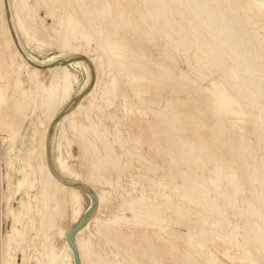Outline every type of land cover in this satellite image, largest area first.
<instances>
[{"label":"rangeland","instance_id":"obj_1","mask_svg":"<svg viewBox=\"0 0 264 264\" xmlns=\"http://www.w3.org/2000/svg\"><path fill=\"white\" fill-rule=\"evenodd\" d=\"M69 1H70V3H69ZM74 1V2H73ZM83 1V0H82ZM82 1H80L79 0V2H78V0H27L26 2L24 1H22V0H20V1H18V2H20L19 3V11L21 10V14H22V21H23V26H22V28L20 27V26H18L17 25V21L15 20V18L13 17V15L11 14V24H10V22H9V19H8V14H7V10H6V5H5V0H0V61L1 60H3V61H1V63H0V65L2 64V66H0V73L2 74V75H0V92H2L1 94H0V98H2V100H4V101H2L1 99V102L2 103H0V160L2 161L3 160V162H1L0 161V264H41L42 263V260H43V264H64L65 262H66V260L64 261L62 258H58V257H53V260L52 261H50L51 259H52V256H49L50 255V250H55V251H61L62 250V248L65 246V241H67V235L69 234V232L74 228V226H76V224H78L79 223V221L83 218V216L87 213V211L93 206V202H92V199H91V197L88 195V194H85V193H82L81 192V201L79 202L80 203V206H79V204H78V207H77V210L76 211H78V216H80V218L74 223L73 222V220H72V216H73V214H72V211H73V207L71 206V205H68L67 206V208H66V210H67V212L66 211H64V212H66V213H64V215H58V214H56L55 216H54V222H55V225H53V223L54 222H49V221H47L44 217H43V213H42V209H43V202L45 201L44 199H45V196H47V194L45 193L46 191H45V187L47 186V183L45 184L44 183V179H43V177H45V171H50L51 172V170H50V168H49V162H48V150L50 151V155H51V160H52V163H53V165H54V167H55V170L57 171V168H56V166L58 167V168H60L59 166L61 165V164H63L64 166H66L67 167V169H69L70 171H72V172H74V173H77L79 176H80V178H85V179H88L89 177L88 176H90L91 174H93V171H94V174H95V177L94 178H99L100 176H101V180H100V178L99 179H97V180H95V179H93V180H91L89 183L90 184H92L93 186H94V188H95V190L96 191H98L99 193H101V195H103V193H105L103 196H104V201H105V203H104V206L101 208V210L98 212V209L99 208H96V212H94L93 213V217L92 218H90L89 220H91V219H93L96 215H97V218H98V220L100 221V222H104V225L103 226H100L98 229L95 227L96 225H94V223L92 222L91 224H90V226H89V228H88V230L86 231V237L88 238V239H90V245H89V247L91 248H89L90 250V255H91V259H92V262H93V264H98V263H100L99 261H101V264H150V263H152L150 260H154V256H155V259H158L155 263H157L158 264V262L160 261V263H164V264H198L199 263V261H200V264H206L207 262V264H255V263H253L255 260H256V258H257V261H255L256 262V264H263L264 263V250H263V238H264V219L262 218V217H264V201H262L263 199H264V195H262V194H264V192L261 194V189H263L262 191H264V185H263V181H264V177H263V175H264V168H263V171H262V167H264V138H263V136H264V134L262 135V133H264V128H261L260 127V125L261 124H263V122H264V111L262 112V111H260L259 109H261V108H263L264 106H262V105H264V104H262V103H264L263 101V99H264V80H262V79H264V58H261V57H264L263 55V50L261 49V47H259V46H261V43H260V41L262 42V40H264V29L262 30L261 28H264L263 26L264 25H262V24H264V6H262V5H264L263 3V1L264 0H249L250 1V4L249 3H247L248 2V0H239V3H238V1L237 0H232V1H234V2H232L231 0H220V1H222L221 3L219 2V0L217 1V0H206V1H203V0H199V3L197 4L196 2H197V0H196V2H194V3H196V4H194L193 3V1H191V0H188V1H191L192 2V4H191V2L189 3L188 1H186V0H179V2L181 3H178V5H177V2H176V0H165V2H162V0H159L160 2H158V0H156V1H154V0H152V3H150L151 2V0H146L147 2L149 1V3H150V5H149V3H147V2H145V0H135V1H133L132 2V0H113L112 1V3L115 1V6L117 7V8H119L120 9V7H121V9L119 10V9H117V8H115V7H113L112 5V3H111V1L110 0H85V2H83L82 3ZM92 1V2H91ZM94 1V2H93ZM127 1H128V3H127ZM154 1V2H153ZM164 1V0H163ZM169 1V2H168ZM171 1H173V2H171ZM187 2V3H189V4H191V5H187L186 3H183V2ZM195 1V0H194ZM203 1V2H202ZM212 1V2H211ZM224 1V2H223ZM227 1V2H226ZM247 1V2H246ZM9 2H10V0H9ZM23 2V4H24V6H23V4L21 5V3ZM57 2V3H56ZM68 2V3H67ZM103 2L105 3V4H107L108 2L110 3V5H109V3H108V5L107 6H110V9L107 11V9H108V7L106 6L105 7V4L104 5H102L103 4ZM174 2H176V3H174ZM210 2V4L212 5L211 7H210V4H207L206 5V3H209ZM217 2H219V3H217ZM236 2V3H235ZM259 2V3H258ZM60 3V4H59ZM74 3H76V4H74ZM82 5H81V4ZM94 5H93V4ZM102 3V4H101ZM116 3H118L119 5V7L116 5ZM123 3V4H122ZM139 3V4H138ZM143 3H144V5H143ZM146 3V4H145ZM155 3H158V4H160V3H164L163 4V7H162V9L160 10L161 11V13H156V15H159V17L158 16H156L155 15V17H153V18H148L149 16H150V10L147 8V6L149 5V6H151V4H155ZM168 3H172L171 5L170 4H168ZM174 3V4H173ZM214 3V4H213ZM230 3V4H229ZM244 3H246V5H247V8H246V5L244 4ZM54 4H55V6H54ZM59 4V5H58ZM96 4V5H95ZM112 4V5H111ZM143 6H142V5ZM183 4H185L184 5V8L182 7L183 6ZM199 4H204V5H201L202 7H200V5ZM217 5L218 6V8L220 9V8H223V9H220L221 10V12L219 13V11H218V9H216L215 10V8L217 7V6H215L214 7V5ZM225 4V5H224ZM228 4V5H227ZM235 4V5H234ZM237 4H239V5H237ZM261 4V5H260ZM10 5V4H9ZM68 5H70V6H68ZM72 5V6H71ZM81 5V7H79ZM128 5V6H127ZM134 5V6H133ZM147 5V6H146ZM165 5V6H164ZM176 5V6H175ZM196 5V6H195ZM197 5H198V7H197ZM219 5L221 6L222 5V7H219ZM232 5V6H231ZM244 5H245V7H244ZM249 5V6H248ZM101 6V7H100ZM172 6V8H171V10L170 9H168V8H170ZM192 6V7H191ZM195 6V7H194ZM206 6H207V8H206ZM227 6H228V8H227ZM229 6H231V7H229ZM238 7V8H236V7ZM252 6V7H251ZM21 7H22V9H21ZM72 7H73V9H72ZM75 7V8H74ZM111 7H113V8H111ZM125 7V8H124ZM143 7H145L144 9H146V10H143ZM165 7V8H164ZM167 7V8H166ZM176 7V8H175ZM209 7V8H208ZM213 7V8H212ZM226 7V8H225ZM240 7L242 8H244V14H245V16H244V14H243V10H241L240 9ZM255 7V8H254ZM67 8V9H66ZM81 8V9H80ZM93 8V9H92ZM106 9V10H103L102 12H103V14L105 15V16H108V17H105L103 14H102V12H101V10H100V12H99V9ZM124 8V9H123ZM137 8V9H136ZM139 8V9H138ZM181 8H183L182 10H179V9H181ZM186 8H188V9H186ZM191 8H192V10H191ZM195 8H197V10L195 9ZM202 11L203 9V11L205 12V13H208V15L207 14H205V13H203V11L201 12V11H198L199 9ZM206 8V9H205ZM234 8H236V9H234ZM242 8V9H243ZM250 8H251V10H253V11H251L250 10ZM253 8V9H252ZM53 9V10H52ZM76 11H75V10ZM90 9H92L91 11H93L92 12V14H91V12L89 11ZM95 9V10H94ZM96 9L98 10L97 12L101 15H103L101 18H100V15L97 13V12H95L94 13V11H96ZM115 9V10H114ZM150 9H151V7H150ZM172 9H174V11L172 10ZM178 9V10H177ZM225 9H228V11L227 10H225ZM232 9H234V11L232 10ZM237 9H239V10H237ZM245 9H247V10H245ZM68 10V11H67ZM72 10V11H71ZM81 10H82V12H81ZM114 10V11H113ZM124 10V11H123ZM130 10V11H129ZM164 10H166V11H164ZM170 10V11H169ZM175 10H177V12H175ZM185 10L187 11V14L190 12L189 10H191L192 12H190L191 13V15L190 16H186L187 14H186V12H185ZM209 10H210V14H209ZM212 10V11H211ZM235 10H237V11H235ZM240 10H241V12H240ZM249 10V13L247 12ZM11 11V10H10ZM48 11V12H47ZM52 11V12H51ZM84 11V12H83ZM90 12V14H85V13H87V12ZM118 13H117V12ZM159 11V12H160ZM174 13H173V12ZM178 11L181 13V15H184V19L183 18H180L181 17V15L178 13ZM182 11V12H181ZM194 11H196V13L194 12ZM208 11V12H207ZM218 11V12H217ZM257 11V12H256ZM50 12V13H49ZM69 12H71L72 13V15H73V13L74 14H76L75 16V18H80L79 20H80V22H79V20L78 19H75V20H78V21H76L81 27L79 28H77L78 30H82V32H83V34H82V32H81V30H80V32H77V29L75 30L76 31V34L74 33V36H75V40H72V39H70L71 38V32H70V29L69 28H71V24H72V22L74 21L73 19H74V16H72L71 15V13H69ZM108 12V13H107ZM111 12V13H110ZM127 12H129V13H127ZM142 12V13H141ZM149 14H148V13ZM162 12H164V13H162ZM185 12V13H184ZM199 12V13H198ZM216 12V13H215ZM223 12H224V14H223ZM227 12H228V17L230 18H228L227 16H225V15H227ZM232 12V13H231ZM236 12V13H235ZM237 12H239L240 13V15H243V16H240L239 15V13H237ZM247 14H246V13ZM256 12V13H255ZM260 12V13H259ZM69 13V14H68ZM84 13V14H83ZM93 13H94V15H93ZM106 13H107V15H106ZM110 13V14H109ZM127 13V14H126ZM175 13H178V14H175ZM183 13V14H182ZM205 15H203V14ZM214 13V14H213ZM226 13V14H225ZM233 13H235L234 15H233ZM252 13L254 14L255 13V15H252ZM258 13V14H257ZM263 13V16L261 15ZM20 14V15H21ZM131 14V15H130ZM132 14H134V15H132ZM146 14H148V16H146ZM163 14V15H162ZM166 16H165V15ZM200 14V15H199ZM202 14V15H201ZM213 14V15H212ZM251 14V15H250ZM89 17H88V16ZM98 16L99 15V17L98 18H100V20L103 22V21H105L103 24L105 25H103L102 23L100 24L99 22H101L99 19H95V18H97L96 16ZM115 15H118V16H115ZM127 15V16H126ZM141 15V16H140ZM145 15V16H144ZM161 15V16H160ZM176 15H177V17H176ZM194 15V16H193ZM197 15V16H196ZM198 15H199V17L201 18V19H199L198 18ZM221 15V16H220ZM226 17H224V16ZM231 15H233V17L231 16ZM235 15H238V16H236L235 17ZM251 17H250V16ZM261 16V18H263V19H260L259 18V16ZM69 16H71V17H69ZM81 16H82V18H81ZM93 16V17H92ZM130 16V17H129ZM133 16V17H132ZM154 16V15H153ZM164 16V17H163ZM167 16L170 18V21H169V18L167 19ZM171 16V17H170ZM179 16V17H178ZM203 16H204V18H203ZM207 16H209V17H207ZM217 16V17H216ZM231 16V17H230ZM73 17V18H72ZM104 17V19L102 20V18ZM110 17V18H109ZM114 17V18H113ZM161 17H162V19H161ZM183 17V16H182ZM225 18V19H221V18ZM238 17V18H237ZM256 17H258V19H257V21L256 20H254ZM90 18V19H89ZM105 18H106V20H105ZM129 18V19H128ZM136 18V19H135ZM160 18V19H159ZM164 18H166L165 20L166 21H168L169 23L171 22L172 23V25H171V23H170V25L172 26L171 28H177V29H172L173 31V34H172V32L170 33L169 32V35H167L166 36V34L167 33H165L164 35H162L163 33H164V31H161L162 29H164L165 30V28L163 27V26H165L166 24H168V22H166V21H164ZM173 18H175L174 20H175V23L173 22ZM185 18H186V20H185ZM194 19V20H192V19ZM212 18V21L210 22V23H208L207 21H210V20H208V19H211ZM216 18H218V19H216ZM231 18H233V19H237V20H231ZM250 18V19H249ZM253 18V19H252ZM69 19H71L72 21H70ZM82 19V20H81ZM108 19V20H107ZM114 19H115V21H114ZM120 19V20H119ZM131 19V20H130ZM146 21H145V20ZM153 19V20H152ZM155 19H158L159 20V24H158V20H155ZM181 19H183V20H185V21H181ZM196 19H199V21L200 20H205V21H202L203 23L201 24V22H199L198 20H196ZM215 19V20H214ZM221 19V20H220ZM230 20V21H227V20ZM20 20V19H19ZM83 20H84V24H85V22H86V25H84L82 22H83ZM86 20H92V21H88L89 23H91V24H87V21ZM93 20H94V22H95V20H96V24H95V27H94V25H93ZM99 20V21H98ZM122 20H123V22H122ZM127 20V21H126ZM138 20V21H137ZM145 22H144V21ZM161 20H163L164 21V23L163 22H161ZM187 20H188V23H186L187 22ZM207 20V21H206ZM214 20V21H213ZM218 20V21H217ZM219 20H220V23L222 22V24H219ZM224 22H223V21ZM239 20H241V21H239ZM246 20V21H245ZM248 20V21H247ZM252 20V21H251ZM261 21V20H263V21H261V22H259V21ZM98 21V22H97ZM130 21H131V23H130ZM141 21V22H140ZM143 21V22H142ZM149 21V22H148ZM193 21V23H191ZM195 21V22H194ZM201 24V25H197V24H199L198 22ZM215 21H217V25H216V23H215ZM227 21V22H226ZM231 21H234V22H238L239 21V23H232ZM245 21V23H246V25H245V23H243ZM254 21H255V24H254ZM75 22V21H74ZM75 22V23H76ZM154 22H156V24L154 23ZM191 24H190V23ZM205 22V23H204ZM212 22H214V23H212ZM228 22H230V24L228 23ZM243 23V25H242V23ZM249 22H250V24H249ZM256 22H257V24L259 25V24H261V25H259V28H257L258 26H257V24H256ZM263 22V23H262ZM81 23H82V25H81ZM98 23V24H97ZM108 23V24H107ZM111 23V24H110ZM112 23H113V25H112ZM120 25H119V24ZM135 23H136V25H135ZM140 23V24H139ZM143 23V24H142ZM150 23V24H149ZM151 23L152 24H154L155 26H152L151 25ZM163 25H162V24ZM174 23V24H173ZM206 23H208L210 26H202V25H206ZM241 23V24H240ZM252 23V24H251ZM99 24H100V26L102 27L101 29L102 30H97V28L99 27ZM118 26H117V25ZM157 24H158V26H157ZM176 24L177 25H179V26H176ZM187 24H189V25H187ZM225 25L224 27H222V25ZM226 24H229L230 25V27H229V25H227L226 26ZM236 24V25H235ZM239 24H240V26H239ZM87 25H89V26H87ZM93 25V26H92ZM97 25H98V27H97ZM113 27H112V26ZM116 25V26H115ZM124 25V26H123ZM127 25V26H126ZM130 25H131V27H130ZM160 25V26H159ZM161 25H162V27H161ZM185 25V26H184ZM187 25V26H186ZM190 25H192V26H190ZM212 25V26H211ZM215 25V28H211V27H213ZM231 25H233V26H231ZM247 25L250 27H247ZM254 26V27H252V26ZM90 26H92V29H94L96 32H98V33H96L95 31H93L92 29H91V27ZM108 26V27H107ZM115 26V27H114ZM152 26V27H151ZM167 26V25H166ZM180 26H182V27H180ZM189 26V27H188ZM195 26H198V27H196L197 28V31H196V28H195ZM199 26H200V28H199ZM221 26V27H220ZM238 28H237V27ZM84 27H89V30H91V31H93V32H91V31H89L88 32V28H86V30H84V31H86L85 33H84V31H83V29H85ZM103 27L105 28L106 27V29H104L103 30ZM120 27V28H119ZM121 27H122V29H121ZM123 27H125V28H123ZM127 27H128V29H127ZM149 27H151V29H149ZM191 27V28H190ZM220 27V28H219ZM230 29H229V28ZM243 27V28H242ZM261 27V28H260ZM109 28V29H108ZM140 28V29H139ZM190 28V29H189ZM194 30H193V29ZM204 28V30L206 29V31H204V30H202ZM208 28H210V29H208ZM223 28V31L221 30ZM232 28V29H231ZM237 28V29H236ZM242 28V29H241ZM249 28V29H248ZM252 28H254L255 30H253ZM108 29V30H107ZM125 31H124V30ZM134 29V31H132V30ZM143 29V30H142ZM150 31H149V30ZM153 29V31H151ZM161 29V30H160ZM181 29H183V30H181ZM199 29H200V31H199ZM213 31H212V30ZM215 29V30H214ZM218 29H220L221 31H220V33H222V34H220L219 33V35L217 36L218 38H216V36H214V34H218ZM226 29H227V31H226ZM233 29H234V31H235V33L237 34H235L234 33V31H233ZM246 29H247V32H246V34L245 33H242V32H244V30L246 31ZM69 30V31H68ZM110 30H114V31H110ZM191 30H193V31H195V32H193V31H191ZM207 30H208V33H206L207 32ZM228 30H230V32L228 31ZM237 30V31H236ZM240 30H243V31H241V33L242 34H244V35H242L241 33H239L240 35H242L243 36V38H244V36L246 35V37H248V41H246V37H245V39H243V38H241L242 36H240L239 34H238V31L240 32ZM249 30V31H248ZM252 30H253V32H252ZM116 31V32H115ZM123 31H124V33H123ZM151 32V34L149 33V32ZM161 31V33H159ZM176 31H178V33L175 35V32ZM184 31V32H183ZM187 31H189V32H187ZM199 31V32H198ZM202 31H204V33L202 32ZM215 31V32H214ZM217 31V32H216ZM233 31V32H232ZM257 31V32H256ZM63 32V33H62ZM70 32V33H69ZM88 32V33H87ZM101 34H100V33ZM102 32H104V33H102ZM108 32H109V34H108ZM110 32H112V34L110 33ZM115 32V33H114ZM120 32V33H119ZM129 34H128V33ZM141 34H140V33ZM143 32H145V33H143ZM153 32H155V33H157L156 35H155V33H153ZM198 34H200L202 37H200V35H197V33ZM225 32H229V33H225ZM232 32V33H231ZM248 32H250V34L251 35H249V33ZM253 34H252V33ZM257 34H256V33ZM79 33V34H78ZM80 33L82 34V35H80ZM91 33V34H90ZM92 33H94V34H92ZM181 35H180V34ZM185 33V34H184ZM211 33V34H210ZM231 33V34H230ZM84 34H86L87 35V39H89V41L88 40H86L85 38H84V36H86V35H84ZM96 34H99V35H96ZM116 35V36H114V35ZM128 34V35H127ZM132 34V35H131ZM187 34V35H186ZM189 34V35H188ZM191 34V35H190ZM208 34H209V36H208ZM225 34V35H224ZM233 34V35H232ZM247 34H248V36H247ZM254 34H256V35H254ZM65 35V36H64ZM76 35H78V36H76ZM84 35V36H83ZM94 35H96L97 37L99 36V38H96V36L95 37H93ZM104 35V36H103ZM110 35H112V36H110ZM123 35V36H122ZM136 35V36H135ZM153 35V36H152ZM174 35V36H173ZM177 35H178V39H177ZM192 35L194 36L193 38H192ZM199 36V40H198V38H197V36ZM207 35V36H206ZM214 37V38H216V39H219V36H220V39H222L221 41H222V43H220V40H216V42H215V39L212 37V36ZM228 35V36H227ZM230 35V36H229ZM234 36L235 38H234V40L233 41H231L232 39H233V37L232 36ZM236 35V36H235ZM260 35V36H259ZM15 36V37H14ZM67 36V37H66ZM80 36H82V39H80V40H77V39H79L80 38ZM90 36V37H89ZM105 36H107L108 38H107V42H104L103 41V39H100V38H104ZM145 36V37H144ZM149 36V37H148ZM158 38H157V37ZM181 36V37H180ZM196 36V37H195ZM206 36V37H205ZM211 36V37H210ZM222 36H224L223 38H222ZM228 37V38H225V37ZM238 36H239V38H238ZM253 38H251V37ZM256 36H258V37H256ZM66 37V38H65ZM70 37V38H69ZM112 37V38H111ZM123 37V38H122ZM127 37H129V38H127ZM135 37V38H134ZM138 37V38H137ZM139 37H140V39H139ZM153 39H152V38ZM172 37V38H171ZM173 37H174V40H173ZM176 37V38H175ZM186 37V38H185ZM187 37H188V39H187ZM230 37H231V40H230ZM236 37H237V39H236ZM250 37V38H249ZM84 38V39H83ZM92 38H94V39H92ZM95 38H96V40L98 39V41L99 42H97L96 40H95ZM109 38H111V39H113V38H116V39H113L112 41H111V39H109ZM120 38V39H119ZM138 40H137V39ZM145 38V39H144ZM148 40H147V39ZM164 38V39H163ZM165 38L167 39V40H165ZM172 39V40H170V39ZM182 38V40L184 39V42L185 43H187V41H188V43L185 45V43L183 42V41H181L180 39ZM191 38V39H190ZM200 38H203V41L204 40H206L205 42H203L202 40H200ZM210 38V39H209ZM211 38H213V39H211ZM256 38L257 39H259V40H256ZM262 38V39H261ZM66 39H70V43H71V45H70V43L68 42L69 40H66ZM92 39V40H91ZM108 39L111 41H108ZM126 39V40H125ZM145 41H144V40ZM163 39V40H162ZM187 41H186V40ZM195 39L196 40H198V41H200V43L202 44H198V43H196V41H195ZM226 39V40H225ZM228 39V40H227ZM240 39H242L243 41H241ZM250 39V40H249ZM94 40H95V42H96V44H95V42H94ZM100 40H102V42L100 41ZM116 40H117V42L119 43V41H120V43H119V45H117L118 43L116 42ZM121 40H123V41H121ZM144 42H143V41ZM150 40V41H149ZM151 40H153V41H151ZM158 40V41H157ZM162 40V41H161ZM169 40L171 41V44H169L168 42H169ZM181 41L180 43H181V45L177 42V41ZM214 40V41H213ZM253 40H255L254 42H253ZM89 42V43H87V42ZM92 41V42H91ZM115 42L116 43V46L118 47V48H116L115 46H114V44L115 43H112V42ZM155 41V42H154ZM160 41V42H159ZM167 41V42H166ZM175 41V42H174ZM193 42V44H192V42ZM202 41V42H201ZM212 41V42H211ZM217 41H219V43H220V45H222L223 47H221L219 44H217ZM225 41V42H224ZM226 41H229V42H226ZM231 41V42H230ZM237 41H238V43H240L239 45L237 44ZM240 41V42H239ZM259 41V42H258ZM85 42L87 43V44H85ZM91 42V43H90ZM103 43V44H101V43ZM108 42H110V43H108ZM122 42H123V44H122ZM131 42V43H130ZM148 42V43H147ZM150 42H151V44H150ZM164 42H166L167 44H168V46L170 47V45H172V47H170V49H169V47L166 45V43L164 44ZM215 42V44H213ZM233 42H234V45L235 44H237V45H233ZM236 42V43H235ZM241 42L244 44V43H246V42H248L249 44L251 43L252 44V46H254V47H252L251 45H249L248 43H246V44H248L249 46H251L250 48H245L244 46H246V47H249L248 45H243V44H241ZM264 42V41H263ZM263 42H262V48H263V46H264V44H263ZM65 43H66V45H65ZM101 45H100V44ZM139 43V44H138ZM178 44V45H176V46H180V47H178V48H176V46H175V44ZM183 43V44H182ZM210 43H211V45H210ZM232 43V44H231ZM256 43V44H255ZM106 44H107V47H106ZM110 44L113 46V47H110ZM196 44L197 45H199V46H196ZM258 44H260V45H258ZM63 45H65V46H67V47H64ZM87 45H89V46H87ZM104 45V46H103ZM132 45V46H131ZM203 45H210L209 47L208 46H205V48L207 49V47H208V50H207V52L205 51L206 49L203 47ZM216 45H218V46H220L219 48H218V46H216ZM228 45V46H227ZM233 45V46H232ZM255 45H256V48L258 49V47L260 48V49H258L259 51H256L257 49L255 48ZM143 46V47H142ZM147 46V47H146ZM161 48H160V47ZM213 46H215V47H213ZM225 46V47H224ZM230 46V47H229ZM231 46L232 47H234V48H232V49H229V48H231ZM239 46H241V47H243V48H241V47H239ZM77 47H80V49H78ZM120 47V48H119ZM164 47V49H162ZM175 47V48H174ZM182 47V48H181ZM186 47V48H185ZM198 47H199V49H198ZM210 47H212V48H210ZM72 48V49H71ZM74 48H76V49H74ZM104 49V52H105V50H106V53L108 52V54H109V56L107 57V55H105L104 57H100V59H97V58H99V57H96L94 54H96L97 52V49H99V50H102V49ZM110 48V49H109ZM113 48V49H112ZM115 48V49H114ZM122 48V49H121ZM124 48V49H123ZM128 48V49H127ZM168 48V49H167ZM172 48V49H171ZM184 48H185V50H184ZM190 50H189V49ZM200 48H202V49H200ZM216 48V50L213 52V50ZM223 48V49H222ZM240 49L239 51H240V53H242V55H240V53H239V51L237 50V49ZM252 48H254V49H256V50H254V49H252ZM71 49V50H70ZM78 49V50H77ZM117 49L118 50H120V52L119 53H117L118 51H117ZM131 49H133V50H131ZM140 51H139V50ZM145 49V50H144ZM174 49V50H173ZM179 49V50H178ZM204 49V51H201V50H203ZM213 49V50H212ZM227 49V50H226ZM228 49H229V51H233V52H237L236 53V55H235V53H231L230 52V54L232 55V54H234L235 56H231L230 57V54H229V52H227V54L225 53L226 51H228ZM235 49V50H234ZM244 51H246V52H249V53H246V52H244ZM245 49H247V50H245ZM16 50L17 51H20L21 52V54L23 55V53H25L27 56L30 54V55H32L35 59H37L38 61H42V62H44V61H47L48 59H50V58H52V57H56V58H63V57H67V56H72V55H74V53H76V51H78L77 53L78 54H85V55H88L87 57H89V58H95L96 60H98L96 63H98V64H96L94 67H92V66H88V64L86 65V63L84 64V62H82V61H80L79 59V62H81L82 63V66H80V64H76V66H74L73 64H70V66L69 65H64V66H60V71L61 72H64L66 75L68 74V79H69V90H68V92L66 93V94H64L63 95V93H62V91L61 92H59V94H58V96L56 97V99H55V101H54V103H52V105H51V100L49 99V101L47 100L48 99V97H47V99H45L46 98V96H47V93H45L44 92V90H45V88H47L48 87V85H49V78H50V75H51V73H50V71H48V70H43L42 72H41V74H40V79H41V82H43V84L45 85V87H44V89L42 88V92L44 93H42L41 91V93H39L42 97H39L40 95L39 94H37L38 93V90L36 89V87L34 88V85L32 84V82H31V80H30V76H29V70H28V68H25V66H23L22 65V62H21V60H20V58L16 55ZM72 50H74V52L72 51ZM89 50H90V52H89ZM94 50H96V51H94ZM114 50H115V53H114ZM147 50V51H146ZM179 51V52H176L175 53V51ZM184 50V51H183ZM211 50V51H210ZM225 50V51H224ZM237 50V51H236ZM252 50H254V51H252ZM263 51V52H260V51ZM68 51H70V52H68ZM113 51V52H112ZM130 51V52H129ZM142 51V52H141ZM160 51V52H159ZM166 51V52H165ZM183 51V52H182ZM187 51V52H186ZM190 53H189V52ZM213 52V54H209V52ZM222 53H220V52ZM242 51V52H241ZM258 52V53H256V52ZM89 52V53H88ZM95 52V53H94ZM123 52V53H122ZM125 52L127 53L128 52V54H125ZM134 54H133V53ZM202 52V53H201ZM204 52V53H203ZM219 52V53H218ZM243 52H244V54H243ZM256 53V56H255V54L254 53ZM29 53V54H28ZM73 53V54H72ZM93 53V54H92ZM113 53L114 54H117V56H115L114 58H111V56L113 55ZM163 53V54H162ZM172 53V54H171ZM181 53V54H180ZM184 53H186V54H188V55H184ZM196 53H197V55H196ZM214 53H217L216 55V57L215 58H217L218 57V55H219V57L217 58V60L215 61V60H211L212 58H211V56L214 58V56H215V54ZM245 53L247 54V55H245ZM7 54H9V56L10 57H8V55ZM11 54V55H10ZM13 54V55H12ZM14 54H15V56H14ZM121 55V56H119V55ZM136 54H138V55H136ZM167 54V55H166ZM171 54V55H170ZM180 54V55H179ZM183 54V55H182ZM202 54V55H201ZM206 54H208V55H210V56H207ZM221 54V55H220ZM239 54V55H238ZM257 54H259V55H257ZM263 54V55H262ZM29 55V56H30ZM76 55V57H77V54H75ZM206 55V56H205ZM226 55V56H225ZM229 55V56H228ZM238 55V56H237ZM247 57V58H245V56ZM13 56V59L11 58ZM114 56V55H113ZM112 56V57H113ZM123 56V57H122ZM132 56H134L135 57V59H134V57H132ZM149 56L151 57V58H149ZM179 56V57H178ZM182 56V57H181ZM186 56V57H185ZM192 56H193V58H192ZM207 58V61H205L206 60V58ZM222 56V57H221ZM228 56V57H227ZM236 56H237V58H236ZM241 57V59H240V57ZM260 58H259V57ZM111 58L110 59V62L108 61L109 59L108 58ZM120 57V59H115V58H119ZM130 57H132V58H130ZM143 57H146L145 58V60H144V58ZM175 57V58H174ZM177 57V58H176ZM201 57H203V58H201ZM222 59H221V58ZM227 57V58H226ZM235 57V58H234ZM6 59V60H4V59ZM105 58V59H104ZM108 60H107V59ZM124 58V59H123ZM210 58V59H209ZM214 58V59H215ZM221 60H220V59ZM224 58H226V60L224 59ZM235 59V60H242L243 58L247 61H243L242 60V62L241 63H239L238 61H235V60H233L232 62H229V59L230 60H232V59ZM249 58H251V59H249ZM254 58V59H253ZM10 59V60H9ZM16 59V63H14L15 60ZM66 59V58H65ZM101 59H103V60H101ZM128 59V60H127ZM132 59V60H131ZM137 59V60H136ZM140 59V60H139ZM152 59V60H151ZM154 59V60H153ZM167 59H169V60H167ZM195 59V60H194ZM208 59H209V61H208ZM228 59V60H227ZM259 59V60H258ZM261 59V60H260ZM55 60H59V59H55ZM54 60V61H55ZM118 60H119V63H118ZM135 60V61H134ZM158 60V61H157ZM162 60V61H161ZM165 60V61H164ZM203 60V61H202ZM218 60H219V62H220V64L222 65V64H224V65H216V64H219V62H218ZM227 61L226 63H224V61ZM7 61V62H6ZM107 61H108V63H107ZM117 61V62H116ZM125 61V62H124ZM127 61V62H126ZM150 61V62H149ZM156 61V62H155ZM173 61V62H172ZM200 61H201V63H200ZM211 61L213 62H217L216 64H214V62L213 63H211ZM234 61L236 62V63H234ZM2 62H4V63H2ZM13 62V63H12ZM102 63L103 65L101 66V64L100 63ZM120 62H121V64H120ZM126 63L125 64V68H124V70H123V68L120 70L119 68H117V66H121V67H123V63ZM133 62V63H132ZM144 64H143V63ZM166 62H168V63H166ZM208 62H210V64L208 63ZM223 62V63H222ZM237 62H238V64H237ZM250 62V63H249ZM164 63V64H163ZM166 63V64H165ZM177 63V64H176ZM206 63V64H205ZM230 63H234V65L236 64V65H238V66H240V67H235L234 68V66H232V64H230ZM247 63H249L250 65H248ZM6 64V65H5ZM11 64L13 65V66H11ZM108 64H109V66H108ZM110 64H112V65H110ZM116 64V65H115ZM152 64V65H151ZM156 64V65H155ZM186 64V65H185ZM202 64V65H201ZM214 64V65H213ZM226 64H228V66L226 65ZM240 64V65H239ZM252 64V65H251ZM3 65H5V67H7V68H5ZM7 65H9V66H11V68H9ZM18 65H21V66H18ZM145 65V66H144ZM154 65V66H153ZM165 65V66H164ZM195 65V66H194ZM206 65V66H205ZM229 68V69H233L232 71H231V73H230V71H229V69L226 67V66ZM242 65V66H241ZM246 66V68L247 69H245V66ZM17 66L19 67V68H17ZM78 66V67H77ZM111 66V67H110ZM116 66V67H115ZM158 66V67H157ZM178 66V67H177ZM187 66V67H186ZM189 66V67H188ZM204 66H205V69H204ZM208 66V67H207ZM211 66H213L212 68L213 69H211V68H209V67H211ZM215 66H216V68H215ZM222 67L223 68V66H225V68L227 69H223V70H221L222 68H219V67ZM230 66H232V67H230ZM1 67H3V68H1ZM108 67H110V68H108ZM120 67V68H121ZM169 67V68H168ZM174 67L176 68L175 70H174ZM242 67H243V69H242ZM254 67V68H253ZM13 68H14V70H13ZM97 68V69H96ZM103 68V69H102ZM173 68V69H172ZM208 68H209V70H210V72H208L207 70H208ZM215 68V69H214ZM237 68V69H236ZM238 68H240V69H238ZM8 69V70H7ZM12 69V70H11ZM22 69V70H21ZM96 69V70H95ZM101 69V70H100ZM115 69V70H114ZM117 69H118V72H117ZM193 69H195V70H193ZM201 69V70H200ZM207 69V70H206ZM221 70V72H219L218 70ZM236 69V70H235ZM4 70V71H3ZM6 70V71H5ZM19 70H21V71H19ZM67 72H66V71ZM120 70V71H119ZM123 70V71H122ZM164 70V71H163ZM182 70V71H181ZM203 70V71H202ZM237 70H239L238 72H237ZM243 70V71H242ZM7 71H8V73H7ZM12 71H14V72H12ZM115 71V72H114ZM148 71H149V73H148ZM163 71V72H162ZM192 71V72H191ZM196 71V72H195ZM226 71V72H225ZM236 71V72H235ZM242 71V73H243V75H242V73H239V72H241ZM3 72H4V74H3ZM5 72H6V74H5ZM18 72V73H17ZM90 72H91V74H90ZM99 72V73H98ZM107 72L109 73V77H107L108 75H107ZM117 72V73H116ZM120 72V73H119ZM159 72H161V73H163V74H161V73H159ZM184 72V73H183ZM191 72V73H190ZM201 72H203L204 73V76H203V73H201ZM207 72V73H206ZM217 72H219V73H217ZM229 72V73H228ZM232 72H233V74H232ZM246 72H248V73H246ZM9 73H11V76H10V74ZM14 73H15V75H14ZM20 73V74H19ZM103 73H104V75H103ZM111 73V74H110ZM165 73H166V75H165ZM182 73V74H181ZM200 73L202 74V75H200ZM215 75H213V74ZM215 73H217V74H215ZM220 73H221V75H220ZM223 73V74H222ZM227 75H226V74ZM246 73V74H245ZM10 76V78H9V76ZM114 74H116V76L118 77H116ZM120 74H122V75H120ZM140 74V75H139ZM144 74V75H143ZM179 74H180V76H179ZM205 74H206V76H205ZM213 76H212V75ZM226 75L225 77L224 76H222V75ZM229 74H232V75H236V76H232V78H230V75ZM239 74H241V75H239ZM245 74V75H244ZM5 75H7V78L6 77H2V76H5ZM18 75V76H17ZM101 75H103V76H101ZM111 75V76H110ZM119 75V76H118ZM163 75H165V78H164V76ZM171 75V76H170ZM97 76V77H96ZM114 76L117 78H114ZM120 76L122 77V78H120ZM151 76V77H150ZM162 76V77H161ZM188 76V77H187ZM197 78L198 80H200V81H198V80H196L195 78ZM202 78H204V79H202ZM213 77V79H212V77ZM222 77V80L223 81H221V78H219V77ZM227 76H228V78H227ZM1 77L2 78H4V79H1ZM95 77V78H94ZM106 77H107V79H106ZM112 77H113V80H112ZM139 77H141V78H139ZM144 77H146V78H144ZM156 77H158V78H156ZM179 77H180V79H179ZM186 77V78H185ZM206 77H208L209 79H207L205 82H204V80L206 79ZM214 77H218L219 78V80H218V78H214ZM223 77H224V79H226L225 80V83H224V79H223ZM132 78V79H131ZM153 78V79H152ZM162 79V78H164V80L165 81H163V80H161L160 81V79ZM169 78V79H168ZM175 78V79H174ZM184 78V79H183ZM187 78H188V81H187ZM234 78V82L232 81H230V82H228L229 81V79H233ZM238 78H241V79H243L242 80V83H241V81L240 80H238ZM246 78H248V79H246ZM6 79H8V80H6ZM11 79V80H10ZM13 79V80H12ZM18 79H20L19 81L16 80ZM89 79V80H88ZM95 79H97V80H95ZM123 79V80H122ZM131 79V80H130ZM139 79V80H138ZM154 79H156V80H154ZM172 79V80H171ZM182 79V80H181ZM190 79V80H189ZM202 79V80H201ZM1 80H3V81H1ZM94 80L96 81V82H94ZM101 81V82H98V81ZM111 80H112V82L113 81H115V82H113V83H111ZM118 80H121V81H123L122 82V84L121 83H119L120 81H118ZM135 80V82L133 83V81ZM137 80V81H136ZM147 80V81H146ZM151 80V81H150ZM191 80H192V82H191ZM218 80V82H216ZM236 80H238V81H236ZM150 81V82H149ZM171 81V82H170ZM174 83H173V82ZM180 81L181 82H183V83H180ZM215 81V82H214ZM219 81H221V83L219 82ZM236 81V82H235ZM240 81V82H239ZM5 82H6V86H8V87H6L5 86ZM20 82V83H19ZM144 82V83H143ZM160 84H159V83ZM187 84H186V83ZM194 82V83H193ZM201 83V85H199V83L198 84H196V83ZM223 82V83H222ZM227 82V83H226ZM237 82H238V84H237ZM3 83V84H2ZM14 83V84H13ZM16 83V84H15ZM17 83H19L20 84V89H19V87H18V85L19 84H17ZM93 83V85L94 84H96L97 83V89L99 88V90H97V92H96V94H98V95H95L96 97H94L93 99H91V100H83V102H82V106L84 107V113L83 114H81V115H79V117H77V119H75V121L73 122V123H71L69 120H65V122L64 121H61V123L62 122H64V124H61L60 123V120L62 119H60L57 123L58 124H56L55 125V127L53 128V130L52 131H50V128H51V124H50V120L52 119V121L51 122H53L54 120H55V118L58 116V114H60L63 110H65L72 102H73V100L80 94V93H82L84 90H86L91 84ZM98 83L99 84H101V86L100 85H98ZM109 83H111L112 84V86L109 84ZM172 83V84H171ZM179 83H180V89L178 88V87H176V84H178L179 85ZM195 84L194 86H193V84ZM206 83V84H205ZM213 83H215V85L213 84ZM219 83V84H218ZM233 83H236V87L237 86H240V87H238V88H236L235 87V85H233ZM240 83V84H239ZM254 83H256V84H254ZM263 83V84H262ZM8 84V85H7ZM105 84V85H104ZM108 84V85H107ZM137 84V85H136ZM164 84V85H163ZM184 84H186V85H184ZM221 84H223L222 86H224L225 84H227L226 86V89L224 90V92H225V94L227 93V92H229V91H233V92H229V93H227V94H229V95H226V96H229V97H231V98H233V101L235 102L234 104L236 105H234L233 104V102L229 105V107L226 109V110H223V111H219L218 109H220V105L222 104V102H223V99L225 98V94H224V92H222L223 90V88H222V86H221ZM229 84H232L233 86H231V85H229ZM16 86L17 85V87H14V86ZM115 85L119 88V89H116L117 87H115ZM134 85H135V87H134ZM159 85V86H158ZM167 85H169V87L167 86ZM171 85V86H170ZM172 85L174 86L173 88H172ZM197 85H198V87H197ZM212 85H214V86H212ZM243 85V86H242ZM12 86L14 87V88H12ZM99 86V87H98ZM104 86V87H103ZM112 87V89H111V87ZM139 86V87H138ZM200 86H201V89H202V86H203V90L201 91V89H195V88H200ZM207 86V87H206ZM218 86V87H217ZM230 86L232 87V90H231V88H230ZM6 88V89H4V88ZM11 87V88H10ZM106 87V88H105ZM109 87H110V89L111 90H113L112 92L110 91V93H108L109 92ZM114 87V88H113ZM121 87V88H120ZM122 87H123V90H121V92L119 91L120 89H122ZM151 87V88H150ZM182 87V88H181ZM193 87H195V88H193ZM205 87H206V89H205ZM210 87H214V88H210ZM216 87V88H215ZM220 87V88H219ZM235 87V88H234ZM10 88V89H9ZM17 88V89H16ZM103 88V89H102ZM147 88H148V91H147ZM155 88V89H154ZM158 88V89H157ZM176 88L178 89V90H176ZM210 90H209V89ZM228 88V89H227ZM234 88V89H233ZM239 88H240V90H239ZM16 89V90H15ZM21 89H22V91H21ZM33 89V90H32ZM102 89V91L104 92V94L105 95H107L106 93H108V95L107 96H105L104 94H103V92H100V90ZM115 89V90H114ZM173 89V90H172ZM214 91V92H212V90ZM217 89V90H216ZM218 89H221V90H219L218 91ZM255 89V90H254ZM5 90H6V92H5ZM12 90V91H11ZM17 91V92H15V91ZM24 90V91H23ZM30 90H31V92H30ZM105 90V91H104ZM106 90H107V92H106ZM117 90L119 91V93L117 92ZM155 92H154V91ZM157 90V91H156ZM160 90H162L161 92H160ZM193 90V91H192ZM195 90V91H194ZM199 90V91H198ZM241 92V93H239V91ZM259 90V91H258ZM7 91H8V93H7ZM11 91V92H10ZM21 91V92H20ZM37 91V92H36ZM99 91V92H98ZM115 91H116V93H115ZM151 91V92H150ZM170 91V92H169ZM172 91H173V93H172ZM175 91H176V93H175ZM178 91V92H177ZM211 93H210V92ZM237 91V92H236ZM258 91V92H257ZM14 92V93H13ZM25 92V94L23 95V93ZM33 92V93H32ZM145 92V93H144ZM190 92V94H188ZM197 92H200L201 94H205L204 96L205 97H203V95H201L200 94V96L198 95V93ZM203 92V93H202ZM209 92V93H208ZM217 92V94H214V93H216ZM236 92V93H235ZM243 92V93H242ZM254 92V93H253ZM262 92H263V94H262ZM6 93H7V95H6ZM21 93H22V99H21ZM36 93V94H35ZM112 93H115V94H112ZM154 93H155V95H154ZM157 93V94H156ZM159 93V94H158ZM171 93V94H170ZM192 93H196L195 95H193ZM206 93H208V94H206ZM232 93H233V96H232ZM5 94V95H4ZM11 94L13 95V97L15 96V98L14 99H16L17 101H15L14 99H13V97L11 96ZM16 94V95H15ZM17 94H19V97H20V101H19V98H18V96H17ZM32 94V95H31ZM102 94V95H101ZM117 94V95H116ZM147 94V95H146ZM174 94V95H173ZM220 94H221V96H222V99H221V96H220ZM234 94H238V96L236 97V95L234 96ZM99 95H101L102 96V98H101V96H99ZM111 95H112V97H111ZM113 95L115 96V97H113ZM172 95H173V97H172ZM179 95V96H178ZM190 95V96H189ZM207 95H211V96H207ZM216 95V96H215ZM231 95V96H230ZM242 95V96H241ZM255 95V96H254ZM259 95H261L262 96V98H261V96H259ZM2 96V97H1ZM25 96V97H24ZM29 98H31V99H29ZM36 96H38V98H36ZM104 96V97H103ZM141 96H143V97H141ZM146 96V97H145ZM154 96H156V97H154ZM169 96H171V97H169ZM176 96V97H175ZM207 96V97H206ZM215 96V97H214ZM3 97H5V99H3ZM9 97L10 98H12L14 101V103L11 101V102H9L8 103V100H9ZM17 97V98H16ZM100 97V98H99ZM105 97H106V99H105ZM117 97H119V98H117ZM154 99H153V98ZM179 97V98H178ZM195 97V98H194ZM197 97V98H196ZM218 97H220V98H218ZM237 98V104H236V98ZM257 97V98H256ZM258 97L259 98H261L262 100H260V99H258ZM8 98V99H7ZM25 98H26V100H25ZM37 99L38 101H39V99H40V101H39V103H38V101L37 100H34V99ZM97 98V99H96ZM114 98H116V99H114ZM123 98V99H122ZM142 98V99H141ZM150 98V101L148 100V99ZM151 98H152V100H151ZM171 98V102H169L170 100L169 99ZM174 98V99H173ZM177 98V99H176ZM183 98V99H182ZM191 100H190V99ZM235 98V99H234ZM238 98H240V99H238ZM12 99H10V100H12ZM29 99V100H28ZM95 99V100H94ZM115 101H114V100ZM125 99V100H124ZM146 99V100H145ZM175 99H176V101H175ZM180 101H182V102H180ZM192 99H194V100H192ZM243 99V100H242ZM7 100V101H6ZM21 100H22V103H21ZM32 100V101H31ZM106 101L107 103H108V101H109V104L107 105V103L106 102H104V101ZM110 100H113L114 101V103L112 102V101H110ZM168 100V101H167ZM201 100V101H200ZM256 100V101H255ZM257 100H259V101H257ZM26 101V102H25ZM29 101L31 102L30 104H29ZM36 101H37V103H36ZM82 101V100H81ZM91 103H90V102ZM97 101H98V104L100 105L101 104V106L99 107V105L97 104ZM124 101V102H123ZM147 101V102H146ZM190 103H189V102ZM198 101H199V103H198ZM252 101V102H251ZM17 104H16V103ZM24 102V103H23ZM41 102H43V104L41 103ZM46 102V103H45ZM48 102H50V104L48 103ZM101 102V103H100ZM110 102H112V104H113V106L110 104ZM149 102V103H148ZM169 102V103H168ZM179 102V103H178ZM188 102V103H187ZM196 102V103H195ZM239 102H240V104H239ZM258 102V103H257ZM4 103V104H3ZM6 103V104H5ZM23 104V105H21V108L19 107L20 106V104ZM26 103H27V108L25 107L26 106ZM35 103V104H34ZM56 103V104H55ZM89 103H90V105L91 104H93L92 105V107L89 105ZM105 103V104H104ZM124 103V104H123ZM147 103V104H146ZM170 103H172L171 105H170ZM186 103V104H185ZM193 103V104H192ZM198 103V104H197ZM254 103V104H253ZM261 105H260V104ZM3 104V105H2ZM16 104V105H15ZM28 104L30 105V107L28 106ZM40 104H42V105H40ZM47 104H49V105H47ZM130 104H131V109H129L130 108ZM141 106H140V105ZM167 104V105H166ZM168 104H169V106H168ZM179 104V105H178ZM182 104H184V105H182ZM195 104H197V105H195ZM242 104V106H240ZM258 104V105H257ZM38 105H40V107L38 106ZM98 105V108L96 107ZM110 105V106H109ZM126 106V107H128V110H127V108L126 109H123L124 108V106ZM142 105H143V107H142ZM187 105V106H186ZM188 105L190 106V107H188ZM193 105H194V107H197V108H194L193 107ZM232 105H234L236 108H238L237 109V111H236V108H234V110H235V112H234V110H233V107L234 106H232ZM243 105H244V108H243ZM255 105H257L258 106V110L256 109V107L257 106H255ZM3 106H4V108H3ZM6 106V107H5ZM20 108V111L18 112L17 110H19V108ZM26 108H24V107ZM34 106H36L37 108H39V109H37L36 110V108L34 107ZM106 106V107H105ZM111 107V108H109V107ZM122 106V107H121ZM168 106V107H167ZM177 106V107H176ZM181 106L182 107H184V106H186V107H184V108H181ZM239 106H240V108H239ZM255 106V107H254ZM15 107H17V108H15ZM30 109H29V108ZM89 107H91V108H89ZM94 107V108H93ZM108 107V108H107ZM114 107H115V110H114ZM137 107V108H136ZM139 107V108H138ZM146 107H148L147 109H148V112H147V109L146 110H144ZM167 107V109L168 110H172L173 112V114H174V109L176 110V108H177V110L175 111V115H177V117L179 116V119L177 120V122H175V121H173V122H171V121H169L170 119L169 118H163L164 117V114L166 113V112H168V110L167 109H165ZM179 107V108H178ZM190 108V110H192V108L191 107H193L194 109H193V111H190L188 108ZM24 108V109H23ZM34 108H35V110L36 111H32V110H34ZM50 108V109H49ZM90 110H88V109ZM95 108H97V109H95ZM107 108V109H106ZM120 108V109H119ZM135 108V109H134ZM144 108V109H143ZM151 108V109H150ZM158 108V109H157ZM186 108V109H185ZM232 108V109H231ZM242 108V109H241ZM17 109V110H16ZM49 109V110H48ZM94 109V110H93ZM99 109V110H98ZM150 109V110H149ZM182 111H181V110ZM187 110V111H185V110ZM245 109V110H244ZM251 109V110H250ZM256 109V110H255ZM264 109V108H263ZM23 110V111H22ZM102 110V111H101ZM126 110V111H125ZM130 110V111H129ZM132 110V111H131ZM137 110H139V111H137ZM142 110V111H141ZM157 110V112L155 113L156 115H155V117L154 116H152V115H154V113H152V114H150V111L151 112H154V111H156ZM178 110H179V112H178ZM197 110V111H196ZM199 110V111H198ZM241 110V112H239ZM244 110V111H243ZM255 110V111H254ZM262 110V109H261ZM22 111V112H21ZM29 111V112H28ZM91 111H92V113H91ZM121 111V112H120ZM125 111V112H124ZM129 111V112H128ZM137 111V112H136ZM159 111L160 112H162V113H159ZM190 111V112H189ZM196 111V112H195ZM251 111V112H250ZM253 111V112H252ZM258 111V112H257ZM104 112V113H103ZM120 112V113H119ZM164 112V113H163ZM183 112V113H182ZM191 112H193V114L191 115ZM239 112V113H238ZM243 112V113H242ZM246 112V113H245ZM256 113V115H258V116H256L255 115V113ZM259 112H261V113H263V114H258ZM16 113H18V114H16ZM109 113V114H108ZM122 113V114H121ZM133 113V114H132ZM146 113V114H145ZM148 113V114H147ZM158 113L160 114V115H158ZM169 113H170V111H169ZM177 113V114H176ZM185 113V114H184ZM190 114L191 115V117L193 118H191L190 117V115H188V114ZM236 113V114H235ZM242 115H241V114ZM254 113V114H253ZM16 114V115H15ZM33 114V115H32ZM100 114H102V115H100ZM161 114H163V115H161ZM200 114V115H199ZM201 114H202V116H201ZM235 114V115H234ZM238 114V115H237ZM240 114V115H239ZM18 115H20V119H21V121L19 120V116ZM109 115H110V117H109ZM115 117H114V116ZM126 115V117L124 118V116ZM184 115H186V116H183ZM194 115V116H193ZM260 115V116H259ZM16 116V117H15ZM38 116V117H37ZM53 118H52V117ZM88 116V117H87ZM102 116V117H101ZM122 116V117H121ZM189 116V117H188ZM238 116V117H237ZM240 116H242V117H240ZM248 116V117H247ZM261 116H262V118H261ZM12 117H14L13 119H12ZM29 117V118H28ZM39 117H40V119H39ZM51 117V118H50ZM109 117V118H108ZM113 117V118H112ZM156 117H158V120L156 119ZM160 117L162 118L161 119V121H160V124H159V120H160ZM180 117H182V118H180ZM188 117V118H187ZM252 117H255V118H257V119H255V118H252ZM18 119L22 124H24L23 126H22V124L17 120H15V119ZM50 118V119H49ZM87 118V119H86ZM176 118V117H175ZM191 118V119H190ZM195 118V119H194ZM243 119V122H244V125H241V124H243V122L241 123L240 121H242V119ZM252 118V119H251ZM10 119H12V120H10ZM26 119V120H25ZM54 119V120H53ZM93 119V120H92ZM98 119V120H97ZM112 119V120H111ZM182 119V120H181ZM197 119H198V121H197ZM258 120V122L256 123V122H254L255 120ZM261 119V120H260ZM114 120V121H113ZM158 122H157V121ZM162 120H165V121H163V122H165V123H163L162 122ZM166 120H168L169 121V123H168V121H166ZM200 120V121H199ZM251 121V122H249V121ZM16 123V125H17V128L19 129H17L16 130V125L13 123ZM91 121V122H90ZM103 121V122H102ZM111 121V122H110ZM151 121V122H150ZM192 122V124H194V125H192V124H190L191 122ZM204 121V122H203ZM213 123H212V122ZM254 123H253V122ZM260 121H263V122H260ZM12 122L13 123V125H12V127L11 126H9V124ZM17 122H19L18 124H17ZM24 122V123H23ZM118 122V123H117ZM155 122H157L156 124V126L154 125L155 124ZM161 122H162V124H161ZM167 122V123H166ZM173 123V124H171V123ZM181 123V125H183V126H181V125H178L177 123ZM185 122V123H184ZM198 122H199V124L200 125H198ZM200 122H202V124L204 123V125H206L208 122H209V124H211L212 123V126H214V132L218 135V137L217 136H215V135H213L212 136V134L210 133V132H208L207 130H206V128H207V126L208 125H206V127H202L201 126V123ZM211 122V123H210ZM11 123V124H12ZM69 123V124H68ZM78 126V124H80L79 126H81V125H83V126H85V127H87L88 128V126L90 127L91 126V124L93 125V127L96 129L95 131L94 130H88L87 132H88V134L86 133H84V134H81L80 133V129L79 128H77L76 127V125ZM102 123L104 124V125H102ZM117 123V124H116ZM179 123V124H180ZM188 123L191 125H188ZM215 123V124H214ZM250 123V124H249ZM255 123H256V125H255ZM259 123V125L257 126V124ZM10 124V125H11ZM34 124V125H33ZM41 124V125H40ZM50 124V125H49ZM73 126H72V125ZM90 124V125H89ZM167 124H168V126H167ZM177 124V125H176ZM196 124L198 125V126H196ZM214 124V125H213ZM219 124V125H218ZM221 124V125H220ZM228 124H230V125H228ZM241 125V128H239L240 126H238L237 127V125ZM251 124H253V125H251ZM75 125V126H74ZM126 125V126H125ZM159 125V126H158ZM171 125V126H170ZM172 125H173V127H175V126H180V128L178 127L177 129H176V127L175 128H173L172 127ZM224 125V126H223ZM7 126L9 127L8 129H7ZM18 126H20V127H18ZM61 126V127H60ZM69 126H72L71 128H69ZM129 126V127H128ZM162 126V127H161ZM221 126V127H220ZM225 126L227 127V129H224L225 128ZM125 127V128H124ZM137 127H139L138 129H137ZM152 129H151V128ZM172 127V129L170 130V129H168V128H171ZM188 127V128H187ZM197 127V128H196ZM211 127V126H210ZM218 127V128H217ZM224 127V128H223ZM250 129H249V128ZM253 127V128H252ZM12 128V129H11ZM21 128V129H20ZM133 130H132V129ZM181 128H182V130H181ZM185 128V130H183ZM194 128H195V131L196 132H194ZM200 128V129H199ZM217 128V129H216ZM220 128H223L222 130L220 129ZM258 128H260V129H262L261 131H260V129H258ZM12 131H11V130ZM49 129V132H47V130ZM70 129H72V130H70ZM99 131H98V130ZM157 131H155V130ZM165 129L167 130V131H165ZM192 129V130H191ZM203 129V130H202ZM218 129H220V131L218 132ZM236 129V130H235ZM248 129V130H247ZM255 129H257V131L255 130ZM5 130H8L7 131V133H6V131ZM14 130L15 131H17V133L16 132H14ZM152 130V131H151ZM174 131L173 133H171V132H169V131ZM189 130H191V131H189ZM226 132H225V131ZM238 130V131H237ZM259 130V131H258ZM3 131H5V132H3ZM12 133H11V132ZM36 131V132H35ZM60 131V132H59ZM74 131V132H73ZM96 131H97V133H96ZM118 131V132H117ZM121 131V132H120ZM127 131H128V133H127ZM155 131V132H154ZM199 131V132H198ZM222 131V133H220ZM240 131V132H239ZM251 131V132H250ZM254 131H256L255 133H254ZM47 132V133H46ZM73 132V133H72ZM79 132V133H78ZM132 132H133V134H132ZM153 134H152V133ZM182 132V133H181ZM185 132V133H184ZM218 132V133H217ZM262 132V133H261ZM8 133H9V135L11 136V137H13V138H10V136H8ZM15 135H14V134ZM101 134L102 133V137L99 135V134ZM110 133V134H109ZM117 133V134H116ZM121 133V134H120ZM127 133V134H126ZM151 133V134H150ZM158 133V134H157ZM165 133V134H164ZM171 135H170V134ZM174 133H176V134H174ZM193 133H195V134H193ZM199 133V134H198ZM225 135H224V134ZM238 133V134H237ZM243 133V134H242ZM258 133H260V136H262V138H260V136H257L258 135ZM12 134H13V136H12ZM59 134V135H58ZM96 134V135H95ZM105 134V135H104ZM150 134V135H149ZM155 134V135H154ZM168 134H169V136H168ZM175 135V136H173V135ZM203 134V135H202ZM205 134H210L209 135V137L208 138H210V139H208L207 138V135H205ZM220 134H222L221 136H220ZM64 135V136H63ZM103 135H104V137H103ZM118 135V136H117ZM140 135V136H139ZM153 135V136H152ZM163 135H165V136H163ZM182 135V136H181ZM202 136V138H200L201 136ZM228 135V136H227ZM239 135V136H238ZM95 136V137H94ZM97 136H99V138L97 137ZM109 136V137H108ZM117 136V137H116ZM122 136V137H121ZM138 138H137V137ZM155 136H156V138L157 139H154L155 138ZM179 136V137H178ZM204 136V137H203ZM220 136V137H219ZM224 136H226V137H224ZM236 136V137H235ZM251 137V139H249L250 137ZM257 136V137H256ZM63 137V138H62ZM81 137H84L83 139H84V145L82 146V143L80 142V138ZM101 137V138H100ZM116 137V138H115ZM131 137H133L134 139H136V141L134 142L133 140V138H131ZM170 137H172L173 138V141L175 140V142H173L171 139L172 138H170ZM177 137V138H176ZM181 137H183L185 140H187V142H188V144H186L187 142L183 139V138H181ZM187 137V138H186ZM223 137V138H222ZM227 137H228V141H227ZM229 137H232L231 139L229 138ZM245 137V138H244ZM258 137H259V139H258ZM103 138V140H101ZM119 138V139H118ZM140 138V140H141V142L139 141V142H137L138 141V139ZM153 138V139H152ZM163 138V142H164V144H163V142H162V139ZM167 138H169L170 140V142L167 140ZM198 138V139H197ZM206 138V139H205ZM222 138V140H220V139ZM234 138V139H233ZM235 138H237V139H239V140H244L243 142L242 141H239V140H235ZM243 138V139H242ZM253 138H254V140H253ZM5 139H7V140H5ZM101 141H100V140ZM105 139H108L107 141L105 140ZM120 140V141H118V140ZM150 141H149V140ZM159 139H160V141H159ZM180 139H183L184 140V142H182ZM189 139V140H188ZM197 139V140H196ZM203 139H204V141H203ZM210 140V142L208 141V140ZM224 139V140H223ZM231 141H230V140ZM248 139V140H247ZM263 139V140H262ZM99 140V141H98ZM104 140H105V143H104ZM113 140V141H112ZM118 142H117V141ZM131 140V141H130ZM154 140H156V141H154ZM167 140V141H166ZM201 140V141H200ZM220 140V141H219ZM233 140V141H232ZM259 140V141H258ZM262 140V141H261ZM14 141V142H13ZM44 141V142H43ZM90 141H92V143H94V146H95V144H97L95 147L92 145L91 146V142ZM95 141V142H94ZM124 141L126 142L127 141V143H125L124 144ZM159 141V142H158ZM166 141V142H165ZM181 141V142H180ZM190 141V142H189ZM197 141H200V146H199V142H197ZM207 141H208V143H207ZM222 141H223V143L225 142H227V144L229 145V148H228V145L227 146H224V144L222 143ZM246 141V142H245ZM248 141H250V142H248ZM89 142V143H88ZM109 142V143H108ZM132 142V143H131ZM152 142V143H151ZM172 142V143H171ZM201 142H202V144H201ZM221 142V143H220ZM235 142V143H234ZM241 142V143H240ZM248 142V143H247ZM252 142H254V143H252ZM257 142V143H256ZM263 142V143H262ZM136 143H139L138 145L136 144ZM140 143H142V144H144V145H142V144H140ZM154 143V144H153ZM162 147V149H161V147L159 148V147H157L158 146V144ZM167 143H169L170 145H167ZM180 143H182V144H184L183 146H182V144H180ZM192 143V144H191ZM194 143V144H193ZM196 143V144H195ZM205 143H206V145H207V147H209L208 149L209 150H207V148L205 147V146H203L202 147V145L204 144L205 145ZM211 143V144H210ZM219 143L221 144V146H222V144H223V146L219 149L218 148V145H219ZM229 143H234V144H231V146H230V144ZM101 144H102V146H101ZM103 144H104V146H109V148H110V150L108 149V148H106V150L108 149L109 151H106L105 150V148L103 147ZM106 144V145H105ZM128 144V145H127ZM131 144H134V147L131 145ZM155 144H157L156 146H155ZM166 144V145H165ZM177 144V145H176ZM208 144H210V145H208ZM238 144L240 145L239 147H238ZM243 144V145H242ZM244 144L245 145H251V146H246V147H244ZM122 145H124V148H123V146ZM165 145V146H164ZM171 145H172V147H171ZM186 145V148L184 147ZM187 145H190L189 147L187 146ZM226 145V144H225ZM234 145V146H233ZM258 145L260 146V147H258ZM4 146H6V147H4ZM84 146H86V147H84ZM91 146V147H90ZM101 146V147H100ZM122 146V147H121ZM130 146V147H129ZM175 147V150L173 149L174 147ZM177 146V147H176ZM179 146V147H178ZM192 146V148H190ZM196 146H199V147H196ZM220 146V145H219ZM233 146V148H231L230 149V147H232ZM237 146V147H236ZM256 148H255V147ZM82 147H84V148H82ZM98 148L96 151H95V149L94 148ZM136 147H137V149H136ZM142 147V148H141ZM155 147V148H154ZM165 147H167V148H165ZM170 147V148H169ZM88 148H93L94 149V151L91 149H88ZM127 148V149H126ZM136 149V151L138 152V154H139V156H140V159H139V156H137L138 154H137V152H135V151H133V149ZM150 148V149H149ZM156 148H158L159 150H156ZM166 150H165V149ZM180 148V149H179ZM190 148V149H189ZM196 148V149H195ZM251 148V149H250ZM13 149V150H12ZM81 149H84V150H81ZM88 150V152H91V154L90 153H88L87 152V150ZM103 149L106 151H104V152H102L103 151ZM121 149V150H120ZM168 149V150H167ZM172 149L174 150V151H172ZM176 149H178V152L179 151H182L183 152V154H182V157H184V160H185V158L187 157V159L189 160V162L188 161H186V163H184V161H183V163H181L182 162V160H183V158H181L182 160H181V162H180V155H177L176 153H178L177 152V150ZM187 151H186V150ZM191 149H193L194 151L192 152V150ZM199 149H204V153H202L201 154V156H203L202 158L200 157V156H197L196 154H199L200 155V150ZM221 149H224L225 151L223 152V150L221 151ZM237 149V150H236ZM247 151H246V150ZM248 149L249 150H251L250 152H251V154H252V152H253V154L251 155L250 153H249V158H248ZM13 152H12V151ZM85 150H86V152H85ZM90 150V151H89ZM100 150V151H99ZM130 150V151H129ZM138 150H140V151H138ZM161 150V151H160ZM162 150H164V151H162ZM171 150V151H170ZM187 152V154H186V152ZM190 152H189V151ZM195 150H197V152H196V154H194L195 153ZM199 150V151H198ZM227 150H229V152L227 151ZM253 150V151H252ZM259 150V151H258ZM125 151H126V153H125ZM156 151V152H155ZM169 151H170V153H169ZM231 151V152H230ZM242 151H244V152H242ZM245 151H246V153H245ZM261 151V152H260ZM2 152V153H1ZM96 152H97V154H98V152L101 154V155H97L96 154ZM135 152V153H134ZM141 152V153H140ZM157 152L159 153V154H157ZM162 152V153H161ZM164 152H165V154L166 155H164ZM184 152H185V154L186 155H184ZM189 152V153H188ZM223 152V153H222ZM226 152V153H225ZM233 152V153H232ZM83 153H84V155H83ZM87 153H88V155H87ZM93 153V154H92ZM107 153H109V155H111V157L113 158H111V160H113L112 162H116V163H118V164H113L111 161H109V160H106V157L104 158V156H107L108 154ZM114 153H115V155H114ZM121 153V154H120ZM125 153V154H124ZM131 153V154H130ZM173 153H175V154H173ZM207 153V155L209 154V158L207 157V155H205ZM221 153V154H220ZM29 154V155H28ZM33 154V155H32ZM41 154V155H40ZM90 154V155H89ZM107 154V155H106ZM124 154V155H123ZM135 156H134V155ZM157 154V155H156ZM192 155L193 156V158L191 157V156H187V155ZM205 156H204V155ZM224 154V155H223ZM226 154V155H225ZM228 154V155H227ZM232 154V155H231ZM240 154H242V155H240ZM244 154V155H243ZM96 155V156H95ZM109 155H108V157L107 158H109L110 159V157H109ZM117 155V156H116ZM131 155H133L132 157H131ZM141 155H142V157L143 158H145V159H143V158H141ZM159 155V156H158ZM171 155V157H169ZM184 155V156H183ZM194 155H195V157H194ZM223 155V157L221 158V156ZM245 155H247V156H245ZM30 156V157H29ZM39 156H40V158H39ZM82 156V157H81ZM86 156H89V157H87V158H89V159H87L86 158ZM91 156V157H90ZM95 156V157H94ZM97 156H100V157H98V158H100V160L98 159V158H96ZM121 156V157H120ZM149 156V157H148ZM163 156H165V157H163ZM174 156V157H173ZM196 156L197 157H199V158H196ZM218 156V157H217ZM230 156L231 157H233V158H230ZM83 157H85V158H83ZM95 158L96 160V162L94 161V163H91V161L93 162V158ZM115 157V158H114ZM119 157V158H118ZM159 157V158H158ZM172 157H173V159L174 158H176V159H174V161L172 160ZM211 157V158H210ZM227 157H229L228 159H227ZM242 157H244L243 159H244V161L242 162L241 160H242ZM251 157V158H250ZM260 157V158H259ZM90 158H92V159H90ZM128 158V159H127ZM170 158H171V160H170ZM195 158V159H194ZM207 158V159H206ZM217 158V159H216ZM221 159L222 161H218L219 159ZM223 158H224V160L225 161H223ZM255 158H256V160H255ZM87 161H85V160ZM127 159V160H126ZM141 159H143V160H145V161H142ZM177 159H178V161H177ZM186 159V160H187ZM193 159V160H192ZM197 159H200L199 161L197 160ZM204 159V161L205 160H207V162H202V160ZM211 159V161H209V160ZM227 159V160H226ZM231 159V160H230ZM246 159L248 160V161H246ZM250 159V160H249ZM29 160V161H28ZM90 160V161H89ZM99 160V161H98ZM101 160H103V162L101 161ZM117 160H121V161H117ZM149 161V163L147 164V161ZM22 161H26L25 163L24 162H22ZM100 161H101V163H103V164H105L104 162H107L108 164H109V162L111 163V164H109V166L107 165V164H105V166L107 167H103V166H100V168L99 167H97L96 165H99L100 164ZM125 161V162H124ZM158 161V162H157ZM170 161V162H169ZM192 161V162H191ZM208 161H209V163H208ZM227 161H231V163L230 162H227ZM236 161V162H235ZM253 161V162H252ZM259 161L261 162V163H259ZM30 162V163H29ZM86 163V165H85V163ZM91 163V165H90V163ZM130 162H131V164H130ZM163 162V163H162ZM177 164H176V163ZM199 162H201V163H199ZM218 162V163H217ZM221 162V163H220ZM224 162H226L225 163V165H232L233 167H235L236 169H238V172L239 173H243V171H241V170H245L244 171V174H242V176L245 178L246 177V174H248V172L250 173V176H248L247 175V177L249 178V177H251L250 179H248L247 177H246V179L247 180H249L248 182H246L244 179V181L242 180H240L241 179V174H240V179H239V181H241L242 182V184H241V182H239V181H237V182H239V183H229L228 181L229 180H227L226 179V172H228V170L226 171V169L225 170H223L222 172H220V173H217L216 171L220 168V166H221V168L223 167V165H224ZM233 162V163H232ZM242 162V163H241ZM246 162V164H247V168H248V165H252V166H254L253 167V169H252V166H249V167H251V168H248L249 169V171L247 172V170L245 169V167H243V166H245L243 163H245ZM248 162V163H247ZM29 163V164H28ZM96 163V164H95ZM99 163V164H98ZM158 163V164H157ZM174 163V164H173ZM180 163V164H179ZM191 163V164H190ZM192 163L194 164V165H192ZM198 163L200 164V166H201V164H203L204 163V165H207V168L209 169V171L211 170L212 172H210V173H208L207 172V169H206V166H205V168H204V165L203 166H201V168L202 169H204V171L202 172V171H200V170H202V169H200V166L198 165ZM212 163V164H211ZM217 163V164H216ZM220 163V164H219ZM242 165H241V164ZM256 163H257V166H255L256 165ZM263 163V164H262ZM94 164H95V166H94ZM102 164V165H103ZM123 164V165H122ZM150 164L151 165H153V166H150ZM184 164V165H183ZM185 164H187V166L185 165ZM188 164H190V166L188 165ZM216 164V165H215ZM234 164V165H233ZM239 164V165H238ZM255 164V165H254ZM261 164V165H260ZM44 165V166H43ZM101 165V164H100ZM114 165V167L112 168V166ZM118 165V166H117ZM125 165V166H124ZM156 165H157V167H156ZM198 165V166H197ZM213 165H215L216 167H212ZM224 165V166H225ZM263 165V166H262ZM28 166H29V168H28ZM45 166H46V170H45ZM90 166H92V168H93V166L95 167V168H97V170L96 169H92ZM111 166V167H110ZM142 166V167H141ZM181 166V167H180ZM185 166V167H184ZM189 166V167H188ZM194 166H197L198 168H199V170H196V169H198V168H196V167H194ZM238 166H242L241 168H239ZM91 169H90V168ZM125 167V168H124ZM141 167V168H140ZM151 167H153V168H151ZM169 167V168H168ZM175 169H174V168ZM176 167H177V169H176ZM180 167V168H179ZM186 167H188V169L186 168ZM190 167H192V168H194L196 171H197V173H196V171H194V169L193 170H191L192 168H190ZM218 167V168H217ZM257 167V168H256ZM259 167H260V169H261V171H262V173H263V175H262V173H259V177H256L255 176V179H254V175L255 174H257L258 173V171L260 172V170H259ZM49 170H48V169ZM100 170H99V169ZM105 170H104V169ZM109 168V169H108ZM115 168H117V170L115 169ZM154 168H157V170L156 169H154ZM158 168H160V169H158ZM190 168V169H189ZM244 168V169H243ZM255 168V169H254ZM107 169V170H106ZM115 169V170H114ZM153 169V170H152ZM186 169H187V171L188 170H190V172H193V173H190L189 171V174H187L186 172ZM213 169V170H212ZM257 169V170H256ZM96 170V171H95ZM102 170L104 171V172H102ZM111 170H113V171H111ZM121 170V171H120ZM124 170V171H123ZM162 170H163V172H162ZM179 170V171H178ZM185 170V171H184ZM252 170H254L255 172L257 171V173H254V171H252ZM92 171V172H91ZM98 171V172H97ZM150 173H149V172ZM155 171V172H154ZM167 171H169V172H167ZM177 171V172H176ZM183 171V172H182ZM253 173H252V172ZM42 172H44V173H42ZM91 172V173H90ZM110 172V173H109ZM119 172V173H118ZM154 172V173H153ZM173 174H172V173ZM186 174H185V173ZM30 173V174H29ZM58 173V172H57ZM97 173V174H96ZM168 173H170V174H172V175H170V174H168ZM177 173V174H176ZM178 173H179V175H178ZM181 173H182V175H181ZM201 173H203V174H201ZM224 175H226V176H224ZM253 174V176H252V174ZM52 174V173H51ZM110 174H111V176H110ZM192 174H194V176H191ZM198 176H197V175ZM260 174L262 175L261 177H263V180H262V182H261V180H258V179H261L260 178ZM26 175H27V177L29 176V178H27L26 177ZM53 175V174H52ZM120 176L121 175V177H120V179L117 177V176ZM124 175V176H123ZM175 175H177V176H175ZM187 175H189V176H187ZM203 175V176H202ZM211 175H213V176H210ZM43 176V177H42ZM104 178H103V177ZM170 176V177H169ZM180 176H182V177H180ZM184 176V177H183ZM165 177V178H164ZM181 179H180V178ZM189 177V178H188ZM194 177V178H193ZM202 177V178H201ZM205 177V178H204ZM224 177V178H223ZM25 178H26V180H25ZM35 178V179H34ZM175 178H176V180H175ZM183 178V179H182ZM196 178V179H195ZM206 178H209L210 179V181H211V183H210V181H209V179L207 180V182L205 181L206 180ZM253 178V179H252ZM258 178V179H257ZM25 181H24V180ZM41 179H42V182H41ZM119 179V180H118ZM212 179H214V180H212ZM252 179V180H251ZM256 179L259 181V182H261V183H259L258 181H257V183H255V184H253L255 181H256ZM99 180V181H98ZM107 182H106V181ZM150 180H151V182H150ZM226 180V181H225ZM251 180V181H250ZM254 180V181H253ZM27 181V182H26ZM71 181V180H70ZM182 181H184L185 183L187 182V184H189V186L190 187H188L184 182H182ZM198 181V182H197ZM203 181V182H202ZM30 184H29V183ZM118 182V183H117ZM149 182V183H148ZM171 182V183H170ZM189 182V183H188ZM249 182H251L252 183V185L250 184H246V183H249ZM22 183V184H21ZM110 183V184H109ZM174 183V184H173ZM199 184V183H201L200 185H196V184ZM203 183V184H202ZM222 183L223 184H225V185H222ZM259 183V184H258ZM101 184V185H100ZM106 184V185H105ZM160 186H159V185ZM179 184V185H178ZM184 184V189H185V191H187V193H189L188 191H189V189H192V190H194L195 192H197V190H198V186H199V190H198V192H200V193H198V194H200V196L197 194V193H195L194 192V194H197V195H195L196 197H200L201 198V201L202 200H204V201H206V202H204V201H202V202H204V203H202L200 200H199V198L197 199V198H195V199H191V203H192V205H191V203L189 204V202H187V206H186V203H184L183 201H181L178 197L179 196H177V194L178 193H175V192H178V189L182 186ZM230 184V186H228ZM233 184V185H232ZM242 185V186H240L241 188L239 189V185ZM28 185H29V187H28ZM110 185V186H109ZM117 185V186H116ZM157 187H156V186ZM181 185V186H180ZM196 185V186H195ZM203 185H205V189L203 190L202 189V187L204 188V186ZM235 185H236V187L238 188V190H241L240 192L239 191H237L236 189V187H235ZM244 185H249V187H246V186H244ZM30 186H32V188L30 187ZM136 188H135V187ZM153 186H154V188H153ZM169 186V187H168ZM176 186H178V187H176ZM192 186H194V188H196V189H194ZM200 186H202L201 187V189H200ZM209 187V189H208V187ZM228 186V187H227ZM232 186V187H231ZM234 186V187H233ZM252 186V188H250ZM255 186V187H254ZM259 186H261V188L259 187ZM111 187V188H110ZM141 187H143V189L141 188ZM147 187V188H146ZM151 187H152V189H151ZM160 187V188H159ZM161 187H164L166 190H164V188H163V190L161 191ZM188 189H187V188ZM207 187V188H206ZM229 187H231V189L229 188ZM243 187V188H242ZM245 187V188H244ZM27 188L29 189V190H27ZM226 190H225V189ZM232 188H236V189H234V191H233V193L231 192L233 189ZM250 188V189H249ZM42 189V190H41ZM44 189V190H43ZM149 189V190H148ZM159 189L160 190V192L159 191H157V190ZM172 189V190H171ZM209 191H208V190ZM212 189V190H211ZM224 189V190H223ZM229 189V190H228ZM243 189V190H242ZM41 190V191H40ZM111 190V191H110ZM206 190V191H205ZM251 190V191H250ZM94 191V190H93ZM201 191H203V193L201 192ZM204 191H205V193H204ZM256 191V192H255ZM95 192V191H94ZM111 192V193H110ZM133 192H135V193H133ZM158 192V193H157ZM237 192V194H238V192H239V194L238 195H236L235 193ZM244 192V193H243ZM96 193V192H95ZM111 195H110V194ZM122 193V194H121ZM160 193H162V194H160ZM165 195H164V194ZM241 193V194H240ZM260 194V195H258V194ZM97 194V193H96ZM108 194H109V196L111 197H109L108 196ZM128 194V195H127ZM201 194H203V195H201ZM235 194V195H234ZM255 194V195H254ZM153 195H155V196H153ZM158 195V196H157ZM234 195V196H233ZM258 195V196H257ZM116 196H117V198H116ZM162 196V197H161ZM220 196H221V198H220ZM225 196V197H224ZM233 196V197H232ZM244 198H242V197ZM252 196V197H251ZM260 196V197H259ZM261 196H263V197H261ZM44 197V198H43ZM163 197H165L164 199H163ZM168 197H170V199L168 198ZM211 197V198H210ZM227 197V198H226ZM245 197H247V198H245ZM256 197H259V201H258V198H256ZM97 198L99 199V197H98V195H97ZM122 198V199H121ZM161 198V199H160ZM166 198H168V199H166ZM176 198H177V200H176ZM225 198L227 199V200H225ZM236 198V199H235ZM254 198V199H253ZM255 198H256V200L258 201V204H262V202H263V206L261 207V206H257V201L255 200ZM107 199V200H106ZM150 199H152V200H150ZM154 199L156 200V201H154ZM173 199V200H172ZM187 200H188V197L186 198ZM250 199V200H249ZM39 200V201H38ZM110 200V201H109ZM141 200H143L142 202H141ZM148 200H150V201H148ZM167 200V203H162L161 204V202H165ZM168 200H171V201H168ZM186 200V201H187ZM228 200H230V201H228ZM232 200V201H231ZM242 200V201H241ZM244 200V201H243ZM109 201V202H108ZM131 201H133V202H131ZM138 202L139 203V201H140V203L138 204L139 206H137V208H136V205H137V203L136 202ZM155 203H154V202ZM174 201V202H173ZM175 201H177V202H175ZM193 201V202H192ZM241 201V202H240ZM252 201H256L255 202V204L254 205H252ZM98 202H99V200H98ZM149 202H151V203H149ZM157 202H158V204H161V205H157ZM168 202H169V204L171 203L172 205H173V203H174V206L175 207H180L181 209H177V208H173L172 207V205L170 204H168ZM173 202V203H172ZM179 202V203H178ZM200 203V204H198V203ZM222 204H221V203ZM249 202V203H248ZM128 203V204H127ZM132 204V206H133V204H135L133 207L132 206H130L129 204ZM195 203V204H194ZM229 203V204H228ZM35 204H37L36 206H35ZM127 204V205H126ZM140 204H141V206H140ZM155 205V207L154 206H148V205ZM165 204H168V205H166L165 206ZM179 204V206H177ZM181 204H182V206H181ZM196 204H198V205H196ZM211 204L213 205V206H211ZM232 206H231V205ZM247 204H249V205H247ZM251 204V205H250ZM145 205V206H144ZM186 206V207H184V206ZM190 205V206H189ZM236 205V206H235ZM257 207H256V206ZM129 206V207H128ZM142 206H143V208H144V210H141L142 209ZM160 206H162V207H160ZM168 206V208H170V206L173 208V210L172 209H169V211H168V209L166 210V209H164L165 207H167ZM199 206H201V208L199 207ZM248 206H249V209H247L248 208ZM97 207H99V203H98V206ZM122 207V208H121ZM128 207V208H127ZM141 209H140V208ZM148 207V208H147ZM150 207V208H149ZM151 207H153V208H156L155 210L157 211V214H156V212H155V214H151V210H153V212L152 213H154V209L152 208L151 209ZM188 207V208H187ZM193 208V210L191 209V208ZM197 207V208H196ZM200 209H199V208ZM204 207V208H203ZM217 207V208H216ZM229 207V208H228ZM252 207V208H251ZM31 208H33L32 210H31ZM127 208V209H126ZM129 208H131L130 210H129ZM133 208V209H132ZM137 209V211H139V210H141V211H143V212H141V213H144V215L145 216H147V214L146 213H148V210H150L149 211V215L150 216H148L145 220L147 221V222H151V223H146V221L143 223L142 222V220H140L141 221V223H138L137 221L135 222V213H134V211H136V209ZM240 209V210H242L243 212L241 213V211L239 210V214L237 215V216H235L236 215V213H234L235 211L236 212H238V209ZM255 208V209H254ZM258 208H259V210L261 211V210H263V211H259L258 210ZM262 208V209H261ZM81 211H79V210ZM135 209V210H134ZM148 209V210H147ZM177 209V210H176ZM197 211H196V210ZM225 209H227L226 210V212H224V210ZM236 209V210H235ZM36 210V211H35ZM163 210V211H162ZM167 212H166V211ZM186 210H187V214H186ZM189 210V211H188ZM203 210H205V211H203ZM235 210V211H234ZM255 210V211H254ZM120 211V212H119ZM124 211V212H123ZM162 211V212H161ZM181 211V212H180ZM219 211V212H218ZM222 213H221V212ZM234 211V212H233ZM259 212L258 214H255L256 212ZM121 212H123V213H121ZM166 212V213H165ZM176 212H177V215H176ZM188 212H190L189 214H188ZM203 212V213H202ZM208 212V213H207ZM251 212V213H250ZM31 213V214H30ZM98 213V214H97ZM134 213V214H133ZM159 213V214H158ZM172 213H174V214H171ZM183 215H182V214ZM226 213L228 214V215H226ZM234 213V214H233ZM67 216H66V215ZM71 214H72V216H71ZM80 214V215H79ZM165 214V215H164ZM179 214H181L182 216H184V219H183V217L182 216H180ZM225 214V215H224ZM242 214H244V215H242ZM70 215V216H69ZM143 215V216H144ZM152 215H155V216H152ZM160 216L159 218H157L158 216ZM170 215V216H169ZM186 215H188L189 217H187ZM194 215V216H193ZM213 215V216H212ZM235 216L236 218H235V220H233L234 219V217H232L231 218V216ZM240 215V218L242 219H239V216ZM248 215V216H247ZM157 216V217H156ZM169 216V217H168ZM180 216V217H179ZM202 216V217H201ZM209 216V217H208ZM241 216H243V217H241ZM247 216V217H246ZM249 216H250V218H249ZM257 216V217H256ZM61 217V218H60ZM117 217V218H116ZM121 217V218H120ZM152 217H154V219H151ZM156 217V218H155ZM166 218L165 220H166V223L164 224H162L161 222L164 220V219H162V218ZM178 217V218H177ZM181 217H182V219H181ZM245 217V218H244ZM257 218V219H255L254 221L256 222H254V221H252L253 220V218ZM133 218V219H132ZM168 218H170V219H172V220H175V221H172V220H170V221H167V220H169ZM177 218V219H176ZM226 218V219H225ZM259 218V219H258ZM109 219V220H108ZM112 219V220H111ZM114 219V220H113ZM121 219H124V220H121ZM135 219V220H134ZM148 219V220H147ZM155 219H156V221H155ZM161 219V220H160ZM182 220V222H181V220ZM186 219H190V221L189 220H186ZM202 219V220H201ZM247 219V220H246ZM252 219V220H251ZM89 220L87 221V222H89ZM117 220H118V222H117ZM120 220V221H119ZM128 220V222H126V221ZM133 220V221H132ZM150 220H153V222L152 221H150ZM158 220H160V221H158ZM165 220H164V222H165ZM180 220V221H179ZM192 220V221H191ZM198 220V221H197ZM217 220V221H216ZM237 220V221H236ZM239 220H241V221H239ZM263 220V221H262ZM106 221H107V223H106ZM111 221V222H110ZM114 223H113V222ZM171 221H172V225H169V223H171ZM177 221V222H176ZM211 221V222H210ZM245 221L246 222H248V221H250V222H248V224H244V227H243V224H242V222L243 223H245ZM31 222H33V224L31 223ZM117 222V223H116ZM156 223L155 225L153 224V223ZM167 222H168V225H166L167 224ZM174 222V223H173ZM201 222V223H200ZM217 222V223H216ZM234 222V223H233ZM237 222V223H236ZM239 222V223H238ZM253 222H254V224H253ZM260 224H259V223ZM42 225H41V224ZM49 223H51V224H49ZM108 223H110V224H108ZM148 224V225H146V224ZM161 225H160V224ZM179 223V224H178ZM183 223H185V224H183ZM197 223H199V224H197ZM210 223H211V225H210ZM215 223V224H214ZM250 223H252V224H250ZM263 223V224H262ZM114 224V225H113ZM133 224L135 225V224H137V225H139V228H138V226L137 225H135V226H133ZM143 224V225H142ZM144 224H145V228H143L144 227ZM149 224H150V226H149ZM159 224V225H158ZM193 224V225H192ZM213 224V225H212ZM219 224V225H218ZM227 224V225H226ZM234 224V225H233ZM238 224V225H237ZM106 225V226H105ZM125 225V226H124ZM127 225V226H126ZM142 225V227H140ZM215 225V226H214ZM229 225V226H228ZM233 226V228H234V230H233V228H232V226ZM236 225H237V227H236ZM257 225V227H254V226H256ZM259 225H261L260 227H259ZM34 226V227H33ZM51 226V227H50ZM52 226H55L54 228H55V230H52ZM108 226V227H107ZM130 226H132V227H130ZM154 226V227H153ZM157 226V227H156ZM167 226V227H166ZM169 226H171V228H169L168 229V227ZM207 226V227H206ZM213 226V227H212ZM217 226H219V227H221V228H219V227H217ZM224 226V227H223ZM247 226V227H246ZM248 226H250V228L248 227ZM263 226V227H262ZM47 227V228H46ZM147 227H150V228H147ZM166 227V228H165ZM190 227V228H189ZM192 227V228H191ZM199 227H200V229H199ZM253 227V228H252ZM260 228V230H259V228ZM48 228H49V230H48ZM53 228V229H54ZM83 228V227H82ZM188 228V229H187ZM197 228V229H196ZM206 228V229H205ZM224 228H225V230H224ZM236 228H238L237 230H235ZM250 230H249V229ZM258 228V230H259V232H260V234H259V232H258V230L256 231V229ZM42 231H41V230ZM160 229H162V230H160ZM190 229V230H189ZM202 229H204V231H202ZM213 229V230H212ZM214 229H215V231H214ZM217 229V230H216ZM219 229V230H218ZM221 229V230H220ZM52 230V231H51ZM58 230H62V232L64 231V232H66V236H65V238L63 237V235H60V231H58ZM81 230V229H80ZM145 230H147V231H145ZM161 231L160 233H159V231ZM164 230V231H163ZM196 230V232H199L198 230H201L200 231V233H202V234H199V233H197V235L198 236H200L201 235V239L198 237V236H196V232L194 233V232H191L192 234H190V232L189 231H195ZM206 230V231H205ZM224 230V231H223ZM244 230V231H243ZM246 230V231H245ZM251 230H252V232H251ZM263 230V232H261ZM47 231V232H46ZM48 231H50V232H48ZM57 231V232H56ZM219 231V232H218ZM227 231V232H226ZM254 231V232H253ZM38 232V233H37ZM99 233V234H97V233ZM165 232V233H164ZM173 232V233H172ZM204 232V233H203ZM207 232V233H206ZM235 232V233H234ZM245 232V233H244ZM247 232V233H246ZM250 232V233H249ZM43 233V234H42ZM52 233H55V235L54 234H52ZM104 233H105V235H104ZM172 233V234H171ZM211 233V234H210ZM218 233H221V234H218ZM226 233H228V234H226ZM232 233V234H231ZM255 235H253V234ZM262 233V234H261ZM37 234V235H36ZM57 234V235H56ZM146 234V235H145ZM168 234V235H167ZM208 234V235H207ZM214 234V235H213ZM217 234V235H216ZM224 234H225V236H224ZM233 234L234 235H236V236H233ZM238 234V235H237ZM252 234V235H251ZM257 234H259L258 236H257ZM45 235L47 236V238H48V236H49V240H47L46 239V237H45ZM170 235V236H169ZM191 235V236H190ZM210 235H211V237H210ZM213 235V236H212ZM219 235V236H218ZM222 235V236H221ZM228 235H229V237H228ZM249 235V236H248ZM261 235H263V237L261 236ZM103 236V237H102ZM105 236V237H104ZM132 236H133V238H132ZM148 236V237H147ZM162 236V237H161ZM173 236V237H172ZM175 236V237H174ZM194 236V237H193ZM195 236H196V238L197 239H195ZM204 236V237H203ZM216 236V237H215ZM45 237V238H44ZM145 237V238H144ZM188 237L191 239H189L188 240ZM205 239V240H203V238ZM214 237V238H213ZM226 237H227V240H225L226 239ZM232 237H233V239H232ZM254 237H255V239H254ZM260 237V238H259ZM37 238V239H36ZM104 238V239H103ZM108 238V239H107ZM113 238V239H112ZM116 238H117V241H116ZM149 240V242H148V240ZM163 238V239H162ZM167 238V239H166ZM187 238V239H186ZM198 238H199V241H198ZM213 238V239H212ZM216 238H218V239H216ZM247 238H249V239H247ZM254 239V241H253V239ZM256 238H258V239H256ZM44 239H45V241H44ZM107 239V240H106ZM144 241H143V240ZM146 239V240H145ZM159 239V240H158ZM162 239V240H161ZM175 239V240H174ZM181 239L184 241H181ZM220 239V240H219ZM222 239V240H221ZM223 239H224V241H223ZM229 239H230V241H229ZM237 240V244H236V240ZM243 239H245V240H243ZM250 239H252V240H250ZM22 241V243H20L21 241ZM74 240H75V238H74ZM110 240H113L112 241V243H111V241ZM164 240V241H163ZM173 240H174V243H173ZM195 240L197 241V243L195 242ZM235 240V241H234ZM262 240V241H261ZM47 241V242H46ZM186 241H189V242H187L186 243ZM204 241V243H202L204 246H202V244H200V245H198V243H200V242H203ZM212 241H216L217 243H215V242H212ZM225 242L227 245H225V243H223V242ZM252 241V242H251ZM26 243L25 244V246H24V244L23 243ZM28 242V243H27ZM46 242V243H45ZM116 242V243H115ZM124 242V243H123ZM127 242V243H126ZM128 242H129V244H128ZM142 242H146L145 244L143 243L142 244ZM165 242L167 243V244H165ZM173 244V246H171V243ZM207 242V243H206ZM212 242V243H211ZM243 242L244 243H246V244H243ZM259 242V245L257 244L256 245V243H258ZM50 245H49V244ZM67 243H68V241H67ZM112 245H111V244ZM123 243V244H122ZM126 243V244H125ZM141 243V244H140ZM176 243V244H175ZM184 243V244H183ZM185 243L186 244H189V245H185ZM193 243V244H192ZM239 243V244H238ZM32 244H33V246H34V248H32L33 246H32ZM45 244V245H44ZM125 244V245H124ZM133 244V245H132ZM165 244V245H164ZM231 244V245H230ZM233 244V245H232ZM39 245V246H38ZM68 245H69V243H68ZM116 245H117V248H116ZM131 247H130V246ZM150 245V246H149ZM166 245L168 246V248L166 247ZM229 245V246H228ZM235 245H236V248H235ZM243 245V246H242ZM250 245H251V247H250ZM263 247H261V246ZM31 246V247H30ZM44 246V247H43ZM48 246V247H47ZM50 246H51V248H50ZM113 246H115V247H113ZM124 246V247H123ZM142 246V247H141ZM143 246H144V248H143ZM146 246H149V247H146ZM172 247V249H171V247ZM187 246V247H186ZM202 246V247H201ZM240 246V247H239ZM245 246V247H244ZM24 247H26V248H24ZM69 247H70V245H69ZM125 247H126V249H125ZM155 247V248H154ZM169 247H170V249L171 250H173L174 251V253H173V251H171L170 249H169ZM194 247V248H193ZM198 247H200V248H198ZM239 247V248H238ZM243 247V248H242ZM247 247H248V249H250L249 250V253H248V249H247ZM250 247V248H249ZM256 247L258 248V249H256ZM259 247H261L262 248V250H261V248L259 249ZM46 250H45V249ZM48 248V249H47ZM71 248V247H70ZM78 248V247H77ZM114 248H116V249H114ZM137 248V249H136ZM140 248V249H139ZM142 248V249H141ZM147 248V249H146ZM152 248H153V250H152ZM161 248L163 249V250H161ZM203 248V249H202ZM50 249V250H49ZM125 249V250H124ZM130 249V250H129ZM134 249H136L135 250V253H134ZM149 249V250H148ZM152 251H151V250ZM177 249H178V251H177ZM184 249V250H183ZM193 249H198L199 251H201V252H199L198 250H193ZM23 250V251H22ZM49 250V251H48ZM71 250H72V248H71ZM91 250H93L92 252H91ZM117 250V251H116ZM144 250V251H143ZM161 250V251H160ZM204 250V251H203ZM34 251V253H31V252H33ZM48 252V254H47V252ZM149 251H151L150 253H149ZM168 251L170 252V254H167L168 253ZM183 253H182V252ZM198 251V252H197ZM255 251V253H252L251 254V252H254ZM256 251H257V253H256ZM39 252V253H38ZM46 252V253H45ZM78 252H79V250H78ZM141 252V253H140ZM146 252V253H145ZM162 252V253H161ZM245 252H247V253H245ZM72 253H73V258H74V264H76V260H75V256H74V251L72 250ZM93 253H95L94 255H93ZM112 253V254H111ZM114 253V254H113ZM119 253V254H118ZM132 253H133V255H132ZM141 255V256H139V254ZM143 253V254H142ZM156 254V255H154V254ZM166 253V254H165ZM189 255H188V254ZM243 253V254H242ZM39 254V255H38ZM116 254H117V256H118V258H116V257H114V256H116ZM134 254H136V256L134 255ZM163 254V255H162ZM165 254V255H164ZM173 254V255H172ZM182 254V255H181ZM193 254V255H192ZM199 254V255H198ZM202 254V255H201ZM246 254H248V255H246ZM254 254H256V256L254 255ZM46 255V256H45ZM47 255H48V259H46V257H47ZM80 255V254H79ZM92 255L93 256H95V255H97V256H95V257H93L92 258ZM142 255L143 256H145L144 258L142 257ZM150 255V256H149ZM167 255H170V256H172V257H170V256H167ZM176 255V256H175ZM243 255V256H242ZM245 255H246V257H245ZM250 255V256H249ZM31 256V257H30ZM42 256L44 257V258H42ZM107 258H105V257ZM135 256V259L136 260H133L134 257ZM153 256V257H152ZM157 256V257H156ZM166 258H165V257ZM188 256V257H187ZM194 256H196L195 258H194ZM208 256V257H207ZM211 256H212V258H211ZM252 256V257H251ZM80 257V256H79ZM103 259V260H101V258ZM121 257V258H120ZM184 257V258H183ZM200 257V258H199ZM207 257V258H206ZM243 257V258H242ZM245 257V258H244ZM248 257H250V258H248ZM255 259H254V258ZM25 258V259H24ZM49 258H50V260H49ZM100 259V260H98V259ZM142 258V259H141ZM171 258H173V259H171ZM192 258V259H191ZM202 258V259H201ZM249 260H251V261H249ZM262 258V259H261ZM23 259V260H22ZM29 259H30V262H29ZM33 259V260H32ZM57 259H60V262H59V260H57ZM61 259L63 260V263H62V261H61ZM96 259V260H95ZM124 259V260H123ZM130 259V260H129ZM149 261H148V260ZM187 259V260H186ZM209 259H211V260H209ZM246 259V260H248V261H246L245 260V262H244V260ZM164 260V261H163ZM173 261V262H171V261ZM195 261V262H192V261ZM206 260H208V261H206ZM213 260V261H212ZM260 260V261H259ZM38 261V262H37ZM46 261V262H45ZM50 261V262H49ZM56 261V262H55ZM80 261H81V258H80ZM97 261V262H96ZM108 261V262H107ZM113 261V262H112ZM135 261V263H133ZM182 261V262H181ZM186 261H188V263L186 262ZM204 261V262H203ZM263 261V262H262ZM52 262H54V263H52ZM103 262V263H102ZM118 262V263H117ZM150 262V263H149ZM210 262V263H209ZM258 262V263H257ZM262 262V263H261ZM159 263V264H160ZM65 264H67V263H65ZM82 264V263H81ZM153 264V263H152Z\"/></svg>","mask_w":264,"mask_h":264},{"label":"bare ground","instance_id":"obj_2","mask_svg":"<svg viewBox=\"0 0 264 264\" xmlns=\"http://www.w3.org/2000/svg\"><path fill=\"white\" fill-rule=\"evenodd\" d=\"M18 1H20V0H10V2H9V4H10V10H11L10 12H11V14L13 15V17L15 18V20L17 21V25L20 26V27L22 28V26H23V21H22V18H21V17H22V14L20 13L21 10L19 11V3H20V2H18ZM22 1H23V2L25 1V2H26L27 0H22ZM61 1H62V0H61ZM66 1H67V0H66ZM80 1H82V0H80ZM86 1H87V0H86ZM110 1H111V3H112L113 0H110ZM133 1H135V0H132V2H133ZM137 1H138V0H137ZM154 1H156V0H154ZM154 1H153V2H154ZM166 1H167V0H166ZM177 1H178V2H177ZM182 1H183V0H182ZM186 1H188V0H186ZM186 1L183 2V3H186L187 5H188L191 1H193V3L196 2V0H195V1H194V0L188 1L189 3H187ZM203 1H206V0H203ZM203 1H202V2H203ZM212 1H213V0H212ZM212 1H211V2H212ZM217 1H218V0H217ZM231 1H232V0H231ZM237 1H238V3H239V0H237ZM258 1H259V0H258ZM23 2L21 3V5L23 4ZM73 2H74V1H73ZM78 2H79V0H78ZM83 2H85V0H83L82 3H83ZM91 2H92V1H91ZM93 2H94V1H93ZM135 2H136V1H135ZM145 2H147V1L145 0ZM158 2H160V1L158 0ZM162 2H165V0H164V1L162 0ZM168 2H169V1H168ZM171 2H173V1H171ZM176 2H177V5H178V3H180L181 1L179 2V0H176ZM176 2H174V3H176ZM206 2H207V1H206ZM219 2L221 3L222 1L219 0ZM219 2H217V3H219ZM223 2H224V1H223ZM226 2H227V1H226ZM232 2H234V1H232ZM246 2H247V1H246ZM263 2H264V1H263ZM56 3H57V2H56ZM67 3H68V2H67ZM69 3H70V1H69ZM85 3H86V2H85ZM105 3H106V2H105ZM105 3L103 2V4H102V3H101V4L104 5ZM108 3H109V2H108ZM108 3L105 4V7L108 5ZM127 3H128V1H127ZM133 3H134V2H133ZM147 3H149V1H148ZM150 3H152V0H151ZM150 3H149V5H150ZM174 3H173V4H174ZM181 3H182V2H181ZM181 3H180V4H181ZM196 3L198 4V3H199V0H197ZM196 3H194V4H196ZM235 3H236V2H235ZM247 3L250 4V1L248 0ZM258 3H259V2H258ZM59 4H60V3H59ZM59 4H58V5H59ZM74 4H76V3H74ZM80 4H81V3H80ZM92 4H93V3H92ZM112 4H113V5H112ZM112 4H111V5H112L113 7L117 8V7L114 5V4H115V1H114ZM122 4H123V3H122ZM138 4H139V3H138ZM145 4H146V3H145ZM163 4H164V3H160V4L155 3V4H151V6H149V5L147 6V5H146L147 8L150 10V16H149L148 18H153V17H155L156 13H157V14H158V13H161L160 10L162 9ZM168 4H170V3H168ZM171 4H172V3H171ZM171 4H170V5H171ZM191 4H192V2H191ZM191 4H189V5H191ZM207 4H210V2H209V3H206V5H207ZM213 4H214V3H213ZM221 4H222V3H221ZM229 4H230V3H229ZM244 4L246 5V3H244ZM251 4H252V3H251ZM251 4H250V5H251ZM263 4H264V3H263ZM81 5H82V4H81ZM81 5H80L79 7H81ZM93 5H94V4H93ZM95 5H96V4H95ZM109 5H110V3H109ZM116 5L118 6L119 4L116 3ZM141 5H142V4H141ZM143 5H144V3H143ZM143 5H142V6H143ZM184 5H185V4H183V6H182L183 8H184ZM199 5H200V7H202L201 5H204V4H199ZM217 5H218V4H217ZM217 5L215 4L214 7L217 6ZM224 5H225V4H224ZM227 5H228V4H227ZM234 5H235V4H234ZM237 5H239V4H237ZM245 5H244V7H245ZM260 5H261V4H260ZM23 6H24V4H23ZM54 6H55V4H54ZM68 6H70V5H68ZM71 6H72V5H71ZM119 6H120V5H119ZM119 6H118V7H119ZM127 6H128V5H127ZM133 6H134V5H133ZM144 6H145V5H144ZM164 6H165V5H164ZM175 6H176V5H175ZM195 6H196V5H195ZM195 6H194V7H195ZM211 6H212V5L210 4V7H211ZM231 6H232V5H231ZM231 6H229V7H231ZM248 6H249V5H248ZM262 6H264V5H262ZM100 7H101V6H100ZM107 7H108V9H107V11H108V10L110 9V6H107ZM113 7H111V8H113ZM150 7H151V9H150ZM191 7H192V6H191ZM197 7H198V5H197ZM219 7H222V5H221V6L219 5ZM235 7H236V6H235ZM251 7H252V6H251ZM74 8H75V7H74ZM124 8H125V7H124ZM124 8H123V9H124ZM144 8H145V7H143V10H146V9H147V8H146V9H144ZM164 8H165V7H164ZM166 8H167V7H166ZM171 8H172V6H171L170 8H168V9L171 10ZM175 8H176V7H175ZM183 8H181V9H179V10H182ZM202 8H203V7H202ZM206 8H207V6H206ZM206 8H205V9H206ZM208 8H209V7H208ZM212 8H213V7H212ZM225 8H226V7H225ZM227 8H228V6H227ZM236 8H238V7H236ZM236 8H234V9H236ZM242 8H243V7H242ZM242 8L240 7V9L243 10V14H244V8H243V9H242ZM246 8H247V5H246ZM254 8H255V7H254ZM21 9H22V7H21ZM66 9H67V8H66ZM72 9H73V7H72ZM80 9H81V8H80ZM92 9H93V8H92ZM92 9L89 10V11L91 12V14H92V12H93V11H91ZM117 9H119V8H117ZM120 9H121V7H120ZM120 9H119V10H120ZM136 9H137V8H136ZM138 9H139V8H138ZM186 9H188V8H186ZM195 9L197 10V8H195ZM198 9H199V8H198ZM216 9H218V11H219L220 9H223V8H220V9H219L218 6H217V7L215 8V10H216ZM228 9H229V8H228ZM228 9H225V10L228 11ZM234 9H232V10L234 11ZM252 9H253V8H252ZM52 10H53V9H52ZM74 10H75V9H74ZM94 10H95V9H94ZM100 10H101V12H102L103 10H106V9H101V8H100V9H99V12H100ZM114 10H115V9H114ZM114 10H113V11H114ZM121 10H122V9H121ZM170 10H169V11H170ZM172 10L174 11V9H172ZM177 10H178V9H177ZM177 10H175V12H177ZM191 10H192V8H191ZM191 10H189V11L192 12ZM203 10H204V9H203ZM203 10H202V11H203ZM237 10H239V9H237ZM237 10H235V11H237ZM241 10H240V12H241ZM245 10H247V9H245ZM250 10H251V8H250ZM67 11H68V10H67ZM71 11H72V10H71ZM75 11H76V10H75ZM97 11H98V10L96 9V11H94V13L97 12ZM123 11H124V10H123ZM129 11H130V10H129ZM159 11H160V12H159ZM164 11H166V10H164ZM173 11H172V12H173ZM198 11H201V10L199 9ZM202 11H201V12H202ZM211 11H212V10H211ZM218 11H217V12H218ZM251 11H253V10H251ZM47 12H48V11H47ZM51 12H52V11H51ZM81 12H82V10H81ZM83 12H84V11H83ZM86 12H87V11H86ZM90 12H87V13H85V14H90ZM116 12H117V11H116ZM181 12H182V11H181ZM185 12H186V14H187V11H186V10H185ZM185 12H184V13H185ZM190 12L186 15L187 17L191 15ZM194 12L196 13V11H194ZM207 12H208V11H207ZM220 12H221V10L219 11V13H220ZM247 12L249 13V10H248ZM253 12H254V11H253ZM256 12H257V11H256ZM256 12H255V13H256ZM49 13H50V12H49ZM69 13H71V12H69ZM69 13H68V14H69ZM94 13H93V15H94ZM97 13H98V12H97ZM107 13H108V12H107ZM107 13H106V15H107ZM110 13H111V12H110ZM110 13H109V14H110ZM117 13H118V12H117ZM127 13H129V12H127ZM127 13H126V14H127ZM141 13H142V12H141ZM147 13H148V12H147ZM162 13H164V12H162ZM173 13H174V12H173ZM178 13L181 15V13H180L179 11H178ZM178 13H175V14H178ZM198 13H199V12H198ZM203 13H205V12L203 11ZM203 13H202V14H203ZM215 13H216V12H215ZM231 13H232V12H231ZM235 13H236V12H235ZM235 13H233V15H234ZM237 13H239V12H237ZM245 13H246V12H245ZM255 13H254V14L252 13V15H255ZM259 13H260V12H259ZM20 14H21V15H20ZM83 14H84V13H83ZM98 14H99V13H98ZM102 14H103V12H102ZM102 14H101V15L99 14V15H100V18H101L105 13H104L103 15H102ZM148 14H149V13H148ZM148 14H146V16H148ZM182 14H183V13H182ZM202 14H201V15H202ZM205 14L208 15V13H205ZM209 14H210V10H209ZM213 14H214V13H213ZM213 14H212V15H213ZM223 14H224V12H223ZM225 14H226V13H225ZM246 14H247V13H246ZM257 14H258V13H257ZM71 15H72V13H71ZM75 15H76V14L73 13L72 16H74V19H73V20L76 22V21H78L80 18H79V17H78V18H75V17H76ZM99 15H98V16L95 15V16L97 17V18H95V19H99V20H100V18H98ZM130 15H131V14H130ZM132 15H134V14H132ZM153 15H154V16H153ZM162 15H163V14H162ZM164 15H165V14H164ZM199 15H200V14H199ZM199 15H198V18L201 19V18H200L201 16L199 17ZM203 15H204V14H203ZM210 15H211V14H210ZM233 15H231V16L233 17ZM239 15H240V13H239ZM250 15H251V14H250ZM250 15H249V16H250ZM261 15L263 16V13H262ZM87 16H88V15H87ZM104 16H105V15H104ZM115 16H118V15H115ZM126 16H127V15H126ZM140 16H141V15H140ZM144 16H145V15H144ZM156 16L159 17V15H156ZM160 16H161V15H160ZM165 16H166V15H165ZM182 16H183V17H182ZM193 16H194V15H193ZM196 16H197V15H196ZM204 16H205V15H204ZM204 16H203V18H204ZM220 16H221V15H220ZM223 16H224V15H223ZM225 16H227V17L229 16V15H228V12H227V15H225ZM225 16H224V17H225ZM231 16H230V17H231ZM236 16H238V15H235V17H236ZM240 16H243V15H240ZM244 16H245V14H244ZM258 16H259V15H258ZM69 17H71V16H69ZM88 17H89V16H88ZM92 17H93V16H92ZM105 17H108V16H105ZM129 17H130V16H129ZM132 17H133V16H132ZM163 17H164V16H163ZM170 17H171V16H170ZM176 17H177V15H176ZM178 17H179V16H178ZM207 17H209V16H207ZM216 17H217V16H216ZM224 17L221 18V19H225V18H226V17H225V18H224ZM245 17H246V16H245ZM250 17H251V16H250ZM72 18H73V17H72ZM81 18H82V16H81ZM109 18H110V17H109ZM113 18H114V17H113ZM155 18H156V17H155ZM168 18H169V17L167 16V19H168ZM180 18H183V19H184V15H181ZM228 18H229V17H228ZM233 18H234V17H233ZM233 18H231V20H237V19H233ZM237 18H238V17H237ZM254 18H255V17H254ZM259 18H260V19H263V18H261V16H259ZM19 19H20V20H19ZM75 19H78V20H75ZM89 19H90V18H89ZM103 19H104V17L102 18V20H103ZM128 19H129V18H128ZM135 19H136V18H135ZM159 19H160V18H159ZM161 19H162V17H161ZM165 19H166V18H164V21L167 20V19H166V20H165ZM174 19H175V18H173V22L175 23V20H174ZM183 19H181V21H182ZM191 19H192V18H191ZM194 19H195V18H194ZM194 19H192V20H194ZM199 19H196V20L199 21ZM216 19H218V18H216ZM221 19H220V20H221ZM229 19H230V18H229ZM229 19H228L227 21H230ZM249 19H250V18H249ZM252 19H253V18H252ZM257 19H258V17H256L254 20L257 21ZM69 20L72 21L71 19H69ZM81 20H82V19H81ZM99 20H98V21H99ZM105 20H106V18H105ZM107 20H108V19H107ZM119 20H120V19H119ZM130 20H131V19H130ZM144 20H145V19H144ZM144 20H143V21H144ZM152 20H153V19H152ZM155 20H158V19H155ZM185 20H186V18H185ZM185 20H183V21H185ZM208 20H210V21H207V20H206V21H207L208 23H210V22L212 21V18H211V19H208ZM214 20H215V19H214ZM214 20H213V21H214ZM220 20H219V24H222V22L220 23ZM263 20H264V19H263ZM263 20H261V21H263ZM74 21H73L72 24H71V28H69V29H70V32H71V33L69 32V33L71 34V38H70V37H69V38L72 39V38L74 37L72 40H75V39L77 38V37L75 38V36H74V33L76 34V31H75V30H76L78 27H79V28L81 27V26L79 25V24H80V23H79L80 20H79V22H78L79 24H78L77 22L75 23ZM86 21H87V24H88V23H89L90 21H92V20H86ZM88 21H89V22H88ZM98 21H97V22H98ZM100 21H101V20H100ZM114 21H115V19H114ZM126 21H127V20H126ZM137 21H138V20H137ZM143 21H142V22H143ZM145 21H146V20H145ZM145 21H144V22H145ZM164 21L161 20V22H163V23H164ZM169 21H170V18H169ZM198 21H197V22H198ZM202 21H205V20H200L199 22H201V24H202V23H203ZM217 21H218V20H217ZM217 21H215L216 25H217ZM222 21H223V20H222ZM227 21H226V22H227ZM239 21H241V20H239ZM239 21H238V22L231 21V22L234 24V23H239ZM245 21H246V20H245ZM245 21H244L243 23H245ZM247 21H248V20H247ZM251 21H252V20H251ZM258 21H259V20H258ZM261 21H259V22H261ZM93 22H94V20H93ZM95 22H96V20H95ZM95 22L93 23L94 27H95V24H96ZM104 22H105V21H103V22L101 21V22H99V23H100V24H101V23L103 24ZM122 22H123V20H122ZM140 22H141V21H140ZM148 22H149V21H148ZM166 22H168V21H166ZM194 22H195V21H194ZM199 22H198V23H199ZM223 22H224V21H223ZM263 22H264V21H263ZM263 22H262V23H263ZM82 23L84 24V20H83ZM82 23H81V25H82ZM130 23H131V21H130ZM154 23L156 24V22H154ZM170 23H171V22H170ZM170 23L168 22V24H166L167 26H166V25L163 26V27L165 28V30H164V29H162V30L160 29L161 31H164V33H163L162 35H164L165 33H167V34H166V36H167V35H169V32H170V31L172 32L174 29H177V28H171L173 25H172V23H171V25H172V26H171ZM174 23H173V24H174ZM186 23H188V20H187ZM189 23H190V22H189ZM191 23H193V21H192ZM191 23H190V24H191ZM204 23H205V22H204ZM208 23H206V25H202V26H203V27H204V26H207V25L210 26ZM212 23H214V22H212ZM215 23H214V24H215ZM228 23L230 24V22H228ZM241 23H242V22H241ZM241 23H240V24H241ZM243 23H242V25H243ZM246 23H247V22H246ZM246 23H245V25H246ZM89 24H91V23H89ZM97 24H98V23H97ZM100 24H99V27H98V25H97V27H98L97 30H99V31L102 30V29H101V28H102V27H101L102 25L100 26ZM107 24H108V23H107ZM110 24H111V23H110ZM118 24H119V23H118ZM139 24H140V23H139ZM142 24H143V23H142ZM149 24H150V23H149ZM158 24H159V20H158ZM158 24H157V26H158ZM161 24H162V23H161ZM164 24H165V23H164ZM201 24L199 23V24H197V25H201ZM210 24H211V23H210ZM229 24H226V26L229 25ZM240 24H239V26H240ZM249 24H250V22H249ZM251 24H252V23H251ZM254 24H255V21H254ZM256 24H257V22H256ZM84 25H86V22H85ZM93 25H92V26H93ZM103 25H104V24H103ZM105 25H106V24H105ZM105 25H104V26H105ZM112 25H113V23H112ZM112 25H111V26H112ZM116 25H117V24H116ZM116 25H115V26H116ZM119 25H120V24H119ZM135 25H136V23H135ZM151 25H152V26H155V25L152 24V23H151ZM162 25H163V24H162ZM162 25H161V27H162ZM187 25H189V24H187ZM187 25H186V26H187ZM235 25H236V24H235ZM259 25H261V24H259ZM259 25L257 24V26H258L257 28H259ZM262 25H264V24H262ZM82 26H83V25H82ZM87 26H89V25H87ZM92 26H90L91 29H92ZM115 26H114V27H115ZM117 26H118V25H117ZM123 26H124V25H123ZM126 26H127V25H126ZM152 26H151V27H152ZM159 26H160V25H159ZM176 26H179V25L176 24ZM184 26H185V25H184ZM190 26H192V25H190ZM211 26H212V25H211ZM217 26H218V25H217ZM224 26H225V25L223 24L222 27H224ZM231 26H233V25H231ZM243 26H244V25H243ZM249 26H250V25H249ZM249 26L247 25V27H249ZM251 26H252V25H251ZM76 27H77V28H76ZM107 27H108V26H107ZM112 27H113V26H112ZM130 27H131V25H130ZM151 27H149V29H151ZM163 27H162V28H163ZM180 27H182V26H180ZM188 27H189V26H188ZM196 27H198V26H195V28H196ZM220 27H221V26H220ZM220 27H219V28H220ZM229 27H230V25H229ZM229 27H228V28H229ZM236 27H237V26H236ZM252 27H254V26H252ZM263 27H264V26H263ZM84 28H85V29H83V31L86 30V28H88V29H87L88 32L91 31V30H89V27H84ZM119 28H120V27H119ZM123 28H125V27H123ZM190 28H191V27H190ZM190 28H189V29H190ZM199 28H200V26H199ZM204 28H205V27H204ZM204 28H203L202 30H204ZM211 28H215V25H214L213 27H211ZM224 28H225V27H224ZM237 28H238V27H237ZM237 28H236V29H237ZM242 28H243V27H242ZM242 28H241V29H242ZM249 28H250V27H249ZM249 28H248V29H249ZM260 28H261V27H260ZM104 29H106V27H105V28L103 27V30H104ZM108 29H109V28H108ZM108 29H107V30H108ZM121 29H122V27H121ZM127 29H128V27H127ZM139 29H140V28H139ZM149 29H148V30H149ZM172 29H173V30H172ZM192 29H193V28H192ZM208 29H210V28H208ZM229 29H230V28H229ZM231 29H232V28H231ZM252 29L255 30L254 28H252ZM261 29L263 30L264 28H261ZM80 30H81V29H80ZM80 30L77 29V32H80ZM92 30L95 31L94 29H92ZM123 30H124V29H123ZM131 30H132V29H131ZM142 30H143V29H142ZM177 30H178V29H177ZM181 30H183V29H181ZM193 30H194V29H193ZM193 30H191V31H193ZM211 30H212V29H211ZM214 30H215V29H214ZM221 30L223 31V28H222ZM221 30L218 29V30H217V31H218V34H214V36H216V38H218L217 36L219 35V33H220ZM253 30H252V32H253ZM68 31H69V30H68ZM93 31H91V32H93ZM104 31H105V30H104ZM110 31H114V30H110ZM124 31H125V30H124ZM124 31H123V33H124ZM132 31H134V29H133ZM149 31H150V30H149ZM149 31H148V32H149ZM151 31H153V29H152ZM161 31H160L159 33H161ZM178 31H179V30H178ZM178 31H176V32L178 33ZM196 31H197V28H196ZM199 31H200V29H199ZM199 31H198V32H199ZM204 31H206V29H205ZM204 31H202V32L204 33ZM212 31H213V30H212ZM217 31H216V32H217ZM222 31H221V32H222ZM226 31H227V29H226ZM228 31L230 32V30H228ZM233 31H234V29H233ZM233 31H232V32H233ZM236 31H237V30H236ZM241 31H243V30H240V32L238 31V34L241 33ZM248 31H249V30H248ZM81 32H82V30H81ZM85 32H86V31H84V33H85ZM88 32H87V33H88ZM95 32H96V31H95ZM100 32H101V31H100ZM100 32H99V33H100ZM115 32H116V31H115ZM115 32H114V33H115ZM171 32H170V33H171ZM174 32H175V31H174ZM176 32H175V35L177 34ZM183 32H184V31H183ZM187 32H189V31H187ZM193 32H195V31H193ZM214 32H215V31H214ZM229 32H225V33H229ZM232 32H231V33H232ZM246 32H247V29H246V31L244 30V32H242V33H245V34H246ZM252 32H251V33H252ZM256 32H257V31H256ZM256 32H255V33H256ZM62 33H63V32H62ZM96 33H98V32H96ZM102 33H104V32H102ZM110 33L112 34V32H110ZM119 33H120V32H119ZM127 33H128V32H127ZM139 33H140V32H139ZM143 33H145V32H143ZM149 33L151 34V32H149ZM153 33H155V32H153ZM196 33H197V32H196ZM206 33H208V30H207ZM222 33H223V32H222ZM222 33H220V34H222ZM231 33H230V34H231ZM234 33H235V31H234ZM236 33H237V32H236ZM236 33H235V34H236ZM242 33H241V34H242ZM248 33H249V35H251L250 32H248ZM78 34H79V33H78ZM82 34H83V32H82ZM82 34L80 33V35H82ZM90 34H91V33H90ZM92 34H94V33H92ZM100 34H101V33H100ZM108 34H109V32H108ZM128 34H129V33H128ZM128 34H127V35H128ZM140 34H141V33H140ZM156 34H157V33H155V35H156ZM172 34H173V32H172ZM179 34H180V33H179ZM184 34H185V33H184ZM200 34H201V33H200ZM200 34L197 33V35H200ZM210 34H211V33H210ZM252 34H253V33H252ZM256 34H257V33H256ZM256 34H254V35H256ZM84 35H86V34H84ZM84 35H83V36H84ZM96 35H99V34H96ZM96 35H94L93 37H95ZM113 35H114V34H113ZM116 35H117V34H116ZM116 35H114V36H116ZM131 35H132V34H131ZM180 35H181V34H180ZM186 35H187V34H186ZM188 35H189V34H188ZM190 35H191V34H190ZM197 35H196V36H197ZM201 35H202V34H201ZM201 35H200V37L203 36V35H202V36H201ZM222 35H223V34H222ZM224 35H225V34H224ZM232 35H233V34H232ZM232 35H231V36H232ZM236 35H237V34H236ZM236 35H235V36H236ZM239 35H240V34H239ZM242 35H244V34H242ZM242 35H240V36H242ZM64 36H65V35H64ZM76 36H78V35H76ZM103 36H104V35H103ZM110 36H112V35H110ZM117 36H118V35H117ZM117 36H116V37H117ZM122 36H123V35H122ZM135 36H136V35H135ZM152 36H153V35H152ZM173 36H174V35H173ZM196 36H195V37H196ZM206 36H207V35H206ZM206 36H205V37H206ZM208 36H209V34H208ZM211 36H212V35H211ZM211 36H210V37H211ZM227 36H228V35H227ZM227 36H226L225 38H228ZM229 36H230V35H229ZM247 36H248V34H247ZM259 36H260V35H259ZM66 37H67V36H66ZM66 37H65V38H66ZM89 37H90V36H89ZM144 37H145V36H144ZM148 37H149V36H148ZM156 37H157V36H156ZM158 37H159V36H158ZM158 37H157V38H158ZM167 37H168V36H167ZM180 37H181V36H180ZM193 37H194V36L192 35V38H193ZM212 37H213V36H212ZM223 37H224V36H222V38H223ZM232 37H233L232 40H231V37H230V40H231V41H233L234 38H235L234 36H232ZM245 37H246V35L244 36V38H243V36H242L241 38L245 39ZM250 37H251V36H250ZM250 37H249V38H250ZM256 37H258V36H256ZM84 38H85L86 40H88V41H89V39H90V38L87 39V35L84 36ZM84 38H83V39H84ZM96 38H99V36H98V37L96 36ZM96 38H95V40H96ZM107 38H108V37L105 36L104 38H100V39H103V41L105 40L104 42H107ZM111 38H112V37H111ZM111 38H109V39H111ZM122 38H123V37H122ZM127 38H129V37H127ZM134 38H135V37H134ZM137 38H138V37H137ZM137 38H136V39H137ZM151 38H152V37H151ZM171 38H172V37H171ZM175 38H176V37H175ZM185 38H186V37H185ZM197 38H198V40H199V36H197ZM213 38H214V37H213ZM213 38H211V39H213ZM216 38H214V39H215V42H216V40H220V43H222V41H221L222 39H220V36H219V39H216ZM238 38H239V36H238ZM251 38H252V37H251ZM70 39H66V40H69L68 42L70 43ZM80 39H82V36H80V38L77 39V40H80ZM92 39H94V38H92ZM92 39H91V40H92ZM109 39H108V41H110ZM113 39H116V38H113ZM113 39H111V41H112ZM119 39H120V38H119ZM139 39H140V37H139ZM144 39H145V38H144ZM144 39H143V40H144ZM146 39H147V38H146ZM148 39H149V38H148ZM148 39H147V40H148ZM152 39H153V38H152ZM163 39H164V38H163ZM163 39H162V40H163ZM169 39H170V38H169ZM177 39H178V35H177ZM179 39H180V38H179ZM187 39H188V37H187ZM190 39H191V38H190ZM209 39H210V38H209ZM236 39H237V37H236ZM247 39H248V37H246V41H248ZM252 39H253V38H252ZM259 39H260V38H259ZM259 39L256 38V40H259ZM261 39H262V38H261ZM95 40H94V42H95ZM125 40H126V39H125ZM137 40H138V39H137ZM143 40H142V41H143ZM162 40H161V41H162ZM165 40H167V39L165 38ZM170 40H172V39H170ZM170 40H169V42H168L169 44H171V41H170ZM173 40H174V37H173ZM173 40H172V41H173ZM180 40L184 42V39L182 40V38H181ZM185 40H186V39H185ZM198 40L195 39L196 43H198V44L200 45L201 43H200V41H198ZM200 40L203 41V38H200ZM225 40H226V39H225ZM227 40H228V39H227ZM237 40H238V39H237ZM240 40L243 41L242 39H240ZM249 40H250V39H249ZM75 41H76V40H75ZM96 41L99 42L98 39H97ZM100 41L102 42V40H100ZM111 41H110V42H111ZM121 41H123V40H121ZM144 41H145V40H144ZM144 41H143V42H144ZM149 41H150V40H149ZM151 41H153V40H151ZM157 41H158V40H157ZM176 41H177V40H176ZM181 41H180V42H181ZM186 41H187V40H186ZM188 41H189V40H188ZM188 41H187V43H188ZM202 41H201V42H202ZM205 41H206V40H204L203 42H205ZM213 41H214V40H213ZM231 41H230V42H231ZM254 41H255V40H253V42H254ZM263 41H264V40H262V42H263ZM86 42H87V41H86ZM86 42H85V44L89 43V42H87V43H86ZM91 42H92V41H91ZM91 42H90V43H91ZM101 42H100V43H101ZM110 42H108V43H110ZM116 42H117V40H116ZM154 42H155V41H154ZM159 42H160V41H159ZM166 42H167V41H166ZM166 42H164V44H165ZM174 42H175V41H174ZM177 42L181 45V43H180L179 41H177ZM191 42H192V41H191ZM206 42H207V41H206ZM206 42H205V43H206ZM211 42H212V41H211ZM215 42H214L213 44H215ZM224 42H225V41H224ZM226 42H229V41H226ZM239 42H240V41H239ZM243 42H244V41H243ZM248 42H249V41H248ZM248 42H246V43H248ZM258 42H259V41H258ZM262 42L260 41L261 46H259V47H261V49L264 51V46H263V48H262ZM100 43H99V44H100ZM112 43H115V42L113 41ZM117 43H118V42H117ZM119 43H120V41H119ZM119 43H118L117 45H119ZM130 43H131V42H130ZM147 43H148V42H147ZM184 43H185V42H184ZM187 43H185V45H186ZM207 43H208V42H207ZM220 43H219V41H217V44L220 45ZM235 43H236V42H235ZM246 43L243 44V43L241 42V44H243V45H245ZM95 44H96V42H95ZM101 44H103V43H101ZM101 44H100V45H101ZM122 44H123V42H122ZM138 44H139V43H138ZM150 44H151V42H150ZM174 44H175V43H174ZM182 44H183V43H182ZM192 44H193V42H192ZM202 44H203V43H202ZM202 44H201V45H202ZM222 44H223V43H222ZM231 44H232V43H231ZM237 44L239 45L240 43H238V41H237ZM237 44H235V45H237ZM248 44H249V43H248ZM248 44H246V45H248ZM255 44H256V43H255ZM263 44H264V42H263ZM65 45H66V43H65ZM65 45H63V46H64V47H67V46H68V45H67V46H65ZM70 45H71V43H70ZM166 45L168 46L167 43H166ZM176 45H178V44H175V46H176ZM199 45L196 44V46H199ZM210 45H211V43H210ZM210 45H209V46H210ZM233 45H234V42H233ZM233 45H232V46H233ZM235 45H234V46H235ZM238 45H237V46H238ZM249 45L252 46L251 43H250ZM249 45H248V46H249ZM258 45H260V44H258ZM87 46H89V45H87ZM103 46H104V45H103ZM114 46H115L116 48H118V47L116 46V43L114 44ZM131 46H132V45H131ZM205 46H208V45H203L204 48H205ZM209 46H208V47H209ZM216 46H218V45H216ZM220 46L223 47L222 45H220ZM220 46H218V48H219ZM227 46H228V45H227ZM232 46H231V48H229V49L234 48V47H232ZM251 46H249V47L244 46V47H245V48H250ZM106 47H107V44H106ZM110 47H113V46L110 44ZM142 47H143V46H142ZM146 47H147V46H146ZM159 47H160V46H159ZM161 47H162V46H161ZM161 47H160V48H161ZM168 47H169V46H168ZM170 47H172V45H170ZM170 47H169V49H170ZM178 47H180V46H176V48H178ZM199 47H200V46H199ZM199 47H198V49H199ZM208 47H207V49L205 48V49H206V50H205L206 52H207V50H208ZM213 47H215V46H213ZM224 47H225V46H224ZM229 47H230V46H229ZM239 47H241V46H239ZM252 47H254V46H252ZM259 47H258V49H260ZM77 48L80 49V47H77ZM107 48H108V47H107ZM119 48H120V47H119ZM174 48H175V47H174ZM181 48H182V47H181ZM185 48H186V47H185ZM185 48H184V50H185ZM210 48H212V47H210ZM241 48H243V47H241ZM255 48H256V45H255ZM71 49H72V48H71ZM71 49H70V50H71ZM74 49H76V48H74ZM78 49H77V50H78ZM101 49H102V48H101ZM109 49H110V48H109ZM112 49H113V48H112ZM114 49H115V48H114ZM121 49H122V48H121ZM123 49H124V48H123ZM127 49H128V48H127ZM162 49H164V47H163ZM167 49H168V48H167ZM171 49H172V48H171ZM188 49H189V48H188ZM200 49H202V48H200ZM222 49H223V48H222ZM229 49H228V51L225 52L226 54H227V52H229V54H230V52H231V53H235V55H236L237 52L229 51ZM236 49H237V48H236ZM252 49H254V48H252ZM256 49H257V48H256ZM256 49H254V50H256ZM258 49H257L256 51H259ZM131 50H133V49H131ZM138 50H139V49H138ZM144 50H145V49H144ZM173 50H174V49H173ZM178 50H179V49H178ZM178 50L175 51V53H176V52H179ZM184 50H183V51H184ZM189 50H190V49H189ZM212 50H213V49H212ZM215 50H216V48L213 50V52H214ZM226 50H227V49H226ZM234 50H235V49H234ZM237 50L239 51L240 49H237ZM237 50H236V51H237ZM242 50H243V49H242ZM245 50H247V49H245ZM254 50H252V51H254ZM262 50H261L260 52H263ZM72 51L74 52V50H72ZM94 51H96V50H94ZM117 51H118L117 53L120 52V50H118V49H117ZM139 51H140V50H139ZM146 51H147V50H146ZM183 51H182V52H183ZM201 51H204V49L201 50ZM205 51H204V52H205ZM210 51H211V50H210ZM224 51H225V50H224ZM243 51H244V50H243ZM256 51H255V52H256ZM68 52H70V51H68ZM77 52H78V51H76V53H74V55H72V56H67V57H63V58H56V57L54 58V57H52V58H50V59H48L47 61H44V62H42V61H38V60L35 59L32 55H30L29 53H28V54H29L30 56L28 55V57H29V58L31 59V61H32L33 63H35L37 66H46V65H49V64H53V63H55V62H57V61H59V60L65 59V58L76 57L75 54H77V57H84V58H87V60L93 65L92 67H94L96 64H98V63H96V62L98 61V60L95 59L96 57H99V58H97V59H100V57H104L105 55H107V57L109 56L108 52L106 53V50H105V52H104V49H102V50L97 49V51H96L97 53L94 54V55L96 56L95 58H89V57H87L88 55H85V54H78ZM89 52H90V50H89ZM89 52H88V53H89ZM112 52H113V51H112ZM129 52H130V51H129ZM141 52H142V51H141ZM159 52H160V51H159ZM165 52H166V51H165ZM186 52H187V51H186ZM188 52H189V51H188ZM204 52H203V53H204ZM208 52H209V51H208ZM213 52H209V54H213ZM219 52H220V51H219ZM219 52H218V53H219ZM241 52H242V51H241ZM244 52H246V51H244ZM244 52H243V54H244ZM90 53H91V52H90ZM94 53H95V52H94ZM114 53H115V50H114ZM114 53H113L114 56L112 55L113 57L111 56V58H114L115 56H117V54H114ZM122 53H123V52H122ZM132 53H133V52H132ZM189 53H190V52H189ZM201 53H202V52H201ZM220 53H221V52H220ZM239 53H240V51H239ZM246 53H249V52H246ZM246 53H245V55H247ZM253 53H254V52H253ZM256 53H258V52H256ZM256 53H254L255 56H256ZM72 54H73V53H72ZM92 54H93V53H92ZM125 54H128V52H127V53L125 52ZM133 54H134V53H133ZM162 54H163V53H162ZM171 54H172V53H171ZM171 54H170V55H171ZM180 54H181V53H180ZM180 54H179V55H180ZM185 54H186V53H184V55H185ZM214 54H215V56H214V58H215V57L217 56V55H216L217 53H214ZM221 54H222V53H221ZM221 54H220V55H221ZM263 54H264V52H263ZM263 54H262V55H263ZM7 55H8V57H10L9 54H7ZM10 55H11V54H10ZM12 55H13V54H12ZM16 55L20 58V60H21V62H22V65L25 66V68H28V70H29L30 80H31L32 84L34 85V88L36 87V89L38 90V93H37V94L41 93V92L43 91L42 88L44 89V87H45V85L43 84V82H41V79H40V74H41V72H42L43 70H41V69H39V68L33 66V65L31 64V62H29V60L25 59V56H23V55L21 54L20 51H17V50H16ZM118 55H119V54H118ZM136 55H138V54H136ZM166 55H167V54H166ZM182 55H183V54H182ZM186 55H188V54H186ZM196 55H197V53H196ZM201 55H202V54H201ZM206 55H207V56H210V55H208V54H206ZM206 55H205V56H206ZM235 55H234V54H232V55L230 54V57H231V56H235ZM238 55H239V54H238ZM238 55H237V56H238ZM240 55H242V53H240ZM245 55H244V56H245ZM257 55H259V54H257ZM1 56H2V55H1ZM1 56H0V57H1ZM14 56H15V54H14ZM119 56H121V55H119ZM205 56H204V57H205ZM225 56H226V55H225ZM228 56H229V55H228ZM228 56H227V57H228ZM237 56H236V58H237ZM259 56H260V55H259ZM259 56H258V57H259ZM263 56H264V55H263ZM105 57H106V56H105ZM117 57H118V56H117ZM122 57H123V56H122ZM132 57H134V56H132ZM132 57H130V58H132ZM178 57H179V56H178ZM181 57H182V56H181ZM185 57H186V56H185ZM218 57H219V55H218ZM218 57H217V58H218ZM221 57H222V56H221ZM221 57H220V58H221ZM227 57H226V58H227ZM239 57H240V56H239ZM256 57H257V56H256ZM11 58L13 59V56H12ZM111 58L109 57V58H108L109 60H108L107 58H106V59L110 62V59H111ZM143 58H144V60H145L146 57H143ZM149 58H151V57L149 56ZM174 58H175V57H174ZM176 58H177V57H176ZM192 58H193V56H192ZM201 58H203V57H201ZM205 58H206V57H205ZM211 58H212L211 60H215V61L217 60V58L214 59L212 56H211ZM220 58H219V59H220ZM226 58H224V59L226 60ZM231 58H232V57H231ZM234 58H235V57H234ZM234 58H233L232 60L229 59V62H232L233 60H235ZM245 58H247V57L245 56ZM259 58H260V57H259ZM261 58H264V57H261ZM0 59H1V58H0ZM3 59H4V58H3ZM55 59H59V60H55ZM104 59H105V58H104ZM115 59H116V60H117V59H120V57H119V58H115ZM123 59H124V58H123ZM134 59H135V57H134ZM209 59H210V58H209ZM209 59H208V61H209ZM221 59H222V58H221ZM221 59H220V60H221ZM240 59H241V57H240ZM249 59H251V58H249ZM253 59H254V58H253ZM4 60H6V59H4ZM9 60H10V59H9ZM54 60H55V61H54ZM79 60L82 61V62H84V64L86 63V65L88 64L86 61H83V60H81V59H79ZM79 60L76 59L75 61L69 63L68 65L70 66V64H73V65L75 64L74 66H76V64H80V66H82V63L79 62ZM101 60H103V59H101ZM127 60H128V59H127ZM131 60H132V59H131ZM136 60H137V59H136ZM139 60H140V59H139ZM151 60H152V59H151ZM153 60H154V59H153ZM167 60H169V59H167ZM194 60H195V59H194ZM227 60H228V59H227ZM242 60L244 61L245 59L243 58ZM242 60H241V61H240V60H235V61H238V62L240 61L239 63H241ZM258 60H259V59H258ZM260 60H261V59H260ZM263 60H264V59H263ZM1 61H3V60H1ZM1 61H0V63H1ZM14 61H15L14 63H16V59H15ZM108 61H107V63H108ZM134 61H135V60H134ZM157 61H158V60H157ZM161 61H162V60H161ZM164 61H165V60H164ZM202 61H203V60H202ZM205 61H207V58H206ZM223 61H224V60H223ZM235 61H234V63H236ZM245 61H246V60H245ZM245 61H244V62H245ZM6 62H7V61H6ZM116 62H117V61H116ZM124 62H125V61H124ZM126 62H127V61H126ZM149 62H150V61H149ZM155 62H156V61H155ZM172 62H173V61H172ZM213 62H214V61H213ZM213 62L211 61V63H213ZM218 62H219V60H218ZM220 62H221V61H220ZM220 62H219V64H216L217 62H216V63L214 62V64H216V65L219 66V65H221ZM226 62H227V61H224V63H226ZM238 62H237V64H238ZM246 62H247V61H246ZM2 63H4V62H2ZM12 63H13V62H12ZM99 63H100V62H99ZM118 63H119V60H118ZM122 63H123V62H122ZM132 63H133V62H132ZM142 63H143V62H142ZM166 63H168V62H166ZM166 63H165V64H166ZM200 63H201V61H200ZM208 63L210 64V62H208ZM222 63H223V62H222ZM234 63H230V64H232V66H234V68H235V67H240V66H238V65H236V64L234 65ZM249 63H250V62H249ZM249 63H247V64L250 65ZM100 64H101V66L103 65L102 63H100ZM120 64H121V62H120ZM123 64H124L123 67L120 66V67H121V68H120L119 66H117V68H119L120 70L123 68V70H124V68H125L124 66H125L126 63H123ZM143 64H144V63H143ZM163 64H164V63H163ZM176 64H177V63H176ZM205 64H206V63H205ZM214 64H213V65H214ZM5 65H6V64H5ZM5 65H3V66L5 67ZM110 65H112V64H110ZM115 65H116V64H115ZM151 65H152V64H151ZM155 65H156V64H155ZM185 65H186V64H185ZM201 65H202V64H201ZM210 65H211V64H210ZM222 65H224V64H222ZM222 65H221V66H222ZM226 65L228 66V64H226ZM226 65H225V66H226ZM239 65H240V64H239ZM251 65H252V64H251ZM0 66H2V64H1ZM7 66H8L9 68H11V66H13V65L11 64V66H9V65H7ZM18 66H21V65H18ZM18 66H17V68H19ZM60 66H64V65H58V66H55V67H53V68H48V69H46V70L50 71L51 75H50V78H49V85H48L47 88H45L44 92L47 93V96H46L45 99H47V97H48L47 100H48V101H49V99L51 100V101H50V102H51V105H52V103H54V101H55L56 97L58 96L59 92L62 91V93H63V95H64V94H66V93L68 92V90L70 89V88H69V85H70V84H69V79H68L69 77H68V74L66 75L64 72H61V71H60ZM88 66H90V65L88 64ZM108 66H109V64H108ZM144 66H145V65H144ZM153 66H154V65H153ZM164 66H165V65H164ZM194 66H195V65H194ZM205 66H206V65H205ZM205 66H204V69H205ZM221 66H220L219 68H222ZM225 66H223V68H222L221 70L226 69ZM227 66H226V67H227ZM232 66H230V67H232ZM241 66H242V65H241ZM244 66H245V65H244ZM77 67H78V66H77ZM110 67H111V66H110ZM110 67H108V68H110ZM115 67H116V66H115ZM157 67H158V66H157ZM177 67H178V66H177ZM186 67H187V66H186ZM188 67H189V66H188ZM207 67H208V66H207ZM212 67H213V66H211V67H209V68L213 69ZM1 68H3V67H1ZM5 68H7V67H5ZM168 68H169V67H168ZM209 68H208V70L206 69L208 72H210ZM215 68H216V66H215ZM215 68H214V69H215ZM227 68H228V67H227ZM240 68H241V67H240ZM240 68H238V69H240ZM253 68H254V67H253ZM96 69H97V68H96ZM96 69H95V70H96ZM102 69H103V68H102ZM172 69H173V68H172ZM175 69H176V68L174 67V70H175ZM228 69H229V68H228ZM236 69H237V68H236ZM236 69H235V70H236ZM242 69H243V67H242ZM245 69H247L246 66H245ZM0 70H1V69H0ZM7 70H8V69H7ZM11 70H12V69H11ZM13 70H14V68H13ZM21 70H22V69H21ZM21 70H19V71H21ZM100 70H101V69H100ZM114 70H115V69H114ZM120 70H119V71H120ZM123 70H122V71H123ZM193 70H195V69H193ZM200 70H201V69H200ZM221 70L219 69L218 71L221 72ZM226 70H227V69H226ZM230 70H231V69H229V71H230ZM232 70H233V69H232ZM232 70H231V71H232ZM263 70H264V69H263ZM3 71H4V70H3ZM5 71H6V70H5ZM65 71H66V70H65ZM67 71H68V70H67ZM67 71H66V72H67ZM163 71H164V70H163ZM163 71H162V72H163ZM181 71H182V70H181ZM202 71H203V70H202ZM231 71H230V73H231ZM238 71H239V70H237V72H238ZM242 71H243V70H242ZM242 71L239 72V73H242ZM0 72H1V71H0ZM12 72H14V71H12ZM114 72H115V71H114ZM117 72H118V69H117ZM117 72H116V73H117ZM191 72H192V71H191ZM191 72H190V73H191ZM195 72H196V71H195ZM211 72H212V71H211ZM211 72H210V73H211ZM219 72H217V73H219ZM225 72H226V71H225ZM235 72H236V71H235ZM7 73H8V71H7ZM17 73H18V72H17ZM98 73H99V72H98ZM119 73H120V72H119ZM148 73H149V71H148ZM159 73H161V72H159ZM183 73H184V72H183ZM201 73H203V72H201ZM201 73H200V75H202ZM206 73H207V72H206ZM217 73H215V74H217ZM228 73H229V72H228ZM246 73H248V72H246ZM246 73H245V74H246ZM3 74H4V72H3ZM5 74H6V72H5ZM9 74H10V76H11V73H9ZM19 74H20V73H19ZM90 74H91V72H90ZM110 74H111V73H110ZM161 74H163V73H161ZM181 74H182V73H181ZM212 74H213V73H212ZM212 74H211V75H212ZM222 74H223V73H222ZM225 74H226V73H225ZM225 74L222 75V76L225 77V76L227 75V74H226V75H225ZM232 74H233V72H232ZM232 74H229V75H230V78H232V76L234 77V76L237 75V74H236V75H235V74L232 75ZM245 74H244V75H245ZM0 75H2V74L0 73ZM7 75H8V74H7ZM7 75L2 76V77H6V78H7ZM14 75H15V73H14ZM103 75H104V73H103ZM103 75H101V76H103ZM107 75H108L107 77H109V73H108V72H107ZM114 75L116 76V74H114ZM120 75H122V74H120ZM139 75H140V74H139ZM143 75H144V74H143ZM165 75H166V73H165ZM165 75H163L164 78H165ZM213 75H214V74H213ZM213 75H212V76H213ZM220 75H221V73H220ZM231 75H232V76H231ZM239 75H241V74H239ZM242 75H243V73H242ZM8 76H9V75H8ZM10 76H9V78H10ZM17 76H18V75H17ZM110 76H111V75H110ZM115 76H114V78L117 77V76H116V77H115ZM118 76H119V75H118ZM170 76H171V75H170ZM179 76H180V74H179ZM203 76H204V73H203ZM205 76H206V74H205ZM212 76H211V77H212ZM214 76H215V75H214ZM237 76H238V75H237ZM2 77H1V79H4V78H2ZM96 77H97V76H96ZM107 77H106V79H107ZM122 77H123V76H122ZM122 77L120 76V78H122ZM150 77H151V76H150ZM161 77H162V76H161ZM180 77H181V76H180ZM180 77H179V79H180ZM187 77H188V76H187ZM193 77H194V76H193ZM200 77H201V76H200ZM224 77H223V79H224ZM238 77H239V76H238ZM94 78H95V77H94ZM117 78H118V77H117ZM117 78H116V79H117ZM139 78H141V77H139ZM144 78H146V77H144ZM156 78H158V77H156ZM164 78H162V79L159 78V79H160V81H161V80L165 81ZM185 78H186V77H185ZM194 78H195V77H194ZM201 78H202V77H201ZM204 78H205V77H204ZM204 78H202V79H204ZM214 78H218V77H214ZM219 78H221V81H223L221 76H220ZM219 78H218V80H219ZM227 78H228V76H227ZM227 78H226V79H227ZM234 78H235V77H234ZM234 78H233L232 80L229 79L228 82H230V81L232 82V81L234 80ZM131 79H132V78H131ZM131 79H130V80H131ZM152 79H153V78H152ZM168 79H169V78H168ZM174 79H175V78H174ZM183 79H184V78H183ZM195 79L198 80L197 78H195ZM202 79H201V80H202ZM207 79H209V78L206 77V79L204 80V82H205ZM210 79H211V78H210ZM210 79H209V80H210ZM212 79H213V77H212ZM226 79H224V83H225V80H226ZM246 79H248V78H246ZM4 80H5V79H4ZM6 80H8V79H6ZM10 80H11V79H10ZM12 80H13V79H12ZM15 80H16V79H15ZM17 80H18V79H17ZM17 80H16V81H17ZM19 80H20V79H19ZM19 80H18V81H19ZM88 80H89V79H88ZM95 80H97V79H95ZM95 80H94V82H96ZM112 80H113V77H112ZM112 80H111V83L115 82V81L112 82ZM122 80H123V79H122ZM138 80H139V79H138ZM154 80H156V79H154ZM171 80H172V79H171ZM181 80H182V79H181ZM189 80H190V79H189ZM218 80H217L216 82H218ZM227 80H228V79H227ZM238 80H240L241 83H242V80H243V79L238 78ZM238 80H236V81H238ZM262 80H264V79H262ZM1 81H3V80H1ZM118 81H120L119 83H121V84H122V82H123V81H121V80H118ZM132 81H133V80H132ZM136 81H137V80H136ZM146 81H147V80H146ZM150 81H151V80H150ZM150 81H149V82H150ZM187 81H188V78H187ZM198 81H200V80H198ZM207 81H208V80H207ZM207 81H206V82H207ZM221 81H219V82L221 83ZM236 81H235V82H236ZM240 81H239V82H240ZM98 82H101V81L99 80ZM134 82H135V80L133 81V83H134ZM170 82H171V81H170ZM172 82H173V81H172ZM191 82H192V80H191ZM214 82H215V81H214ZM233 82H234V81H233ZM19 83H20V82H19ZM19 83H17V84H19ZM111 83H109V84L112 86ZM135 83H136V82H135ZM143 83H144V82H143ZM158 83H159V82H158ZM173 83H174V82H173ZM180 83H183V82L180 81ZM180 83H179V85L176 84V87H178L179 89H180V87H179V86H180ZM185 83H186V82H185ZM193 83H194V82H193ZM193 83H192V84H193ZM195 83H196V82H195ZM198 83H199V82H198ZM198 83H196V84H198ZM201 83H202V82H201ZM201 83H199V85H201ZM222 83H223V82H222ZM226 83H227V82H226ZM2 84H3V83H2ZM13 84H14V83H13ZM15 84H16V83H15ZM159 84H160V83H159ZM171 84H172V83H171ZM186 84H187V83H186ZM186 84H184V85H186ZM202 84H203V83H202ZM205 84H206V83H205ZM213 84L215 85V83H213ZM218 84H219V83H218ZM237 84H238V82H237ZM239 84H240V83H239ZM254 84H256V83H254ZM262 84H263V83H262ZM7 85H8V84H7ZM98 85L101 86V84H99V83H98ZM104 85H105V84H104ZM107 85H108V84H107ZM136 85H137V84H136ZM163 85H164V84H163ZM194 85H195V84H193V86H194ZM214 85H212V86H214ZM222 85H223V84H221V86H222ZM226 85H227V84H225L224 86H222V88H223V89H222V90H223L222 92H224V90L226 89V87H227ZM229 85H231V86L235 85V87H236V83H233V85H232V84H229ZM5 86H6V82H5ZM13 86H14V85H13ZM13 86H12V88L17 87V85L14 86V87H13ZM19 86H20V84L18 85V87H19ZM43 86H44V87H43ZM111 86H110V87H111ZM158 86H159V85H158ZM167 86L169 87V85H167ZM170 86H171V85H170ZM195 86H196V85H195ZM231 86H230V88H231V90H232V87H231ZM240 86H241V85H240ZM240 86H237L236 88H238V87H240ZM242 86H243V85H242ZM6 87H8V86H6ZM98 87H99V86H98ZM103 87H104V86H103ZM110 87H109V89H110ZM115 87H117V86L115 85ZM134 87H135V85H134ZM138 87H139V86H138ZM173 87H174V86L172 85V88H173ZM197 87H198V85H197ZM206 87H207V86H206ZM206 87H205V89H206ZM217 87H218V86H217ZM235 87H234V88H235ZM3 88H4V87H3ZM10 88H11V87H10ZM10 88H9V89H10ZM105 88H106V87H105ZM113 88H114V87H113ZM120 88H121V87H120ZM150 88H151V87H150ZM181 88H182V87H181ZM193 88H195V87H193ZM210 88H214V87H210ZM215 88H216V87H215ZM219 88H220V87H219ZM224 88H225V89H224ZM234 88H233V89H234ZM4 89H6V88H4ZM16 89H17V88H16ZM16 89H15V90H16ZM19 89H20V87H19ZM102 89H103V88H102ZM102 89L100 90V92H103ZM111 89H112V87H111ZM111 89L109 90L108 93H110V91H111V92L113 91V90H111ZM116 89H119V88L117 87ZM154 89H155V88H154ZM157 89H158V88H157ZM195 89H201V86H200V88H195ZM208 89H209V88H208ZM227 89H228V88H227ZM15 90H14V91H15ZM32 90H33V89H32ZM97 90H99V88L97 89V83H96V84L93 85V87L91 88V90L89 91V93L83 98V100H91V99H93L94 97H96L95 95H98V94H96ZM114 90H115V89H114ZM121 90H123V87H122V89H120L119 91L121 92ZM172 90H173V89H172ZM176 90H178V89L176 88ZM202 90H203V86H202L201 91H202ZM206 90H207V89H206ZM209 90H210V89H209ZM211 90H212V89H211ZM216 90H217V89H216ZM219 90H221V89H218V91H219ZM239 90H240V88H239ZM239 90H238V91H239ZM254 90H255V89H254ZM0 91H1V90H0ZM11 91H12V90H11ZM11 91H10V92H11ZM21 91H22V89H21ZM21 91H20V92H21ZM23 91H24V90H23ZM40 91H41V92H40ZM104 91H105V90H104ZM119 91L117 90L118 93H119ZM147 91H148V88H147ZM153 91H154V90H153ZM156 91H157V90H156ZM161 91H162V90H160V92H161ZM192 91H193V90H192ZM194 91H195V90H194ZM198 91H199V90H198ZM214 91H215V90H214ZM214 91L212 90V92H214ZM240 91H241V90H240ZM240 91H239V93H241ZM258 91H259V90H258ZM258 91H257V92H258ZM5 92H6V90H5ZM15 92H17V91H15ZM30 92H31V90H30ZM36 92H37V91H36ZM98 92H99V91H98ZM106 92H107V90H106ZM150 92H151V91H150ZM154 92H155V91H154ZM169 92H170V91H169ZM177 92H178V91H177ZM209 92H210V91H209ZM209 92H208V93H209ZM219 92H220V91H219ZM229 92H233V91H229ZM229 92H227V93H229ZM236 92H237V91H236ZM236 92H235V93H236ZM1 93H2V92H0V94H1ZM7 93H8V91H7ZM7 93H6V95H7ZM13 93H14V92H13ZM17 93H18V92H17ZM22 93H23V92H22ZM22 93H21V99H22V96L25 94V92L23 93V95H22ZM32 93H33V92H32ZM42 93H43V92H42ZM108 93H106V94L108 95ZM115 93H116V91H115ZM115 93H112V94H115ZM144 93H145V92H144ZM172 93H173V91H172ZM175 93H176V91H175ZM197 93H198V95L200 96L201 93H200V92H197ZM202 93H203V92H202ZM208 93H206V94H208ZM210 93H211V92H210ZM227 93L225 94V92H224V94H225V98L223 99V102H222V104L220 105V106H221L220 109H218L219 111L226 110L232 102H233V104L235 103V102H234L235 100L233 101V98H231V97H229V96H226V95H229V94H227ZM242 93H243V92H242ZM253 93H254V92H253ZM35 94H36V93H35ZM43 94H44V93H43ZM103 94H104V92H103ZM110 94H111V93H110ZM156 94H157V93H156ZM158 94H159V93H158ZM170 94H171V93H170ZM188 94H190V92H189ZM192 94L195 95L196 93H195V94L192 93ZM214 94H217V92L214 93ZM218 94H219V93H218ZM218 94H217V95H218ZM262 94H263V92H262ZM4 95H5V94H4ZM15 95H16V94H15ZM25 95H26V94H25ZM31 95H32V94H31ZM39 95H40V94H39ZM101 95H102V94H101ZM101 95H99V96H101ZM104 95H105V94H104ZM107 95H105V96H107ZM116 95H117V94H116ZM146 95H147V94H146ZM154 95H155V93H154ZM173 95H174V94H173ZM173 95H172V97H173ZM201 95H203V94H201ZM204 95H205V94H204ZM204 95H203V97H205ZM235 95H236V94H234V96H235ZM263 95H264V94H263ZM11 96L13 97L12 94H11ZM17 96H18L19 101H20L19 94H17ZM178 96H179V95H178ZM189 96H190V95H189ZM207 96H211V95H207ZM207 96H206V97H207ZM215 96H216V95H215ZM215 96H214V97H215ZM220 96H221V94H220ZM230 96H231V95H230ZM232 96H233V93H232ZM237 96H238V94L236 95V97H237ZM241 96H242V95H241ZM254 96H255V95H254ZM259 96H261V95H259ZM1 97H2V96H1ZM24 97H25V96H24ZM27 97H28V96H27ZM29 97H30V96H29ZM29 97H28V98H29ZM39 97H42V96L40 95ZM103 97H104V96H103ZM111 97H112V95H111ZM113 97H115V96L113 95ZM141 97H143V96H141ZM145 97H146V96H145ZM154 97H156V96H154ZM169 97H171V96H169ZM175 97H176V96H175ZM200 97H201V96H200ZM211 97H212V96H211ZM236 97H235V98H236ZM14 98H15V96L13 97V99H14ZM16 98H17V97H16ZM36 98H38V96H36ZM36 98H35L34 100H37ZM99 98H100V97H99ZM101 98H102V96H101ZM117 98H119V97H117ZM152 98H153V97H152ZM152 98H151V100H152ZM156 98H157V97H156ZM178 98H179V97H178ZM194 98H195V97H194ZM196 98H197V97H196ZM218 98H220V97H218ZM235 98H234V99H235ZM256 98H257V97H256ZM261 98H262V96H261ZM261 98L258 97V99L262 100ZM0 99L2 100V98H0ZM3 99H5V97H3ZM7 99H8V98H7ZM10 99H12V98L9 97L8 103L11 102V101L13 102L14 100L17 101L16 99H14V100H13V99L10 100ZM29 99H31V98H29ZM29 99H28V100H29ZM96 99H97V98H96ZM105 99H106V97H105ZM114 99H116V98H114ZM114 99H113V100H114ZM122 99H123V98H122ZM141 99H142V98H141ZM147 99H148V98H147ZM153 99H154V98H153ZM168 99H169V98H168ZM173 99H174V98H173ZM176 99H177V98H176ZM176 99H175V101H176ZM182 99H183V98H182ZM189 99H190V98H189ZM221 99H222V96H221ZM238 99H240V98H238ZM1 100H0V103H2ZM25 100H26V98H25ZM83 100L80 101V102H79V103L73 108V110H71L70 112H68L67 114H65V115L62 117V119L60 120V123H61V121H64V122H65V120H69L71 123H73V122L75 121V119H77V117H79V115L83 114V113H84V110H85L84 107L82 106V102H83ZM94 100H95V99H94ZM106 100H107V99H106ZM113 100H110V101H112V102L114 103L115 100H114V101H113ZM124 100H125V99H124ZM145 100H146V99H145ZM148 100L150 101V98H149ZM169 100H170L169 102H171V98H170ZM178 100H179V99H178ZM190 100H191V99H190ZM192 100H194V99H192ZM242 100H243V99H242ZM263 100H264V99H263ZM2 101H4V100H2ZM6 101H7V100H6ZM31 101H32V100H31ZM37 101H38V100H37ZM37 101H36V103H37ZM39 101H40V99H39ZM39 101H38V103H39ZM103 101H104V100H103ZM167 101H168V100H167ZM179 101H180V100H179ZM200 101H201V100H200ZM237 101H238V100H237V98H236V104H237ZM255 101H256V100H255ZM257 101H259V100H257ZM4 102H5V101H4ZM25 102H26V101H25ZM50 102H48V103L50 104ZM55 102H56V101H55ZM89 102H90V101H89ZM104 102H106V101H104ZM112 102H110V104L113 106ZM123 102H124V101H123ZM146 102H147V101H146ZM169 102H168V103H169ZM180 102H182V101H180ZM188 102H189V101H188ZM188 102H187V103H188ZM251 102H252V101H251ZM263 102H264V101H263ZM13 103H14V102H13ZM15 103H16V102H15ZM17 103H18V102H17ZM17 103H16V104H17ZM21 103H22V100H21ZM23 103H24V102H23ZM30 103H31V102L29 101V104H30ZM41 103L43 104V102H41ZM45 103H46V102H45ZM90 103H91V102H90ZM90 103H89V105H90ZM100 103H101V102H100ZM106 103H107V102H106ZM148 103H149V102H148ZM178 103H179V102H178ZM189 103H190V102H189ZM195 103H196V102H195ZM198 103H199V101H198ZM198 103H197V104H198ZM257 103H258V102H257ZM3 104H4V103H3ZM3 104H2V105H3ZM5 104H6V103H5ZM16 104H15V105H16ZM19 104H20V103H19ZM29 104H28V106L30 107ZM34 104H35V103H34ZM42 104H40V105H42ZM49 104H47V105H49ZM55 104H56V103H55ZM97 104H98V101H97ZM104 104H105V103H104ZM108 104H109V101H108L107 105H108ZM123 104H124V103H123ZM146 104H147V103H146ZM171 104H172V103H170V105H171ZM185 104H186V103H185ZM192 104H193V103H192ZM197 104H195V105H197ZM239 104H240V102H239ZM253 104H254V103H253ZM259 104H260V103H259ZM262 104H264V103H262ZM21 105H23V104H20V106H19L20 108H21ZM40 105H38V106L40 107ZM92 105H93V104H91L90 106L92 107ZM98 105H99V104H98ZM98 105L96 106L97 108H98ZM139 105H140V104H139ZM166 105H167V104H166ZM178 105H179V104H178ZM182 105H184V104H182ZM234 105H235V104H234ZM234 105H232V106H234ZM257 105H258V104H257ZM257 105H255V106H257ZM260 105H261V104H260ZM100 106H101V104L99 105V107H100ZM109 106H110V105H109ZM109 106H108V107H109ZM112 106H111V107H112ZM123 106H124V105H123ZM140 106H141V105H140ZM168 106H169V104H168ZM168 106H167V107H168ZM186 106H187V105H186ZM186 106H184V107H186ZM235 106H236V105H235ZM235 106L233 107V110H234V108H236ZM240 106H242V104H241ZM240 106H239V108H240ZM255 106H254V107H255ZM262 106H264V105H262ZM5 107H6V106H5ZM17 107H18V106H17ZM17 107H15V108H17ZM19 107H18V108H19ZM23 107H24V106H23ZM25 107L27 108V103H26V106H25ZM25 107H24V108H25ZM29 107H28V108H29ZM34 107L36 108V110L39 109V108H37L36 106H34ZM91 107H89V108H91ZM105 107H106V106H105ZM108 107H107V108H108ZM111 107H109V108H111ZM121 107H122V106H121ZM128 107H129V106H128ZM128 107L124 106L123 109H126V108H127V110H128ZM131 107H132V106H131V104H130V108H129V109H131ZM142 107H143V105H142ZM167 107H166L165 109H167ZM176 107H177V106H176ZM184 107L181 106V108H184ZM188 107H190V106L188 105ZM188 107H187V108H188ZM193 107H194V105H193ZM193 107H191L192 110H190V108H188V109H189L190 111H193L194 108H197V107H194V108H193ZM0 108H1V107H0ZM3 108H4V106H3ZM20 108H19V110H17V109H16V110L19 112V111H20ZM24 108H23V109H24ZM26 108H25V109H26ZM35 108H34V110H32V111H36ZM93 108H94V107H93ZM97 108H95V109H97ZM107 108H106V109H107ZM136 108H137V107H136ZM138 108H139V107H138ZM144 108H145V107H144ZM144 108H143V109H144ZM147 108H148V107H146L144 110H146ZM178 108H179V107H178ZM243 108H244V105H243ZM257 108H258V106L256 107V109H257ZM263 108H264V107H263ZM263 108H261L262 110H261V109H259V110L263 112V111H264ZM29 109H30V108H29ZM49 109H50V108H49ZM49 109H48V110H49ZM87 109H88V108H87ZM119 109H120V108H119ZM134 109H135V108H134ZM150 109H151V108H150ZM150 109H149V110H150ZM157 109H158V108H157ZM185 109H186V108H185ZM185 109H184V110H185ZM231 109H232V108H231ZM237 109H238V108H236V111H237ZM241 109H242V108H241ZM256 109H255V110H256ZM39 110H40V109H39ZM88 110H89V109H88ZM90 110H91V109H90ZM90 110H89V111H90ZM93 110H94V109H93ZM98 110H99V109H98ZM114 110H115V107H114ZM167 110H168V109H167ZM176 110H177V108H176ZM176 110L174 109V114L172 113V112H173L172 110H168V112H166V113L164 114V117H163V118H164V119H165V118H169V119H170L169 121H171V122H173V121L177 122V120L179 119V116L177 117V115H178L177 113H176L177 115H175V111H176ZM180 110H181V109H180ZM244 110H245V109H244ZM244 110H243V111H244ZM250 110H251V109H250ZM255 110H254V111H255ZM257 110H258V109H257ZM259 110H258V111H259ZM22 111H23V110H22ZM22 111H21V112H22ZM101 111H102V110H101ZM125 111H126V110H125ZM125 111H124V112H125ZM129 111H130V110H129ZM129 111H128V112H129ZM131 111H132V110H131ZM137 111H139V110H137ZM137 111H136V112H137ZM141 111H142V110H141ZM169 111H170V113H169ZM181 111H182V110H181ZM185 111H187V110H185ZM190 111H189V112H190ZM196 111H197V110H196ZM196 111H195V112H196ZM198 111H199V110H198ZM258 111H257V112H258ZM28 112H29V111H28ZM120 112H121V111H120ZM120 112H119V113H120ZM147 112H148V109H147ZM156 112H157V110L154 111V112H151V111H150V114L154 113V115H152V116L155 117V115H156L155 113H156ZM178 112H179V110H178ZM234 112H235V110H234ZM239 112H241V110H240ZM239 112H238V113H239ZM250 112H251V111H250ZM252 112H253V111H252ZM91 113H92V111H91ZM103 113H104V112H103ZM159 113H162V112L159 111ZM159 113H158V115H160ZM163 113H164V112H163ZM179 113H180V112H179ZM182 113H183V112H182ZM242 113H243V112H242ZM245 113H246V112H245ZM254 113H255V112H254ZM254 113H253V114H254ZM16 114H18V113H16ZM16 114H15V115H16ZM108 114H109V113H108ZM121 114H122V113H121ZM132 114H133V113H132ZM145 114H146V113H145ZM147 114H148V113H147ZM184 114H185V113H184ZM187 114H188V113H187ZM192 114H193V112H191V115H192ZM235 114H236V113H235ZM235 114H234V115H235ZM240 114H241V113H240ZM240 114H239V115H240ZM258 114H263V113L259 112ZM32 115H33V114H32ZM100 115H102V114H100ZM161 115H163V114H161ZM188 115H190V114H188ZM191 115H190V117H191ZM199 115H200V114H199ZM237 115H238V114H237ZM241 115H242V114H241ZM255 115H256V113H255ZM18 116H19V120L21 121V119H20V115H18ZM113 116H114V115H113ZM182 116H183V115H182ZM184 116H186V115H184ZM184 116H183V117H184ZM193 116H194V115H193ZM201 116H202V114H201ZM256 116H258V115H256ZM259 116H260V115H259ZM15 117H16V116H15ZM37 117H38V116H37ZM51 117H52V116H51ZM51 117H50V118H51ZM53 117H54V116H53ZM53 117H52V118H53ZM87 117H88V116H87ZM101 117H102V116H101ZM109 117H110V115H109ZM109 117H108V118H109ZM114 117H115V116H114ZM121 117H122V116H121ZM125 117H126V115L124 116V118H125ZM175 117H176V118H175ZM188 117H189V116H188ZM188 117H187V118H188ZM237 117H238V116H237ZM240 117H242V116H240ZM247 117H248V116H247ZM13 118H14V117H12V119H13ZM28 118H29V117H28ZM50 118H49V119H50ZM112 118H113V117H112ZM180 118H182V117H180ZM191 118H192V117H191ZM191 118H190V119H191ZM252 118H255V117H252ZM252 118H251V119H252ZM261 118H262V116H261ZM12 119H10V120H12ZM39 119H40V117H39ZM86 119H87V118H86ZM156 119L158 120V117H156ZM161 119H162V118L160 117L159 124H160ZM192 119H193V118H192ZM194 119H195V118H194ZM241 119H242V118H241ZM255 119H257V118H255ZM255 119H254V120H255ZM13 120H14V119H13ZM15 120L17 121L18 119L16 118ZM19 120H18V121H19ZM25 120H26V119H25ZM53 120H54V119H53ZM92 120H93V119H92ZM97 120H98V119H97ZM111 120H112V119H111ZM157 120H156V121H157ZM181 120H182V119H181ZM260 120H261V119H260ZM20 121H19V122H20ZM51 121H52V119L50 120V124L52 123ZM72 121H73V122H72ZM113 121H114V120H113ZM163 121H165V120H162V122H163ZM166 121H168V120H166ZM169 121H168V123H169ZM197 121H198V119H197ZM199 121H200V120H199ZM248 121H249V120H248ZM256 121L258 122V120H255L254 122H256ZM12 122H13V121H12ZM12 122H11V123H12ZM19 122H17V124H18ZM64 122H62L61 124H64ZM90 122H91V121H90ZM102 122H103V121H102ZM110 122H111V121H110ZM150 122H151V121H150ZM157 122H158V121H157ZM157 122H155V124H154L155 126L158 124ZM162 122H161V124H162ZM171 122H170V123H171ZM190 122H191V121H190ZM203 122H204V121H203ZM211 122H212V121H211ZM211 122H210V123H211ZM240 122L242 123V122H243V119H242V121H240ZM249 122H251V121H249ZM252 122H253V121H252ZM254 122H253V123H254ZM257 122H256V123H257ZM260 122H263V121H260ZM9 123H10V122H9ZM11 123H10V124H11ZM13 123H14V122H13ZM13 123H12L11 125L9 124V126L12 127ZM20 123H21V122H20ZM23 123H24V122H23ZM117 123H118V122H117ZM117 123H116V124H117ZM156 123H157V124H156ZM163 123H165V122H163ZM166 123H167V122H166ZM173 123H174V122H173ZM173 123H171V124H173ZM179 123H180V122H179ZM179 123H177V124H178V125H181L182 122H181L180 124H179ZM184 123H185V122H184ZM200 123H201V126H202V127H206V125H208L207 128H206V130H207L208 132H210V133L212 134V136L215 135V136L218 137V135L214 132V129H215L214 126H212V123H213V122H212L211 124H209V122H208L206 125H204V123L202 124V122H200ZM256 123H255V125H256ZM14 124L16 125V123H14ZM21 124H22V123H21ZM50 124H49V125H50ZM57 124H58V123H57ZM68 124H69V123H68ZM74 124H75V123H74ZM177 124H176V125H177ZM182 124H183V123H182ZM190 124H192V122H191ZM190 124L188 123V125H190ZM214 124H215V123H214ZM214 124H213V125H214ZM249 124H250V123H249ZM23 125H24V124H22V126H23ZM33 125H34V124H33ZM40 125H41V124H40ZM71 125H72V124H71ZM75 125H76V124H75ZM75 125H74V126H75ZM79 125H80V124H78V126L76 125V127L80 129L79 131H80L81 134H84V133H85V134H86V133L88 134V132H87L88 130H94V131L96 130V129L93 127L92 124H91L90 127L88 126V128L85 127V126H83V125H81V126H79ZM89 125H90V124H89ZM102 125H104V124L102 123ZM183 125H184V124H183ZM183 125H181V126H183ZM192 125H194V124H192ZM198 125H200L199 122H198ZM198 125L196 124V126H198ZM218 125H219V124H218ZM220 125H221V124H220ZM228 125H230V124H228ZM241 125H244V122H243V124H241ZM241 125L239 124V125H237V127L240 126L239 128H241ZM251 125H253V124H251ZM258 125H259V123L257 124V126H258ZM72 126H73V125H72ZM72 126H69V128H71ZM125 126H126V125H125ZM158 126H159V125H158ZM167 126H168V124H167ZM170 126H171V125H170ZM184 126H185V125H184ZM190 126H191V125H190ZM210 126H211V127H210ZM223 126H224V125H223ZM18 127H20V126H18ZM60 127H61V126H60ZM128 127H129V126H128ZM161 127H162V126H161ZM172 127H173V125H172ZM172 127H171V128H168V129L171 130ZM175 127H176V129H177L178 127L180 128V126H178V127L175 126ZM175 127H173V128H175ZM220 127H221V126H220ZM260 127H261V128H264V122H263V124L260 125ZM8 128H9V127L7 126V129H8ZM72 128H73V127H72ZM124 128H125V127H124ZM138 128H139V127H137V129H138ZM150 128H151V127H150ZM187 128H188V127H187ZM196 128H197V127H196ZM217 128H218V127H217ZM217 128H216V129H217ZM223 128H224V127H223ZM223 128H220V129L222 130ZM248 128H249V127H248ZM252 128H253V127H252ZM11 129H12V128H11ZM11 129H10V130H11ZM17 129H18V128H17V125H16V130H17ZM20 129H21V128H20ZM73 129H74V128H73ZM131 129H132V128H131ZM151 129H152V128H151ZM199 129H200V128H199ZM220 129H218V132L220 131ZM224 129H227V127L225 126ZM241 129H242V128H241ZM249 129H250V128H249ZM258 129H260V128H258ZM18 130H19V129H18ZM18 130H17V131H18ZM70 130H72V129H70ZM97 130H98V129H97ZM132 130H133V129H132ZM154 130H155V129H154ZM172 130H173V129H172ZM181 130H182V128H181ZM183 130H185V128H184ZM191 130H192V129H191ZM191 130H189V131H191ZM197 130H198V129H197ZM197 130H196V131H197ZM202 130H203V129H202ZM235 130H236V129H235ZM247 130H248V129H247ZM255 130L257 131V129H255ZM261 130H262V129H260V131H261ZM5 131H6V133H7L8 130H5ZM5 131H3V132H5ZM11 131H12V130H11ZM11 131H10V132H11ZM17 131L14 130V132H16V133H17ZM98 131H99V130H98ZM151 131H152V130H151ZM155 131H156V130H155ZM155 131H154V132H155ZM165 131H167V130L165 129ZM168 131H169V130H168ZM196 131H195V128H194V132H196ZM222 131H223V130H222ZM222 131H221L220 133H222ZM224 131H225V130H224ZM226 131H227V130H226ZM226 131H225V132H226ZM237 131H238V130H237ZM256 131H254V133H255ZM258 131H259V130H258ZM18 132H19V131H18ZM35 132H36V131H35ZM47 132H49V129L47 130ZM47 132H46V133H47ZM59 132H60V131H59ZM73 132H74V131H73ZM73 132H72V133H73ZM117 132H118V131H117ZM120 132H121V131H120ZM154 132H153V133H154ZM156 132H157V131H156ZM169 132L173 133L174 131H173V132H172V131H169ZM198 132H199V131H198ZM218 132H217V133H218ZM239 132H240V131H239ZM250 132H251V131H250ZM11 133H12V132H11ZM16 133H15V134H16ZM78 133H79V132H78ZM96 133H97V131H96ZM127 133H128V131H127ZM127 133H126V134H127ZM151 133H152V132H151ZM151 133H150V134H151ZM153 133H152V134H153ZM181 133H182V132H181ZM184 133H185V132H184ZM261 133H262V132H261ZM13 134H14V133H13ZM13 134H12V136H13ZM15 134H14V135H15ZM98 134H99V133H98ZM109 134H110V133H109ZM116 134H117V133H116ZM120 134H121V133H120ZM128 134H129V133H128ZM132 134H133V132H132ZM150 134H149V135H150ZM157 134H158V133H157ZM164 134H165V133H164ZM169 134H170V133H169ZM169 134H168V136H169ZM174 134H176V133H174ZM193 134H195V133H193ZM198 134H199V133H198ZM223 134H224V133H223ZM237 134H238V133H237ZM242 134H243V133H242ZM263 134H264V133H262V135H263ZM58 135H59V134H58ZM95 135H96V134H95ZM99 135L101 136L102 133L99 134ZM104 135H105V134H104ZM104 135H103V137H104ZM154 135H155V134H154ZM170 135H171V134H170ZM172 135H173V134H172ZM195 135H196V134H195ZM202 135H203V134H202ZM205 135H207V134H205ZM209 135H210V134L207 135V138L209 137ZM221 135H222V134H220V136H221ZM224 135H225V134H224ZM8 136H10L9 133H8ZM63 136H64V135H63ZM117 136H118V135H117ZM117 136H116V137H117ZM139 136H140V135H139ZM152 136H153V135H152ZM163 136H165V135H163ZM173 136H175V135H173ZM181 136H182V135H181ZM200 136H201V135H200ZM220 136H219V137H220ZM227 136H228V135H227ZM238 136H239V135H238ZM257 136H260V133H258ZM257 136H256V137H257ZM94 137H95V136H94ZM97 137L99 138V136H97ZM101 137H102V136H101ZM101 137H100V138H101ZM108 137H109V136H108ZM116 137H115V138H116ZM121 137H122V136H121ZM136 137H137V136H136ZM178 137H179V136H178ZM203 137H204V136H203ZM224 137H226V136H224ZM235 137H236V136H235ZM249 137H250V136H249ZM10 138H13V137L10 136ZM62 138H63V137H62ZM83 138H84V137H81V138H80V139H81L80 142L82 143V146L84 145L83 143L85 142ZM131 138H133V137H131ZM137 138H138V137H137ZM170 138H172V137H170ZM176 138H177V137H176ZM181 138H183V137H181ZM186 138H187V137H186ZM200 138H202V136H201ZM222 138H223V137H222ZM222 138H221V139L219 138V139L222 140ZM229 138L231 139L232 137H229ZM244 138H245V137H244ZM260 138H262V136H260ZM263 138H264V136H263ZM118 139H119V138H118ZM118 139H117V140H118ZM133 139H134V138H133ZM152 139H153V138H152ZM154 139H157L156 136H155ZM183 139H184V138H183ZM183 139H180V140L182 141ZM197 139H198V138H197ZM197 139H196V140H197ZM205 139H206V138H205ZM208 139H210V138H208ZM208 139H207V140H208ZM230 139H229V140H230ZM233 139H234V138H233ZM242 139H243V138H242ZM249 139H251V137H250ZM258 139H259V137H258ZM5 140H7V139H5ZM99 140H100V139H99ZM99 140H98V141H99ZM101 140H103V138H102ZM101 140H100V141H101ZM105 140L107 141L108 139H105ZM105 140H104V143H105ZM117 140H116V141H117ZM148 140H149V139H148ZM161 140H162V142H163V138H162ZM167 140L169 141L170 139L167 138ZM167 140H166V141H167ZM171 140L173 141V138H172ZM184 140H185V139H184ZM184 140H183L182 142H184ZM188 140H189V139H188ZM220 140H219V141H220ZM223 140H224V139H223ZM235 140L237 141V140H239V139L235 138ZM247 140H248V139H247ZM253 140H254V138H253ZM262 140H263V139H262ZM262 140H261V141H262ZM83 141H84V142H83ZM112 141H113V140H112ZM118 141H120V140H118ZM118 141H117V142H118ZM130 141H131V140H130ZM133 141L135 142L136 139H134ZM139 141L141 142L140 138L138 139L137 142H139ZM149 141H150V140H149ZM154 141H156V140H154ZM159 141H160V139H159ZM159 141H158V142H159ZM166 141H165V142H166ZM181 141H180V142H181ZM185 141L187 142V140H185ZM200 141H201V140H200ZM200 141H197V142H199V146H200ZM203 141H204V139H203ZM208 141L210 142V140H208ZM208 141H207V143H208ZM227 141H228V137H227ZM230 141H231V140H230ZM232 141H233V140H232ZM239 141H242V140H239ZM243 141H244V140H243ZM243 141H242V142H243ZM254 141H255V140H254ZM258 141H259V140H258ZM13 142H14V141H13ZM43 142H44V141H43ZM90 142L92 143V141H90ZM94 142H95V141H94ZM169 142H170V141H169ZM173 142H175V140H174ZM189 142H190V141H189ZM245 142H246V141H245ZM248 142H250V141H248ZM248 142H247V143H248ZM88 143H89V142H88ZM108 143H109V142H108ZM125 143H127V141H126V142L124 141V144H125ZM131 143H132V142H131ZM151 143H152V142H151ZM171 143H172V142H171ZM175 143H176V142H175ZM220 143H221V142H220ZM220 143H219L220 146L218 145V148H219V149L223 146V144H224L225 142L223 143V141H222V143H223L222 146H221ZM234 143H235V142H234ZM234 143H229V144H230V146H231V144H234ZM240 143H241V142H240ZM252 143H254V142H252ZM256 143H257V142H256ZM262 143H263V142H262ZM136 144L138 145L139 143H136ZM140 144H142V143H140ZM153 144H154V143H153ZM157 144H158V143H157ZM157 144H155V146H156ZM159 144H160V143H159ZM159 144H158L157 147L160 146ZM163 144H164V142H163ZM180 144H182V143H180ZM184 144H185V143H184ZM184 144H182V146H183ZM186 144H188V142H187ZM191 144H192V143H191ZM193 144H194V143H193ZM195 144H196V143H195ZM201 144H202V142H201ZM210 144H211V143H210ZM210 144H208V145H210ZM225 144H226V145H225ZM225 144H224V146H227V145H228L227 142H226ZM92 145L94 146V143H92L91 146H92ZM96 145H97V144H95V146H96ZM105 145H106V144H105ZM127 145H128V144H127ZM131 145L134 147V144H131ZM142 145H144V144H142ZM165 145H166V144H165ZM165 145H164V146H165ZM167 145H170V144L167 143ZM176 145H177V144H176ZM242 145H243V144H242ZM247 145H248V144H247ZM247 145L244 144V147H246ZM91 146H90V147H91ZM95 146H94V147H95ZM101 146H102V144H101ZM101 146H100V147H101ZM122 146H123V148H124V145H122ZM122 146H121V147H122ZM187 146L189 147L190 145H187ZM199 146H196V147H199ZM203 146H205V147L207 148V150H209V149H208L209 147H207L206 143H205V145L203 144L202 147H203ZM224 146H223V147H224ZM233 146H234V145H233ZM233 146L230 147V149L233 148ZM239 146H240V145L238 144V147H239ZM248 146H251V145H248ZM4 147H6V146H4ZM84 147H86V146H84ZM84 147H82V148H84ZM94 147H93V148H94ZM96 147H97V146H96ZM103 147H104V148L106 147V148H108V149L110 150L109 146H104V144H103ZM129 147H130V146H129ZM160 147H161V146H160ZM160 147H159V148H160ZM171 147H172V145H171ZM173 147H174V146H173ZM176 147H177V146H176ZM178 147H179V146H178ZM184 147L186 148V145H185ZM200 147H201V146H200ZM200 147H199V148H200ZM236 147H237V146H236ZM254 147H255V146H254ZM256 147H257V146H256ZM256 147H255V148H256ZM258 147H260V146L258 145ZM93 148H91L93 151H94V149H95V151L98 149V148H97V149H96V148L93 149ZM106 148H105V150H106ZM141 148H142V147H141ZM154 148H155V147H154ZM165 148H167V147H165ZM165 148H164V149H165ZM169 148H170V147H169ZM190 148H192V146H191ZM190 148H189V149H190ZM203 148H204V147H203ZM228 148H229V145H228ZM84 149H85V148H84ZM84 149H81V150H84ZM88 149H90V148H88ZM91 149H90V150H91ZM108 149H107L106 151H109ZM126 149H127V148H126ZM136 149H137V147H136ZM136 149L134 148L133 151L137 152ZM149 149H150V148H149ZM161 149H162V147H161ZM173 149L175 150V147H174ZM173 149H172V151H174ZM179 149H180V148H179ZM195 149H196V148H195ZM204 149H205V148H204ZM204 149H203V150H202V149H199V150H200V155H199V154H196L197 150H195V153H194V154H196L197 156H200V157L202 158L203 156H201V154L205 152ZM250 149H251V148H250ZM12 150H13V149H12ZM12 150H11V151H12ZM86 150H87V149H86ZM86 150H85V152H86ZM90 150H89V151H90ZM105 150L103 149L102 152H104ZM120 150H121V149H120ZM156 150H159V149L156 148ZM165 150H166V149H165ZM167 150H168V149H167ZM176 150H177V152H178V149H176ZM185 150H186V149H185ZM185 150H184V151H185ZM191 150H192V152L194 151L193 149H191ZM199 150H198V151H199ZM201 150H202L203 152H202ZM205 150H206V149H205ZM222 150H223V152L225 151L224 149H221V151H222ZM231 150H232V149H231ZM236 150H237V149H236ZM245 150H246V149H245ZM95 151H94V152H95ZM99 151H100V150H99ZM106 151H105V152H106ZM129 151H130V150H129ZM138 151H140V150H138ZM160 151H161V150H160ZM162 151H164V150H162ZM170 151H171V150H170ZM170 151H169V153H170ZM186 151H187V150H186ZM186 151H185V152H186ZM188 151H189V150H188ZM227 151L229 152V150H227ZM246 151H247V150H246ZM246 151H245V153H246ZM248 151H249V152H248V158H249V153L251 154V152H250L251 150L248 149ZM252 151H253V150H252ZM258 151H259V150H258ZM12 152H13V151H12ZM87 152H88V150H87ZM105 152H104V153H105ZM109 152H110V151H109ZM135 152H134V153H135ZM155 152H156V151H155ZM185 152H184V155L187 154V152H186V154H185ZM189 152H190V151H189ZM189 152H188V153H189ZM201 152H202V153H201ZM223 152H222V153H223ZM230 152H231V151H230ZM242 152H244V151H242ZM260 152H261V151H260ZM1 153H2V152H1ZM88 153L91 154V152H88ZM88 153H87V155H88ZM100 153H101V152H100ZM100 153L98 152L99 155H101ZM125 153H126V151H125ZM125 153H124V154H125ZM140 153H141V152H140ZM161 153H162V152H161ZM179 153H180V154H181V153L183 154L182 151H179V152L176 153V154H177V155H180ZM225 153H226V152H225ZM232 153H233V152H232ZM90 154H89V155H90ZM92 154H93V153H92ZM96 154H97V152H96ZM98 154H97V155H98ZM107 154L109 155V153H107ZM107 154H106V155H107ZM120 154H121V153H120ZM124 154H123V155H124ZM130 154H131V153H130ZM137 154H138V152H137ZM157 154H159V153L157 152ZM157 154H156V155H157ZM170 154H171V153H170ZM173 154H175V153H173ZM176 154H175V155H176ZM182 154L180 155V162H181V160H182L181 158H183V160H182L181 163H183V161H184V163H186V161L189 162V160H188L189 158L187 159V157H186L185 160H184V157H185V156L183 155L184 157H182ZM220 154H221V153H220ZM246 154H247V153H246ZM252 154H253V152H252ZM252 154H251V155H252ZM28 155H29V154H28ZM32 155H33V154H32ZM40 155H41V154H40ZM83 155H84V153H83ZM108 155H107V156H104V158L106 157V160H109V161L112 162L113 160H111V158H112L113 156L111 157V155H109V157H110V159H109V158H107ZM114 155H115V153H114ZM133 155H134V154H133ZM133 155H131V157H132ZM135 155H136V154H135ZM135 155H134V156H135ZM164 155H166L165 152H164ZM177 155H176V156H177ZM203 155H204V154H203ZM205 155H207V153H206ZM205 155H204V156H205ZM223 155H224V154H223ZM223 155L221 156V158L223 157ZM225 155H226V154H225ZM227 155H228V154H227ZM231 155H232V154H231ZM240 155H242V154H240ZM243 155H244V154H243ZM95 156H96V155H95ZM95 156H94V157H95ZM116 156H117V155H116ZM134 156H133V157H134ZM137 156H139V154H138ZM158 156H159V155H158ZM187 156H191V157L193 158V156H192L191 154H190V155L188 154ZM197 156H196V158H199V157H197ZM245 156H247V155H245ZM29 157H30V156H29ZM81 157H82V156H81ZM87 157H89V156H86V158H87ZM90 157H91V156H90ZM98 157H100V156H97L96 158H98ZM120 157H121V156H120ZM148 157H149V156H148ZM163 157H165V156H163ZM169 157H171V155H170ZM173 157H174V156H173ZM173 157H172V160L174 161V159H176L178 156H177L176 158H174V159H173ZM194 157H195V155H194ZM207 157L209 158V154L207 155ZM217 157H218V156H217ZM39 158H40V156H39ZM83 158H85V157H83ZM92 158H93V157H92ZM92 158H90V159H92ZM114 158H115V157H114ZM118 158H119V157H118ZM141 158H143L142 155H141ZM158 158H159V157H158ZM210 158H211V157H210ZM228 158H229V157H227V159H228ZM230 158H233V157L230 156ZM243 158H244V157H242V160H241L242 162L244 161ZM250 158H251V157H250ZM259 158H260V157H259ZM87 159H89V158H87ZM87 159H86V160H87ZM93 159H94V160H93V162L91 161V163H94V161L96 160L95 158H93ZM98 159L100 160V158H98ZM112 159H113V158H112ZM127 159H128V158H127ZM127 159H126V160H127ZM139 159H140V156H139ZM143 159H145V158H143ZM143 159H141V160H142V161H145V160H143ZM186 159H187V160H186ZM194 159H195V158H194ZM206 159H207V158H206ZM216 159H217V158H216ZM218 159H219V158H218ZM227 159H226V160H227ZM84 160H85V159H84ZM86 160H85V161H86ZM99 160H98V161H99ZM170 160H171V158H170ZM192 160H193V159H192ZM197 160L199 161L200 159H197ZM201 160H202V159H201ZM208 160H209V159H208ZM230 160H231V159H230ZM249 160H250V159H249ZM255 160H256V158H255ZM0 161H1V160H0ZM28 161H29V160H28ZM89 161H90V160H89ZM96 161H97V160H96ZM96 161H95V162H96ZM101 161L103 162V160H101ZM101 161H100V164H101V165H100L99 163H98L99 165H96V166L99 167V168H100V166L106 167L107 165L109 166V164H111L110 162H109V164H108V163H107L108 161H107V162H104L105 164H107V165L105 166V164L101 163ZM117 161L119 162V161H121V160H117ZM146 161H147V160H146ZM177 161H178V159H177ZM209 161H211V159H210ZM209 161H208V163H209ZM218 161H222V160L219 159ZM223 161H225L224 158H223ZM246 161H248V160L246 159ZM1 162H3V160H2ZM22 162H24V161H22ZM25 162H26V161H25ZM25 162H24V163H25ZM86 162H87V161H86ZM124 162H125V161H124ZM157 162H158V161H157ZM169 162H170V161H169ZM191 162H192V161H191ZM202 162H207V160L204 161V159H203ZM227 162H230V163H231V161H227ZM235 162H236V161H235ZM242 162H241V163H242ZM252 162H253V161H252ZM29 163H30V162H29ZM29 163H28V164H29ZM84 163H85V162H84ZM89 163H90V162H89ZM91 163H90V165H91ZM96 163H97V162H96ZM96 163H95V164H96ZM112 163L115 164L116 162H115V163L112 162ZM148 163H149V161H147V164H148ZM162 163H163V162H162ZM175 163H176V162H175ZM199 163H201V162H199ZM199 163H198V165L200 166ZM217 163H218V162H217ZM217 163H216V164H217ZM220 163H221V162H220ZM220 163H219V164H220ZM225 163H226V162H224V165H225ZM232 163H233V162H232ZM241 163H240V164H241ZM247 163H248V162H247ZM259 163H261V162L259 161ZM95 164H94V166H95ZM102 164H103V165H102ZM116 164H118V163H116ZM116 164H115V165H116ZM130 164H131V162H130ZM132 164H133V163H132ZM132 164H131V165H132ZM157 164H158V163H157ZM173 164H174V163H173ZM176 164H177V163H176ZM179 164H180V163H179ZM190 164H191V163H190ZM190 164H188V165L190 166ZM194 164H195V163H194ZM194 164L192 163V165H194ZM211 164H212V163H211ZM216 164H215V165H216ZM226 164H227V163H226ZM243 164L245 165L246 162L243 163ZM262 164H263V163H262ZM85 165H86V163H85ZM122 165H123V164H122ZM183 165H184V164H183ZM185 165L187 166V164H185ZM198 165H197V166H198ZM203 165H204V163L201 164V166H203ZM215 165H213V166L216 167ZM224 165H223L222 168H221V166H220V168H219L216 172H217V173H220V172H222L223 170L226 169V171L228 170V172H226V173H227V174H226L227 176L224 175L223 173H222V174H223L224 176H226V179L229 180V181H228L229 183H236L237 181H239V179H240V174H241V173H239L240 171L238 172V169H236V168L233 167L232 165H225V166H224ZM233 165H234V164H233ZM238 165H239V164H238ZM241 165H242V164H241ZM252 165H253V164H252ZM252 165H248V168H251V167H249V166H252ZM254 165H255V164H254ZM260 165H261V164H260ZM43 166H44V165H43ZM94 166H93V168H92V166H90V167H91L93 170H94V169L97 170V168H95L96 166H95V167H94ZM111 166H112V165H111ZM111 166H110V167H111ZM117 166H118V165H117ZM124 166H125V165H124ZM150 166H153V165L150 164ZM189 166H188V167H189ZM197 166H194V167L198 168ZM201 166H200V169L203 168V167L201 168ZM205 166H206V169H207V172H208V171H209V169H208L209 167L207 168V165H204V168H205ZM211 166H212V165H211ZM213 166H212V167H213ZM246 166H247V164H246L245 166H243V167H245V169H246V168H247ZM255 166H257V163H256ZM262 166H263V165H262ZM59 167H60V168H58V167L56 166V168H57V172H58V174H59L62 178L66 179V180H68V181L71 180V182L84 184V185L90 187L92 190H94V191L97 193V195H98V197H99V199H98V200H99V202H98V203H99V207H97V208H99V209H98V212H99V211L101 210V208L104 206V203H105V201H104L105 199H104V196H103L105 193H103V195H101V193H99L98 191H96L95 188H94V186H93L92 184H90L89 182H90L91 180H93V179L97 180V179H99V178H100V180H101V176H100L99 178H97V179L94 178V177H95V174H94V171H93V174H91L90 176H88V177H89L88 179L80 178V176H79L77 173H74V172L70 171V170L67 169V167L64 166L63 164H61ZM90 167H89V168H90ZM113 167H114V165L112 166V168H113ZM141 167H142V166H141ZM141 167H140V168H141ZM156 167H157V165H156ZM180 167H181V166H180ZM180 167H179V168H180ZM184 167H185V166H184ZM188 167H186V168L188 169ZM238 167L241 168L242 166H241V167L238 166ZM253 167H254V166H252V169H253ZM28 168H29V166H28ZM91 168H90V169H91ZM99 168H98V169H99ZM106 168H107V167H106ZM124 168H125V167H124ZM151 168H153V167H151ZM168 168H169V167H168ZM173 168H174V167H173ZM190 168H192V167H190ZM190 168H189V169H190ZM217 168H218V167H217ZM248 168H247V169H248ZM256 168H257V167H256ZM263 168H264V167L261 168L262 171H263ZM47 169H48V168H47ZM100 169H101V168H100ZM100 169H99V170H100ZM103 169H104V168H103ZM108 169H109V168H108ZM115 169L117 170V168H115ZM115 169H114V170H115ZM154 169L157 170V168H154ZM158 169H160V168H158ZM174 169H175V168H174ZM176 169H177V167H176ZM187 169H186V171H187ZM193 169H194V168H192L191 170H193ZM243 169H244V168H243ZM247 169H246V170H247ZM254 169H255V168H254ZM261 169H260V167H259L260 172L258 171V173H257V171L255 172L254 170H252V171H254V173H257V174H255L254 176H253V174H252L253 172L251 171V172H252L251 174H252V176L254 177V179H255V176H256V175H257L256 177H259V173H262ZM45 170H46V166H45ZM48 170H49V169H48ZM96 170H95V171H96ZM104 170H105V169H104ZM106 170H107V169H106ZM118 170H119V169H118ZM118 170H117V171H118ZM152 170H153V169H152ZM196 170H199V168L196 169ZM196 170L194 169V171H196ZM212 170H213V169H212ZM256 170H257V169H256ZM111 171H113V170H111ZM120 171H121V170H120ZM123 171H124V170H123ZM178 171H179V170H178ZM184 171H185V170H184ZM188 171L190 172V170H188ZM188 171L186 172L187 174H189ZM200 171L203 172L204 169H202V170H200ZM241 171H243L242 174H244V171H245V170H241ZM248 171H249V169L247 170V172H248ZM45 172H46V173H45V177H43V176H42V177H43V179H44V183H45V184L47 183V186L44 188L45 191H46L45 193L47 194V196H45V199H44L45 201L43 202V205H42V206H43V209H42L43 217L45 216L44 218H45L47 221H49V222H54V216H55L56 214H58V215H61V214L64 215V213L67 212V210H66L67 206H68V205H71V206L73 207V211H72L73 216H72V214H71V216H72V220H73V222L75 223V222L80 218V216H78V211H76V210H77L78 204H79V206H80V203H79V202L81 201V200H80V199H81V197H80V196H81V195H80L81 192H80L78 189H75V188H71V187L65 186L64 184H62L61 182H59V181L55 178V176H53V175L51 174L52 172H50V171H45ZM91 172H92V171H91ZM91 172H90V173H91ZM97 172H98V171H97ZM102 172H104V171L102 170ZM148 172H149V171H148ZM154 172H155V171H154ZM154 172H153V173H154ZM162 172H163V170H162ZM167 172H169V171H167ZM176 172H177V171H176ZM182 172H183V171H182ZM210 172H212V171L210 170L208 173H210ZM223 172H224V171H223ZM42 173H44V172H42ZM109 173H110V172H109ZM118 173H119V172H118ZM149 173H150V172H149ZM171 173H172V172H171ZM184 173H185V172H184ZM186 173H185V174H186ZM190 173H193V172H190ZM196 173H197V171H196ZM224 173H225V172H224ZM29 174H30V173H29ZM96 174H97V173H96ZM168 174H170V173H168ZM172 174H173V173H172ZM172 174H170V175H172ZM176 174H177V173H176ZM201 174H203V173H201ZM242 174H241V176H242ZM178 175H179V173H178ZM181 175H182V173H181ZM196 175H197V174H196ZM244 175H245V174H244ZM247 175L250 176V173L248 172V174H246V177H247ZM262 175H263V173H262ZM262 175L260 174V178H261V179H258V178H257L258 180H261V182H262L263 177H264V175H263V177H261ZM110 176H111V174H110ZM123 176H124V175H123ZM175 176H177V175H175ZM187 176H189V175H187ZM191 176H194V174H192ZM197 176H198V175H197ZM202 176H203V175H202ZM209 176H210V175H209ZM211 176H213V175H211ZM211 176H210V177H211ZM26 177H27V175H26ZM102 177H103V176H102ZM117 177L120 179L121 175H120V176L118 175ZM169 177H170V176H169ZM180 177H182V176H180ZM180 177H179V178H180ZM183 177H184V176H183ZM246 177L244 178V177L242 176L240 180H241V181H242L243 179L245 180ZM27 178H29V176H28ZM103 178H104V177H103ZM164 178H165V177H164ZM188 178H189V177H188ZM193 178H194V177H193ZM201 178H202V177H201ZM204 178H205V177H204ZM223 178H224V177H223ZM247 178H248V177H247ZM250 178H251V177H249L248 179H250ZM34 179H35V178H34ZM119 179H118V180H119ZM180 179H181V178H180ZM182 179H183V178H182ZM195 179H196V178H195ZM208 179H209V178H206L205 181L207 182ZM252 179H253V178H252ZM252 179H251V180H252ZM257 179H256V181H255L253 184L257 183V181H258ZM23 180H24V179H23ZM25 180H26V178H25ZM25 180H24V181H25ZM175 180H176V178H175ZM212 180H214V179H212ZM244 180H243V181H244ZM251 180H250V181H251ZM93 181H94V180H93ZM98 181H99V180H98ZM105 181H106V180H105ZM209 181H210V179H209ZM225 181H226V180H225ZM241 181H239V182H241ZM245 181L248 182L249 180L246 179ZM253 181H254V180H253ZM26 182H27V181H26ZM41 182H42V179H41ZM106 182H107V181H106ZM150 182H151V180H150ZM182 182H184V181H182ZM197 182H198V181H197ZM202 182H203V181H202ZM239 182H237V183H239ZM258 182H259V181H258ZM261 182H259V183H261ZM28 183H29V182H28ZM117 183H118V182H117ZM148 183H149V182H148ZM170 183H171V182H170ZM184 183H185V182H184ZM188 183H189V182H188ZM210 183H211V181H210ZM237 183H236V184H237ZM259 183H258V184H259ZM262 183H263V185H264V181H263ZM262 183H261V184H262ZM21 184H22V183H21ZM29 184H30V183H29ZM109 184H110V183H109ZM173 184H174V183H173ZM185 184H186L188 187H190L189 184H187V182H186ZM200 184H201V183H199V184L197 183L196 185H200ZM202 184H203V183H202ZM239 184H240V183H239ZM239 184H238V185H239ZM241 184H242V182H241ZM246 184H249V185L251 184V185H252L251 182L246 183ZM100 185H101V184H100ZM105 185H106V184H105ZM158 185H159V184H158ZM178 185H179V184H178ZM196 185H195V186H196ZM222 185H225V184L222 183ZM232 185H233V184H232ZM249 185H247V186L244 185V186L249 187ZM109 186H110V185H109ZM116 186H117V185H116ZM155 186H156V185H155ZM159 186H160V185H159ZM180 186H181V185H180ZM203 186H204V188H203L202 186H200V189H201V187H202V189L204 190V189H205V185H203ZM228 186H230V184H229ZM228 186H227V187H228ZM240 186H242V185H239V189L241 188ZM28 187H29V185H28ZM30 187L32 188V186H30ZM134 187H135V186H134ZM156 187H157V186H156ZM156 187H155V188H156ZM168 187H169V186H168ZM176 187H178V186H176ZM192 187L194 188V186H192ZM207 187H208V186H207ZM207 187H206V188H207ZM231 187H232V186H231ZM231 187H229V188L231 189ZM233 187H234V186H233ZM235 187H236V185H235ZM254 187H255V186H254ZM259 187L261 188V186H259ZM263 187H264V186H263ZM110 188H111V187H110ZM135 188H136V187H135ZM141 188L143 189V187H141ZM146 188H147V187H146ZM153 188H154V186H153ZM155 188H154V189H155ZM159 188H160V187H159ZM163 188H164V187H161V191L163 190ZM184 188H185V187H184V184H183V185L178 189V192H175V193H178V194H177V196H179L178 198H179L181 201H183L184 203H186V206H187V202H189V204L191 203V202H190L191 199L193 200V199H195V198H197V199L199 198V200L201 201V198H200V197H196V196H195V195H197L198 193H200V192H198V190H199V186H198V190H197V192H195V191L192 190V189H189V191H188L189 193H187V191H185ZM186 188H187V187H186ZM196 188H197V187H196ZM196 188H194V189H196ZM236 188H237V187H236ZM236 188H232L233 190H232L231 192L233 193L234 189H236ZM242 188H243V187H242ZM244 188H245V187H244ZM250 188H252V186H251ZM250 188H249V189H250ZM29 189H30V188H29ZM29 189L27 188V190H29ZM44 189H43V190H44ZM151 189H152V187H151ZM187 189H188V188H187ZM202 189H201V190H202ZM208 189H209V187H208ZM208 189H207V190H208ZM224 189H225V188H224ZM224 189H223V190H224ZM30 190H31V189H30ZM41 190H42V189H41ZM41 190H40V191H41ZM148 190H149V189H148ZM152 190H153V189H152ZM156 190H157V189H156ZM164 190H166V189L164 188ZM171 190H172V189H171ZM211 190H212V189H211ZM225 190H226V189H225ZM228 190H229V189H228ZM236 190L239 191V192L241 191V190H238V188H237ZM242 190H243V189H242ZM262 190H263V189H261V194L264 192V191H262ZM110 191H111V190H110ZM157 191L160 192L159 189H158ZM199 191H200V190H199ZM205 191H206V190H205ZM205 191H204V193H205ZM208 191H209V190H208ZM250 191H251V190H250ZM194 192L197 193V194H194ZM201 192L203 193V191H201ZM234 192H235V191H234ZM239 192H238V194H239ZM255 192H256V191H255ZM110 193H111V192H110ZM110 193H109V194H110ZM133 193H135V192H133ZM157 193H158V192H157ZM243 193H244V192H243ZM109 194H108V196H109ZM121 194H122V193H121ZM160 194H162V193H160ZM163 194H164V193H163ZM235 194L238 195L237 192H236ZM235 194H234V195H235ZM240 194H241V193H240ZM257 194H258V193H257ZM110 195H111V194H110ZM127 195H128V194H127ZM164 195H165V194H164ZM198 195L200 196V194H198ZM201 195H203V194H201ZM234 195H233V196H234ZM254 195H255V194H254ZM258 195H260V194H258ZM258 195H257V196H258ZM262 195H264V194H262ZM153 196H155V195H153ZM157 196H158V195H157ZM233 196H232V197H233ZM109 197H110V196H109ZM161 197H162V196H161ZM187 197H188V200L186 199ZM194 197H195V198H194ZM224 197H225V196H224ZM241 197H242V196H241ZM251 197H252V196H251ZM259 197H260V196H259ZM259 197H256V198H258V201H259ZM261 197H263V196H261ZM43 198H44V197H43ZM110 198H111V197H110ZM116 198H117V196H116ZM164 198H165V197H163V199H164ZM168 198L170 199V197H168ZM168 198H166V199H168ZM210 198H211V197H210ZM220 198H221V196H220ZM226 198H227V197H226ZM226 198H225V200H227ZM242 198H243V197H242ZM245 198H247V197H245ZM256 198H255V200H256ZM121 199H122V198H121ZM160 199H161V198H160ZM235 199H236V198H235ZM243 199H244V198H243ZM253 199H254V198H253ZM106 200H107V199H106ZM150 200H152V199H150ZM150 200H148V201H150ZM172 200H173V199H172ZM176 200H177V198H176ZM186 200H187V201H186ZM249 200H250V199H249ZM38 201H39V200H38ZM109 201H110V200H109ZM109 201H108V202H109ZM142 201H143V200H141V202H142ZM154 201H156V200L154 199ZM154 201H153V202H154ZM168 201H171V200H168ZM202 201H204V200H202ZM202 201H201V202H202ZM206 201H207V200H206ZM206 201H204V202H206ZM228 201H230V200H228ZM231 201H232V200H231ZM241 201H242V200H241ZM241 201H240V202H241ZM243 201H244V200H243ZM256 201H257V200H256ZM256 201H255V202H256ZM258 201H257V206H261V205L263 204V202H262V204L260 205V204H258ZM262 201H264V199H263ZM131 202H133V201H131ZM135 202H136V201H135ZM143 202H144V201H143ZM173 202H174V201H173ZM173 202H172V203H173ZM175 202H177V201H175ZM192 202H193V201H192ZM201 202H200V203H201ZM204 202H202V203H204ZM255 202L252 201V202H251L252 205H254ZM259 202H260V201H259ZM136 203H137V205H136V208H137V206H139L138 204L140 203V201H139V203H138V202H136ZM149 203H151V202H149ZM154 203H155V202H154ZM162 203H163V204H164V203H167V200H166L165 202H161V204H162ZM178 203H179V202H178ZM197 203H198V202H197ZM200 203H198V204H200ZM220 203H221V202H220ZM248 203H249V202H248ZM253 203H254V204H253ZM127 204H128V203H127ZM127 204H126V205H127ZM151 204H152V203H151ZM161 204H158V202H157V205H158V206L161 205ZM168 204H169V202H168ZM168 204H165V206L168 205ZM170 204H171V203H170ZM170 204H169V205H170ZM194 204H195V203H194ZM198 204H196V205H198ZM221 204H222V203H221ZM228 204H229V203H228ZM36 205H37V204H35V206H36ZM129 205L132 206L131 203H130ZM134 205H135V204H133V206H134ZM155 205H156V204H155ZM155 205H150V204H149L148 206H154V207H155ZM157 205H156V206H157ZM171 205H172V204H171ZM191 205H192V203H191ZM230 205H231V204H230ZM247 205H249V204H247ZM250 205H251V204H250ZM97 206H98V205H97ZM133 206H132V207H133ZM140 206H141V204H140ZM144 206H145V205H144ZM175 206H176V205H175ZM175 206H174V203H173L172 207H173L174 209H175V208H177L178 210L181 209L180 207L178 208V207H175ZM177 206H179V204H178ZM181 206H182V204H181ZM183 206H184V205H183ZM186 206H184V207H186ZM189 206H190V205H189ZM192 206H193V205H192ZM211 206H213V205L211 204ZM231 206H232V205H231ZM235 206H236V205H235ZM255 206H256V205H255ZM257 206H256V207H257ZM262 206H263V205H262ZM262 206H261V207H262ZM128 207H129V206H128ZM128 207H127V208H128ZM160 207H162V206H160ZM172 207L170 206V208H168V206H167V207H165L164 209H166V210L168 209V211H169V209H172V210H173ZM199 207L201 208V206H199ZM199 207H198V208H199ZM121 208H122V207H121ZM127 208H126V209H127ZM133 208H134V207H133ZM133 208H132V209H133ZM136 208H135V209H136ZM139 208H140V207H139ZM144 208H145V207H144ZM144 208H143V206H142V209H141V208H140V209H141V210H144ZM147 208H148V207H147ZM149 208H150V207H149ZM152 208H153V207H151V209H152ZM156 208H157V207H156ZM156 208H153V209L155 210ZM187 208H188V207H187ZM190 208H191V207H190ZM196 208H197V207H196ZM200 208H199V209H200ZM203 208H204V207H203ZM216 208H217V207H216ZM228 208H229V207H228ZM251 208H252V207H251ZM32 209H33V208H31V210H32ZM130 209H131V208H129V210H130ZM135 209H134V210H135ZM137 209H138V208H137ZM137 209H136V211H134L135 214H134V213H133V214L135 215V219H136V220L134 219L135 222L137 221L138 223H141L140 220H142V219H143V220H142V222H143L148 216H150L151 214H155V212H156V214H157V211L159 210V209L157 208L158 210L156 209L157 211L155 210L154 213H152L153 210L150 211V210L147 209V210H148V213H149V211H150L151 214L149 215L148 213H146L147 216H145L144 213H141V212H143V211H141V210L137 211ZM177 209H176V210H177ZM191 209L193 210V208H191ZM237 209H238V208H237ZM247 209H249V206H248ZM254 209H255V208H254ZM261 209H262V208H261ZM78 210H79V209H78ZM166 210H165V211H166ZM195 210H196V209H195ZM226 210H227V209H225L224 212H226ZM235 210H236V209H235ZM235 210H234V211H235ZM239 210H240V209H238V212H236V211L234 212V211H233L234 213H236L235 216H237V215L240 213ZM258 210H259V208H258ZM35 211H36V210H35ZM64 211H66V212H64ZM79 211H80V210H79ZM140 211H141V212H140ZM162 211H163V210H162ZM162 211H161V212H162ZM188 211H189V210H188ZM196 211H197V210H196ZM203 211H205V210H203ZM240 211H241V213L243 212L242 210H240ZM254 211H255V210H254ZM259 211H260V210H259ZM261 211H263V210H261ZM261 211H260V212H261ZM80 212H81V211H80ZM95 212H96V211H95ZM119 212H120V211H119ZM123 212H124V211H123ZM123 212H121V213H123ZM158 212H159V211H158ZM166 212H167V211H166ZM166 212H165V213H166ZM180 212H181V211H180ZM218 212H219V211H218ZM220 212H221V211H220ZM222 212H223V211H222ZM222 212H221V213H222ZM189 213H190V212H188V214H189ZM202 213H203V212H202ZM207 213H208V212H207ZM234 213H233V214H234ZM237 213H238V214H237ZM250 213H251V212H250ZM258 213H259V212L257 211L255 214H258ZM263 213H264V212H263ZM30 214H31V213H30ZM97 214H98V213H97ZM156 214H155V215H156ZM158 214H159V213H158ZM170 214H171V213H170ZM172 214H174V213H172ZM172 214H171V215H172ZM181 214H182V213H181ZM181 214H179V215L182 216L183 214H182V215H181ZM186 214H187V210H186ZM228 214H229V213H228ZM228 214L226 213V215H228ZM62 215H61V216H62ZM65 215H66V214H65ZM79 215H80V214H79ZM143 215H144V216H143ZM155 215H152V216H155ZM164 215H165V214H164ZM176 215H177V212H176ZM224 215H225V214H224ZM229 215H230V214H229ZM242 215H244V214H242ZM66 216H67V215H66ZM69 216H70V215H69ZM157 216H158V215H157ZM157 216H156V217H157ZM160 216H161V215H160ZM160 216H158L157 218H159ZM169 216H170V215H169ZM169 216H168V217H169ZM177 216H178V215H177ZM180 216H179V217H180ZM186 216L189 217L188 215H186ZM193 216H194V215H193ZM212 216H213V215H212ZM235 216L233 215V216H231V218L234 217L233 220H235V218H236ZM247 216H248V215H247ZM247 216H246V217H247ZM55 217H56V216H55ZM92 217H93V216H92ZM92 217H91V218H92ZM156 217H155V218H156ZM182 217H183V219H184V216H182ZM182 217H181V219H182ZM201 217H202V216H201ZM208 217H209V216H208ZM238 217H239V219H241V218H240V215H239ZM241 217H243V216H241ZM256 217H257V216H256ZM60 218H61V217H60ZM116 218H117V217H116ZM120 218H121V217H120ZM177 218H178V217H177ZM177 218H176V219H177ZM244 218H245V217H244ZM249 218H250V216H249ZM262 218L264 219V217H262ZM132 219H133V218H132ZM151 219H154V217H152ZM162 219L165 220L166 218L163 217ZM168 219H169V220H167V221L172 220V219H170V218H168ZM181 219H180V220H181ZM225 219H226V218H225ZM236 219H237V218H236ZM255 219H257V218L254 217L253 220H252V219H251V220L254 221ZM258 219H259V218H258ZM108 220H109V219H108ZM111 220H112V219H111ZM113 220H114V219H113ZM121 220H124V219H121ZM147 220H148V219H147ZM160 220H161V219H160ZM160 220H158V221H160ZM164 220L161 222L162 224H163V223H164V224L166 223V220H165V222H164ZM180 220H179V221H180ZM186 220H189V221H190V219H186ZM201 220H202V219H201ZM241 220H242V219H241ZM241 220H239V221H241ZM246 220H247V219H246ZM119 221H120V220H119ZM125 221H126V220H125ZM132 221H133V220H132ZM145 221H146V220H145ZM145 221H144V222H145ZM150 221L153 222V220H150ZM155 221H156V219H155ZM172 221H175V220H172ZM172 221H171V223H169V225H172ZM191 221H192V220H191ZM197 221H198V220H197ZM216 221H217V220H216ZM236 221H237V220H236ZM255 221H256V220H255ZM255 221H254V222H255ZM262 221H263V220H262ZM92 222L94 223V225H96L95 227H96L97 229H98L100 226H103V225H104V222H103V223L100 222V221L98 220V218H97V215H96L93 219L89 220V222H87V223L83 226V228H81V230L75 235V243H76V245H77V247H78L79 254H80L79 256H80V258H81V263H82V264H93L92 259H91V255H90V251H89V250L91 249V248L89 247V245H90V239H88L89 237H88V238L86 237V231L88 230V228H89V226H90V224H91ZM110 222H111V221H110ZM112 222H113V221H112ZM117 222H118V220H117ZM117 222H116V223H117ZM126 222H128V220H127ZM144 222H143V223H144ZM176 222H177V221H176ZM181 222H182V220H181ZM210 222H211V221H210ZM248 222H250V221H248ZM248 222H246V221H245V223L242 222L243 227H244V224H248ZM254 222H253V224H254ZM31 223L33 224V222H31ZM106 223H107V221H106ZM113 223H114V222H113ZM118 223H119V222H118ZM146 223H151V222H147V221H146ZM146 223H145V224H146ZM156 223H157V222H156ZM156 223L154 222L153 224L155 225ZM173 223H174V222H173ZM200 223H201V222H200ZM216 223H217V222H216ZM233 223H234V222H233ZM236 223H237V222H236ZM238 223H239V222H238ZM255 223H256V222H255ZM258 223H259V222H258ZM34 224H35V223H34ZM34 224H33V225H34ZM40 224H41V223H40ZM49 224H51V223H49ZM108 224H110V223H108ZM145 224H144V227H143V228H145ZM159 224H160V223H159ZM159 224H158V225H159ZM178 224H179V223H178ZM183 224H185V223H183ZM197 224H199V223H197ZM214 224H215V223H214ZM250 224H252V223H250ZM253 224H252V225H253ZM259 224H260V223H259ZM262 224H263V223H262ZM41 225H42V224H41ZM53 225H55V222L53 223ZM113 225H114V224H113ZM135 225H137V224H135ZM135 225L133 224V226H135ZM142 225H143V224H142ZM142 225H141L140 227H142ZM146 225H148V224H146ZM160 225H161V224H160ZM166 225H168V222H167ZM192 225H193V224H192ZM199 225H200V224H199ZM210 225H211V223H210ZM212 225H213V224H212ZM218 225H219V224H218ZM226 225H227V224H226ZM233 225H234V224H233ZM237 225H238V224H237ZM237 225H236V227H237ZM105 226H106V225H105ZM124 226H125V225H124ZM126 226H127V225H126ZM137 226H138V228H139V225H137ZM149 226H150V224H149ZM200 226H201V225H200ZM214 226H215V225H214ZM228 226H229V225H228ZM231 226H232V225H231ZM260 226H261V225H259V227H260ZM33 227H34V226H33ZM50 227H51V226H50ZM54 227H55V226H52V230H55L56 227H55V228H54ZM107 227H108V226H107ZM130 227H132V226H130ZM153 227H154V226H153ZM156 227H157V226H156ZM166 227H167V226H166ZM166 227H165V228H166ZM206 227H207V226H206ZM212 227H213V226H212ZM217 227H219V226H217ZM223 227H224V226H223ZM246 227H247V226H246ZM248 227L250 228V226H248ZM254 227H257V225L254 226ZM259 227H258V228H259ZM262 227H263V226H262ZM46 228H47V227H46ZM53 228H54V229H53ZM147 228H150V227H147ZM169 228H171V226H169L168 229H169ZM189 228H190V227H189ZM191 228H192V227H191ZM219 228H221V227H219ZM232 228H233V226H232ZM249 228H248V229H249ZM252 228H253V227H252ZM258 228L256 229V231L258 230ZM187 229H188V228H187ZM196 229H197V228H196ZM199 229H200V227H199ZM205 229H206V228H205ZM237 229H238V228H236L235 230H237ZM250 229H251V228H250ZM250 229H249V230H250ZM40 230H41V229H40ZM48 230H49V228H48ZM52 230H51V231H52ZM160 230H162V229H160ZM189 230H190V229H189ZM212 230H213V229H212ZM216 230H217V229H216ZM218 230H219V229H218ZM220 230H221V229H220ZM224 230H225V228H224ZM224 230H223V231H224ZM233 230H234V228H233ZM259 230H260V228H259ZM259 230H258V232H259ZM41 231H42V230H41ZM58 231H60V235H63V237L65 238V236H66V232H64L65 230H64L63 232H62V230H58ZM145 231H147V230H145ZM158 231H159V230H158ZM163 231H164V230H163ZM198 231H199V232H196V230H195V231H189V232H190V234H192L191 232H194V233L196 232V236H198L199 234H202V233H200L201 230H198ZM202 231H204V229H202ZM205 231H206V230H205ZM214 231H215V229H214ZM237 231H238V230H237ZM243 231H244V230H243ZM245 231H246V230H245ZM46 232H47V231H46ZM48 232H50V231H48ZM56 232H57V231H56ZM160 232H161V231H159V233H160ZM218 232H219V231H218ZM226 232H227V231H226ZM251 232H252V230H251ZM253 232H254V231H253ZM261 232H263V230H262ZM37 233H38V232H37ZM96 233H97V232H96ZM164 233H165V232H164ZM172 233H173V232H172ZM172 233H171V234H172ZM197 233H199V234L197 235ZM203 233H204V232H203ZM206 233H207V232H206ZM234 233H235V232H234ZM244 233H245V232H244ZM246 233H247V232H246ZM249 233H250V232H249ZM42 234H43V233H42ZM52 234L55 235V233H52ZM97 234H99V233H97ZM210 234H211V233H210ZM218 234H221V233H218ZM226 234H228V233H226ZM231 234H232V233H231ZM252 234H253V233H252ZM252 234H251V235H252ZM259 234H260V232H259ZM259 234H257V236H258ZM261 234H262V233H261ZM36 235H37V234H36ZM56 235H57V234H56ZM104 235H105V233H104ZM145 235H146V234H145ZM167 235H168V234H167ZM207 235H208V234H207ZM213 235H214V234H213ZM213 235H212V236H213ZM216 235H217V234H216ZM237 235H238V234H237ZM253 235H254V234H253ZM105 236H106V235H105ZM105 236H104V237H105ZM169 236H170V235H169ZM190 236H191V235H190ZM196 236H195V239H197ZM218 236H219V235H218ZM221 236H222V235H221ZM224 236H225V234H224ZM233 236H236V235L233 234ZM248 236H249V235H248ZM254 236H255V235H254ZM261 236L263 237V235H261ZM45 237H46L47 240H49V239H48L49 236H48V238H47V236L45 235ZM45 237H44V238H45ZM102 237H103V236H102ZM147 237H148V236H147ZM161 237H162V236H161ZM172 237H173V236H172ZM174 237H175V236H174ZM193 237H194V236H193ZM198 237L201 239V235L198 236ZM203 237H204V236H203ZM203 237H202V238H203ZM210 237H211V235H210ZM215 237H216V236H215ZM228 237H229V235H228ZM132 238H133V236H132ZM144 238H145V237H144ZM199 238H198V241H199ZM213 238H214V237H213ZM213 238H212V239H213ZM259 238H260V237H259ZM36 239H37V238H36ZM103 239H104V238H103ZM107 239H108V238H107ZM107 239H106V240H107ZM112 239H113V238H112ZM146 239H147V238H146ZM146 239H145V240H146ZM162 239H163V238H162ZM162 239H161V240H162ZM166 239H167V238H166ZM186 239H187V238H186ZM189 239H190V238L188 237V240H189ZM216 239H218V238H216ZM232 239H233V237H232ZM247 239H249V238H247ZM252 239H253V238H252ZM252 239H250V240H252ZM254 239H255V237H254ZM254 239H253V241H254ZM256 239H258V238H256ZM263 239H264V238H263ZM142 240H143V239H142ZM147 240H148V239H147ZM158 240H159V239H158ZM174 240H175V239H174ZM174 240H173V243H174ZM190 240H191V239H190ZM201 240H202V239H201ZM203 240H205V239L203 238ZM219 240H220V239H219ZM221 240H222V239H221ZM225 240H227V237H226ZM235 240H236V239H235ZM235 240H234V241H235ZM243 240H245V239H243ZM20 241H21V240H20ZM44 241H45V239H44ZM110 241H111V243H112L113 240H110ZM116 241H117V238H116ZM143 241H144V240H143ZM163 241H164V240H163ZM181 241H183V240L181 239ZM223 241H224V239H223ZM223 241H222V242H223ZM229 241H230V239H229ZM261 241H262V240H261ZM46 242H47V241H46ZM46 242H45V243H46ZM148 242H149V240H148ZM183 242H184V241H183ZM187 242H189V241H186V243H187ZM195 242L197 243L196 240H195ZM212 242L217 243L216 241H212ZM212 242H211V243H212ZM251 242H252V241H251ZM20 243H22V241H21ZM27 243H28V242H27ZM111 243H110V244H111ZM115 243H116V242H115ZM123 243H124V242H123ZM123 243H122V244H123ZM126 243H127V242H126ZM126 243H125V244H126ZM143 243L145 244L146 242H142V244H143ZM170 243H171V242H170ZM186 243H185V245H189V244H186ZM202 243H204V241L198 243V245H200V244H202ZM206 243H207V242H206ZM223 243H225V242H223ZM263 243H264V240H263ZM23 244H24V246H25L26 243L24 242ZM48 244H49V243H48ZM125 244H124V245H125ZM128 244H129V242H128ZM140 244H141V243H140ZM165 244H167V243L165 242ZM165 244H164V245H165ZM175 244H176V243H175ZM183 244H184V243H183ZM192 244H193V243H192ZM236 244H237V240H236ZM238 244H239V243H238ZM243 244H246V243L243 242ZM257 244L259 245V242L256 243V245H257ZM44 245H45V244H44ZM49 245H50V244H49ZM111 245H112V244H111ZM132 245H133V244H132ZM225 245H227V244L225 243ZM230 245H231V244H230ZM232 245H233V244H232ZM263 245H264V244H263ZM32 246H33V244H32ZM38 246H39V245H38ZM90 246H91V245H90ZM129 246H130V245H129ZM149 246H150V245H149ZM149 246H146V247H149ZM171 246H173L172 243H171ZM171 246H170V247H171ZM202 246H204V245L202 244ZM202 246H201V247H202ZM228 246H229V245H228ZM242 246H243V245H242ZM260 246H261V245H260ZM30 247H31V246H30ZM43 247H44V246H43ZM47 247H48V246H47ZM113 247H115V246H113ZM123 247H124V246H123ZM130 247H131V246H130ZM141 247H142V246H141ZM166 247L168 248L167 245H166ZM170 247H169V249H170ZM186 247H187V246H186ZM204 247H205V246H204ZM239 247H240V246H239ZM239 247H238V248H239ZM244 247H245V246H244ZM250 247H251V245H250ZM250 247H249V248H250ZM261 247H262V246H261ZM261 247H259V249H260ZM263 247H264V246H263ZM263 247H262V248H263ZM24 248H26V247H24ZM32 248H34V246H33ZM50 248H51V246H50ZM89 248H90V249H89ZM116 248H117V245H116ZM116 248H114V249H116ZM143 248H144V246H143ZM149 248H150V247H149ZM154 248H155V247H154ZM193 248H194V247H193ZM198 248H200V247H198ZM235 248H236V245H235ZM242 248H243V247H242ZM262 248H261V250H262ZM44 249H45V248H44ZM47 249H48V248H47ZM125 249H126V247H125ZM125 249H124V250H125ZM136 249H137V248H136ZM136 249H134V253H135V250H136ZM139 249H140V248H139ZM141 249H142V248H141ZM146 249H147V248H146ZM171 249H172V247H171ZM171 249H170V250H171ZM200 249H201V248H200ZM202 249H203V248H202ZM247 249H248V247H247ZM256 249H258V248L256 247ZM45 250H46V249H45ZM49 250H50V249H49ZM49 250H48V251H49ZM129 250H130V249H129ZM148 250H149V249H148ZM150 250H151V249H150ZM152 250H153V248H152ZM152 250H151V251H152ZM161 250H163V249L161 248ZM161 250H160V251H161ZM183 250H184V249H183ZM193 250L195 251V250H198V249H193ZM249 250H250V249H248V253H249ZM263 250H264V248H263ZM22 251H23V250H22ZM92 251H93V250H91V252H92ZM116 251H117V250H116ZM143 251H144V250H143ZM151 251H149V253H150ZM171 251H173V250H171ZM177 251H178V249H177ZM198 251H199V250H198ZM198 251H197V252H198ZM203 251H204V250H203ZM46 252H47V251H46ZM46 252H45V253H46ZM50 252H51L50 255H49L48 252H47V254H48L49 256H52V259H51V260H50V258H49L50 261L53 260V257H54V258H55V257H58V258L60 257V258H62L64 261L66 260L65 263H67V264H74L73 253H72V250H71V248L69 247L67 241H65V246L62 248L61 251L58 252V251H55V250H50ZM178 252H179V251H178ZM181 252H182V251H181ZM199 252H201V251H199ZM31 253H34V251L31 252ZM38 253H39V252H38ZM140 253H141V252H140ZM145 253H146V252H145ZM151 253H152V252H151ZM161 253H162V252H161ZM173 253H174V251H173ZM182 253H183V252H182ZM245 253H247V252H245ZM252 253H255V251H254V252H251V254H252ZM256 253H257V251H256ZM94 254H95V253H93V255H94ZM111 254H112V253H111ZM113 254H114V253H113ZM118 254H119V253H118ZM138 254H139V253H138ZM142 254H143V253H142ZM153 254H154V253H153ZM165 254H166V253H165ZM165 254H164V255H165ZM167 254H170V252L168 251ZM187 254H188V253H187ZM242 254H243V253H242ZM38 255H39V254H38ZM48 255H47L46 259H48ZM93 255H92V258L95 257V256H97V255H95V256H93ZM132 255H133V253H132ZM134 255L136 256V254H134ZM154 255H156V254H154ZM162 255H163V254H162ZM170 255H171V254H170ZM170 255H167V256H170ZM172 255H173V254H172ZM181 255H182V254H181ZM188 255H189V254H188ZM192 255H193V254H192ZM198 255H199V254H198ZM201 255H202V254H201ZM246 255H248V254H246ZM246 255H245V257H246ZM254 255L256 256V254H254ZM45 256H46V255H45ZM135 256L133 257V258H134L133 260H136V259H135ZM139 256H141V255L139 254ZM149 256H150V255H149ZM175 256H176V255H175ZM242 256H243V255H242ZM249 256H250V255H249ZM30 257H31V256H30ZM104 257H105V256H104ZM114 257L118 258L117 254H116V256H114ZM142 257L144 258L145 256L142 255ZM152 257H153V256H152ZM156 257H157V256H156ZM164 257H165V256H164ZM170 257H172V256H170ZM187 257H188V256H187ZM195 257H196V256H194V258H195ZM207 257H208V256H207ZM207 257H206V258H207ZM245 257H244V258H245ZM251 257H252V256H251ZM42 258H44V257L42 256ZM100 258H101V257H100ZM105 258H106V257H105ZM120 258H121V257H120ZM165 258H166V257H165ZM183 258H184V257H183ZM199 258H200V257H199ZM211 258H212V256H211ZM242 258H243V257H242ZM248 258H250V257H248ZM248 258H247V259H248ZM253 258H254V257H253ZM255 258H256V257H255ZM255 258H254V259H255ZM24 259H25V258H24ZM55 259H56V258H55ZM62 259H61V261H62V263H63V260H62ZM97 259H98V258H97ZM106 259H107V258H106ZM141 259H142V258H141ZM171 259H173V258H171ZM191 259H192V258H191ZM201 259H202V258H201ZM250 259H251V258H250ZM261 259H262V258H261ZM22 260H23V259H22ZM32 260H33V259H32ZM57 260H59V262H60V259H57ZM95 260H96V259H95ZM98 260H100V259H98ZM101 260H103V259L101 258ZM123 260H124V259H123ZM129 260H130V259H129ZM147 260H148V259H147ZM149 260H150V259H149ZM149 260H148V261H149ZM155 260L157 261L158 259H155V256H154V260H153V261L150 260V261H151L153 264H157V263H155V262H156ZM186 260H187V259H186ZM209 260H211V259H209ZM243 260H244V259H243ZM245 260H246V259H245ZM245 260H244V262H245ZM248 260H249V259H248ZM248 260H246V261H248ZM50 261H49V262H50ZM154 261H155V262H154ZM160 261H161V260H160ZM160 261L158 262V264L160 263ZM163 261H164V260H163ZM170 261H171V260H170ZM206 261H208V260H206ZM212 261H213V260H212ZM249 261H251V260H249ZM255 261H257V258H256ZM255 261H254L253 263L256 264ZM259 261H260V260H259ZM29 262H30V259H29ZM37 262H38V261H37ZM45 262H46V261H45ZM55 262H56V261H55ZM96 262H97V261H96ZM99 262H100V263H98V264H101V261H99ZM107 262H108V261H107ZM112 262H113V261H112ZM171 262H173V261H171ZM181 262H182V261H181ZM186 262L188 263V261H186ZM192 262H195V261L193 260ZM203 262H204V261H203ZM262 262H263V261H262ZM262 262H261V263H262ZM52 263H54V262H52ZM65 263H64V264H65ZM102 263H103V262H102ZM117 263H118V262H117ZM133 263H135V261H134ZM149 263H150V262H149ZM152 263H150V264H152ZM207 263H208V262H207ZM207 263H206V264H207ZM209 263H210V262H209ZM257 263H258V262H257ZM28 264H29V263H28ZM37 264H38V263H37ZM41 264H43V260H42V263H41ZM46 264H47V263H46ZM50 264H51V263H50ZM54 264H55V263H54ZM96 264H97V263H96ZM103 264H104V263H103ZM112 264H113V263H112ZM141 264H142V263H141ZM146 264H147V263H146ZM160 264H164V263L162 262V263H160ZM195 264H196V263H195ZM198 264H200V261H199ZM263 264H264V263H263Z\"/></svg>","mask_w":264,"mask_h":264},{"label":"water","instance_id":"obj_3","mask_svg":"<svg viewBox=\"0 0 264 264\" xmlns=\"http://www.w3.org/2000/svg\"><path fill=\"white\" fill-rule=\"evenodd\" d=\"M5 5H6L7 14H8V19H9V22L11 24V12H10L9 0H5ZM23 56H25V59L29 60V62H31V64L33 66H35V67H37V68H39L41 70H46L48 68H53V67L58 66V65H68L69 63L75 61L76 59H81L83 61H86L90 66H93L87 60V58H84V57H69V58L59 60V61H57V62H55L53 64H49V65H46V66H37L35 63H33L31 61V59L25 53H23ZM92 87H93V83L86 90H84L82 93H80L65 110H63L60 114H58V116L55 118V120L51 124L50 131L53 130V128L55 127V125L57 124V122L65 114H67L68 112H70L71 110H73V108L81 100H83V98L89 93V91L91 90ZM47 156H48L49 168H50L53 176H55V178L59 182H61L62 184H64L65 186L78 189L80 192L85 193V194H88L91 197L92 202H93V206L87 211V213L83 216V218L79 221V223L76 224V226H74V228L67 235V241H68L70 247L72 248V250L74 251V256H75L76 264H81L80 257H79V252H78V248H77V245L75 243L74 238H75V235L87 223V221L91 218V216L95 212V210L97 208V205H98L97 194L90 187H88V186H86L84 184L71 182V181H68V180L62 178L57 173V171L55 170V167H54V165L52 163V160H51V155H50V151L49 150H48V155Z\"/></svg>","mask_w":264,"mask_h":264}]
</instances>
